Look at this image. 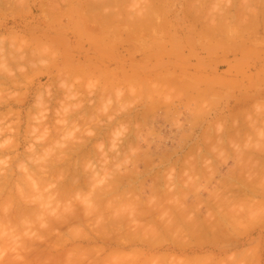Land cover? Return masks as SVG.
<instances>
[{
	"label": "rangeland",
	"instance_id": "374dc122",
	"mask_svg": "<svg viewBox=\"0 0 264 264\" xmlns=\"http://www.w3.org/2000/svg\"><path fill=\"white\" fill-rule=\"evenodd\" d=\"M55 0H0V51H1V55H0V73L2 74L3 72V74L8 78V77H10L9 79L11 80V82H8V84H7V81H9L8 79H6L5 78V76L2 78V77H0L1 78V81H6V83L4 84V82L2 83L1 81H0V84H2V85H0V95H1V99H0V102H1V104H2V102L4 101V105L3 106H5L7 103H9L8 105H6L5 107H3V106H1V104H0V106L1 107H3L2 109L0 108V117H3V119L1 120L0 119V122H3V121H5V119H6V121H5V125H4V127L5 126H9L10 127V129H11V132L12 133H10V129L8 128V126L7 127H5V129H7L8 128V130H9V132L7 131H5L6 133H4L5 135H3V137L2 136H0V138L1 139H3V140H1L0 139V144H3L4 142V146H5V148H7L6 147V145L5 144H8L9 145V143H10V145H13V144H11V142L12 141H14V140H18V139H20V140H18L19 142H20V144H18V148L15 146V145H13V146H15L17 149H15V148H13L14 149V151H13V153L11 152L12 151V149H11V151L10 150H6V151H4L3 153H4V155H3V153H1L0 155L2 156H0L1 157V159H2V162H1V160H0V174H5L6 172V174L8 175V171L10 172V171H12V169L11 168H13L14 167V171H13V173L11 172V174H13V175H11V174H9V176L11 175V176H13L11 179H10V177H9V184H8V182H6V179H4V181L5 182H3V185H5L6 187H4L3 185H2V183L0 182V184L2 185V187L3 188H5V190H3V188H0V190L2 189L3 191H0L1 193H2V195L3 196H1V200L5 197V195H7V192L9 191V189L12 187V184L14 183L15 185H16V183H18V185H14L13 186V194H14V192H15V195L14 196H12L13 197V201L12 200H10L9 198H10V193H11V195H12V191L10 192H8V196H7V199L9 200V202L7 203V206L9 205V203H12V206H13V208H14V206H15V208H16V213H15V210L13 211V208L11 207V212H13V215H12V213L10 212H8L9 210H10V206H11V204H10V206L9 207H7V206H5V211L7 212V214L9 213V216L6 214V213H4V214H6V215H4L3 216V213H2V216L1 217H4V219H6V217H7V225H8V217H9V219H15V218H18V217H20L21 215V217H22V219H20L19 221H20V223L23 221L24 222V224L26 223V221H28L27 220V218L29 219L30 217L32 218V219H29V220H39V217H41V218H43L42 216H40V215H42L41 214V210H42V208L40 209V207L38 206V204H33L32 202V204L31 205H34V206H38L39 208H38V210L40 209V211L41 212H39V211H37V210H35L36 208L34 207V206H32L30 209H27V208H23V206H26V207H30V204H29V202H25L24 200H23V202H25L26 204H29V205H25V203H23L22 202V200L20 201V195H24V194H22L21 193V191L23 190V192H27L25 195H24V197H27L26 195H31L32 193H33V190L35 191V189H36V186H38V189L41 187V186H43L42 184H40L41 182H38V185H34L33 187L31 186V188H32V192H30V188L28 187V186H26V189L23 187V183L24 182H22L23 181V179L21 178V183H20V181L17 179V178H19V177H21L22 175H21V173H20V175L18 174V172H22V174H23V171H25L24 169H26L27 167H28V162H30V163H32V162H34V164H36L38 161L35 159V160H33L32 162L31 161H29V160H22L23 161V163H26V167H24V165L25 164H21V163H19V159H21V157H24L25 158V156L24 155H26L27 153H29V154H31V152H29V151H31V150H33L32 152H34L35 151V149H36V147H37V145H36V143L37 144H39L40 143V141L41 140H43L42 142H44V139H47V138H50L52 141H53V145H51L52 144V141L51 142H49L50 144L49 145H51V146H53V147H50V146H47L46 144V146H45V148L46 147H48L50 150H49V152L51 151V153L53 154H55V153H57V156L58 157H61L60 156V154H62V156H65V155H63L64 153V151H66L65 149H64V147H65V145H69V146H71V147H68L67 148V146L65 147L66 149H69V148H72V147H77V146H81V147H83L84 148V146H85V148H84V151H83V148H81V150L79 149V151L77 152V153H71V152H69L68 154H70L71 153V158H73V159H71L70 158V156L69 157H67V158H70L71 159V161H70V159L68 160V161H70V164L71 163H73V164H71V170L70 171H67L68 170V168L70 169V165H69V162H68V166L67 167H62L61 168V165L63 166L65 163H63V164H61L60 165V167L58 166V168L59 169H63L64 171L63 172H65V171H67L68 173H66L65 172V174L67 175H69L70 174V172H73L72 170H73V168H74V162L73 161H82L83 163H84V159H87V161H88V158H86V156H85V154H88V157H89V153L90 152H93V150L96 148V150H97V152H94L93 154L92 153H90L91 155H90V158H89V161H88V164H87V161H85L86 163H84L85 165L87 164L88 165V167L89 168H91V169H89L88 167L86 168V166H84V164H79V165H81V167L82 168H80V166H78L77 165V162H76V165H77V171H78V173H80V175L82 174L83 175V173H85L84 172V169H83V167H85L86 169H88V170H90V172L87 170V173H85L84 175H86L87 174V178L89 179L91 176L93 177V173H94V169H97V168H95V167H97L98 165H96V164H100V161H102V160H99V159H101L102 157H98V156H96L97 154H98V149L100 148V141L102 142V144H103V141H105L104 142V144L103 145H101L103 148L102 149H106L107 148V152H106V150L104 151V152H106V153H104L103 151H102V149H99V153L102 151L103 153H104V155L105 154H107V155H102L103 156V158H104V160H106V163H104V162H102V164L101 165H99L98 166V169L99 170H103V168L105 167H107V165L106 164H108V165H110V163L112 164V166L115 164H113L112 162H115V160H114V158L116 159V157H122L123 156V154L126 152H128L127 154H129V155H127L126 156V158H128L129 157V159H130V157H131V155H135L136 154V156H140V154H141V157H139L140 159L141 158H144V160H146V161H143V159H138V157L136 158V157H134V159H136V161L137 160H139L138 162H136L134 159H133V156L131 157V159L129 160V159H124V160H121V161H118V163H120L119 164V168H117L118 166V164H116V166L115 167H113V168H111V169H113L112 171H114L113 172V174H114V176L116 177V178H120L121 176L120 175H125L124 174V172H126V170L127 171H129V170H131L132 168L134 169V167L133 166H131L133 163H135V165H136V167H137V170H136V167H135V170H134V172H136V171H142V170H146V168L147 167H149V166H147L146 168H145V166H146V164H145V162H149V161H152V162H149L147 165H150V167H155V166H157V165H159V163H161L162 161L160 160V159H162L163 160V158L164 159H166L167 161H169V159L170 160H172V162L173 163H177L176 165H177V167H176V165H175V170L173 169V172L175 173H177L178 174V172L177 171H179L180 169H181V171L182 170H184V169H182L181 167L182 166H184V165H187L186 163H188V161L186 162V163H184V165H182L183 163L181 162L182 160H183V158L185 157V159L187 158V156L190 154V153H192V154H190L189 155V158H188V160L192 157V156H194L195 154H196V152L198 153L197 154V156L199 155V158L197 157V156H195V157H197L198 158V163L200 162H205V163H201V165H203V166H207V167H205L204 169H207V170H211V172H209V171H202L203 173H201V172H198V171H196L197 169L195 168V170L194 169H192V171L191 172H188L187 173V170H189V168L188 167H194V165H196V164H198L197 163V158L195 159L194 157H193V160L195 159L196 160V164H194V163H192V165L190 164L191 162H189L188 164H190V166H185L184 168H186L187 170H185V172L188 174V175H190L191 177L194 175H196V174H203L202 175V177L204 176V174H205V176H204V178L206 177V175H207V177H206V181H207V178H208V174H215V175H213V177H212V175L211 176H209V177H211V178H209V183L206 185V183H205V181H203V180H199V184L201 185V186H203V188L205 189L206 188V190H204L202 187H200V189H199V185H198V180H195V182H196V184H197V191H200L197 195H199L200 193L202 194H200L198 197H199V199H197L196 200V198H194L193 197V194L192 193H194V195H196V193H197V191H193L192 189H187V187H184V189L186 188L187 189V193H189V191L191 190V194L189 193V196H185V197H183L184 196V194H187V193H184V189H183V186H188V185H186V182H185V185H184V182H183V186H182V183L179 181V180H175L176 182H174V178H173V176L172 175H174L173 174V172L170 170H167V172H170V173H168V174H165L164 176H168L169 175V178L171 179V178H173L172 180L173 181H171L172 182V184H174V186H172V185H168L167 183L169 182V179H168V177L166 176V178H165V180L167 179L168 180V182L166 183L167 185H164L163 183V180L161 181L160 179H164L163 178V174L161 175L160 173H162L165 169V166L167 167V166H169L168 167V169H170V165H168V164H170L171 163V165H173L172 164V162L171 161H169L170 163H167L166 162V160H164V162H166V164L165 163H161L159 166H157L159 169H156L157 167H155V169H154V167H153V169H151L150 167L147 169V172L146 171H142V175H140V174H138V176H137V178L136 179H138V180H136V181H133L134 183H135V185H136V188H139L140 189V187H143V188H141V193L140 194H142V196H141V198L143 197V199H141L140 198V194H139V189L137 190L136 188V192H138V196H139V198L138 199H140V202H141V200H143V202L144 203H147L146 202V199L144 198V197H148L147 199H151L153 196H152V194L154 193L153 192V190L155 191V192H157V193H155L154 194V196H156V199H154V201L156 200V202L154 203V202H152L151 200H150V202H151V204H152V206H149V207H152L153 209H154V207L155 206H153V205H155L156 204V208L159 206H157V201L159 202V198H162V197H164L163 195L166 193V192H168L166 189H164V190H166V192L162 189L161 190V188L160 187H169L168 189H170L171 190V192H172V189H174L176 186H178L179 188L180 187H182V189H180L181 190V192L180 193H178V195L179 194H181L182 192L184 193H182L183 194V196H182V194L181 195H179V196H181L183 199H185V201L184 200H181V201H184L185 203H187V204H190L191 202H196L197 201V203H198V201L199 200H201V202L202 203H199V204H197V203H195V204H197V205H194V207L195 206H197V208L195 207V208H193L191 205H187V204H185L184 203V205L180 202V206H178V207H181V204H182V206H184L185 208L188 206V207H192L193 208V210L194 209H196L195 211H197L198 209V211H199V213L201 214V216L202 217H204V218H201V216H200V214L198 213V211L197 212H195V213H193L192 214V216L194 215V217H197L196 219H194L195 221L197 220V222H199V221H201L200 222V224H199V229L200 230H202L203 228V230L202 231H204V232H206V233H204V232H202V233H204V234H198V232L199 233H201L200 232V230L197 232V230H195L196 229V227L194 228L193 227V225L195 224V222H190L189 224H191L192 225V227L194 228V229H192V227H190V231L192 232V231H196V234H195V236H193L194 234H193V232H192V235H190L189 234V230H188V232H187V234H188V237H187V234H186V232L184 233V235L186 234V236H185V238H187V239H184V241H186V240H188L189 241V239L192 241V242H194V240H195V244H197V243H199V242H201V241H203L204 239H205V237H208V239L209 238H211V239H209V240H211L210 242H212L211 243V245H208V244H210V242L208 241V239H207V243H205V244H201V246H199V245H190V243H192V242H190L189 243V245H187V244H184L185 246H183L184 247V249L182 250V245H181V247H178V246H180V245H178L177 247H176V245L175 244H172V243H175L177 240H174L175 242H173V238H175V239H177V237H179V236H176L177 234L175 233L176 231H177V229L180 231V230H182V228L181 229H179V228H177L176 229V231H175V227H173L174 225H175V222H174V225L173 226H168L169 228H171L172 229V227L174 228L173 230L175 231L174 233L176 234H168L167 235V233L169 232H167L166 233V236H165V233H164V230L166 231V230H168L167 229V227L166 226H164V227H166L165 229H163L164 227H163V225L165 224V222L167 221V220H165V221H163L165 218L167 219V217L169 216V215H173V216H170V217H172V218H168L169 220H171L172 221V219L174 220V219H180L179 221H177V222H183V223H181L182 224V226H183V228L184 229H187V228H185L186 227V224L188 225V221L191 219V216H190V214L192 213H186V211H190V210H192V208L190 209H188V207H187V209H183V207H182V209H178V208H176V206L177 205H175V204H178V203H175L174 204V202H173V204L175 205H173L174 207H175V209L177 210V211H181V212H183V211H185L184 213H182V215H181V213L178 215V213H176L175 211H173V210H171L172 212H175V215H174V213H171V211H168V212H170L168 215L167 214H165V213H162V211L164 210V207L168 204V203H170V205L169 206H171V202H172V200L173 201H175L176 199H177V197L175 198V194L177 193H174V198L173 199H171L172 198V196L170 197V200H171V202H169L167 199H169V195H167V197L168 198H166V197H164V198H166L165 200H167L168 201V203H166V201L165 200H163L164 198H162L161 200H160V202L162 203L163 201L165 202H163V204L165 205L164 207H161V208H159L160 210L158 211V213L159 212H161V214L159 215L157 212V215L160 217V218H162V219H160L159 217L157 218L156 216V213L154 214L153 213V215H156L155 217L157 218L156 219V221L158 220H160V221H163L164 222V224L161 226L160 225V223H157V225L159 224V227L162 229L161 231H159L160 230V228L158 229V232H157V230H155V234H159L160 232H163V233H161V234H163V238H164V240H165V238H166V240H167V242H166V240L164 241L165 242V244H163V242H162V239L160 240V242H162V244L160 245V244H158V246L157 245H153V244H155V243H159V241L158 240H156V238H157V236H158V234H157V236H156V238L155 237H153L154 235L152 234L153 232H152V230L155 228L154 226H156V228H158V226L156 225V221L155 222H152V223H150L152 220H151V217L148 219V220H151L149 223H147V225H144L143 226V223L144 222H146V218H144V220L145 221H143V219H141V221H139L140 219H138V217L136 218L135 216H134V219H138V221L136 222H134V220L133 221H131L132 219H130V221H127V220H125L126 222H128V224L124 221V218H123V221H120V219L121 218H119L120 216H119V213L122 211L121 209L124 207V204H122V202H126V199H128L129 197H127L126 198V195H128V196H130L131 194H135L136 192H134L135 191V189H134V187L135 186H133V188H132V186H130L129 185V183L131 182V184H133L132 183V180L133 179H131L132 177V174L134 173L133 171L130 173V171H129V173L131 174H129L128 176H130V179L131 180H128L127 178H128V176H127V174L123 177L124 179L122 180V177H121V181H123L122 182V185H120L121 183H120V180H118V179H114L115 177L114 176H112V171H111V169H110V173H109V175H110V177L112 178V181H114L115 182V180H118L119 181V185L120 186H122V187H118V189L116 188V186H113L112 188H116L117 190H119V193L118 192H112V191H114L113 189L112 190H107L106 189V192L108 191V192H112V195H111V193H107V195H111V197L114 195V197H115V193H117V194H120V196H121V200H119V195L117 196V198H115L114 199V197L112 198V200L114 201H111L110 199H111V197L109 198V199H107V200H109V202L110 203H108L107 202V200L106 199H104V197H105V194L103 195V193H104V191L102 190V189H105V188H109V187H111L112 186V184H116V183H114V182H109L111 185H109L108 186V184L106 183V185L108 186H104V188L102 187L103 185H102V183L100 184V185H102L101 187H102V194L100 195L101 197V199H99V200H103L104 199V201L105 202H107V204L108 205H112L114 208H118V206H119V208H120V204L121 205H123L122 206V208H118L119 210V213H118V215L117 214H115L116 212H118L117 210L115 211L114 209H113V211L109 208L108 209V212L109 211H111V217L108 219V217L107 216H105V215H103L102 213H100V212H103L102 210H103V208H105V210H107V206L108 205H105V202L103 203L104 205H103V208H101L102 207V205H100V210L101 211H99V213L100 214H102V217L103 218H101L100 217V214H97V215H99V219H97L98 217H97V215H96V221L95 220H91V219H95V218H93V217H95V215L94 214H92L91 212H93V210L91 211V210H87V207H84L83 209L81 208V206H80V204L82 205V204H84V200H82V198H83V196H84V198H85V195H86V190L88 189V191H87V194H92V196H94V198L96 197L95 195H93V193L95 192V194L97 193V192H99V188L97 187L96 189H98L97 191H94V190H96V189H93L92 187V185H94V188H95V182L93 183V182H87L86 180H84V178H85V176L83 175V178H82V175H81V177H80V179L81 180H79L81 183H80V186H79V188H76V190L73 188L72 190H70V193L72 194V193H74V196L75 197H77L78 195H82V193H83V196H81L80 195V197H82L81 198V201L83 202V203H81V201H80V199H79V197L78 198H76V199H79V206L77 205L78 203H76V202H78V201H75L74 203H76V207H75V205L73 204V206L75 207V208H71L72 209V211L70 212V215L72 216V218H74L75 216H77V217H75V219L76 218H80L81 219V217H80V215L82 216V217H84L83 219H85L86 217L88 218V220L90 219V221H95V223L98 221V220H105L106 221V223H105V221L103 220V225H101V223L100 222H98L101 226H103V227H106L107 226V230L109 231V232H114V233H110V235H112V234H115L116 235V233L119 231V230H121V231H123V230H125L124 232L126 233H128V234H126V236H127V238L129 237V230L130 229H133V228H135L134 226H133V228H131L132 227V225L134 224V225H136L137 227H138V224L137 223H139V225H140V227H141V229H143V231H141V229L139 228V231L141 232L140 233V236H141V234H142V236H145V234L143 235V233H146L147 232V230L149 229V225H153V227H152V225H151V227L153 228L152 230H151V228L149 229V230H151V235H150V237H149V240H151L150 238L151 237H153L154 238V240L156 241V242H154V243H151V242H153V241H151V242H147V244L145 243V241H144V243H145V245H144V243L142 242L143 240H141L140 238H138L139 239V241L136 239V241H135V238H137L138 237V230L136 231L135 229L137 228H135V229H133V231L135 230V232H136V235L135 236H133V237H135L134 238V242H130L129 244H128V242L130 241V239L128 238L127 239V241L125 240V244H126V242H127V244L125 245L124 244V242L122 241L121 243H119L120 242V240H119V242H118V240H117V242L118 243H116L115 241L116 240H114L113 242L111 241V243H110V238H113V239H116V237H117V239H119V237L118 236H120L122 233V236L126 239V236H124L125 235V233L124 232H121L120 233V235H118V233H117V236H115V235H113L114 237H109L110 235H109V233L108 232H105V234L109 237V239L108 238H104V237H107L106 235L102 238H100V239H98V238H96V239H94V238H92L93 236H99L100 235V231L102 232L103 230L104 231H107L105 228H103V230H101V229H99V228H101L100 226L98 227V226H96L94 223H92L91 222V224H94L93 226L90 224V222L89 223H85L84 221H83V219L82 220H80L79 218V220H80V222L81 221H83L84 222V226L82 225L83 224V222H82V224L80 223V225H82V227H83V229H85V228H87L86 227V224H87V226H89L87 229H85V230H89L88 232L90 233L91 231H90V229L92 230V227L94 228V229H96L95 228V226L96 227H98L97 229H99L98 231V233H95L96 232V230H95V232H94V229H93V233L91 232L90 233V236L89 237H91V238H89V237H87V236H85V240L83 239V237H82V234H80L81 235V238H79L78 237V239H75V241H74V237H77V234L78 233H76L75 232V230L77 231V232H85V230L83 231L82 230V228H80V230L81 231H78L79 230V228H78V226H77V224H79V223H77L78 221H76V220H78V219H72V218H69V217H71V216H69V213H68V215H67V217H66V215L64 216V212L63 211H65V214H67L66 213V210H68V212L70 211V204H71V202L73 203V199L75 198H72V201H71V197H73L72 195H70L69 197H70V202L69 201H66V203L68 202V204L70 205H68V204H66L65 202H63V200L61 199H58L59 197V191H61V190H58V192L57 193H53V197H58V198H54V200L56 201V199H58V200H60V201H62L65 205H68V208L69 209H66V210H64L65 209V207H61V206H63L64 204L62 203V202H60V203H58L57 204V202H59V201H57V202H55L54 200H50V202H48V204H50V203H52L51 201H54V208L56 209V207H55V203H56V206L58 205V210H56V211H53L54 213L56 212L58 215L62 212L63 213V216L61 215H57L56 213V215L55 216H58V218H61L62 217V219L61 220H64L63 218H65L66 217V221L64 220V222L61 224V220H60V224H61V226L60 225H58L57 223L58 222H55L57 219L55 218L54 219V222H53V213L51 214L50 213V215L52 216V219H50V215L47 213L49 210L51 211V209H48L49 207H47V209H46V212H45V207L47 206V204L45 205V203L43 204L42 203V201L43 200H47V199H41L42 197H45L44 195H42L40 192H39V194H41L42 196H41V198L39 197V198H36V200L35 201H37V199H40V200H42V201H39L40 203V206L42 207L43 205V210H44V212L46 213V214H48V216H50L49 217V219L51 220L50 221V223L51 222H53L52 224H54V223H56L54 226L56 227H58V230L56 231V232H54L56 229L54 228V229H52V227L50 226H48V224H49V222H47L46 223V221L45 220H42V219H40L41 221H43L45 224H47V226L44 224V223H42V227L43 226H45L43 229H45V231H43V229H42V227H41V229H40V234H41V232H42V234L41 235H39V236H43V237H39L37 234L39 233V231L37 232L36 230H39V228H38V225H36V226H34V228L32 227V225H34L35 223H33V222H27L28 223V227L29 226H31L32 228L31 229H26V231H24L25 229H23V231H22V228L23 227H25V225L23 224L21 227L18 225V223H17V221H15L14 222V220H12L13 222H11L12 223V225H13V223H14V225H16L15 223H17V228L14 230V231H16V230H18V229H20L21 228V231L22 232H19V230L18 231H16L17 233L19 232L20 234L19 235H16V234H14V235H16V239L17 240H15L16 242H18V241H20V240H22V243H23V245H25V241H26V243H29V242H31V241H33V239L34 238H36L37 236V238H36V240L34 241V244H33V242L31 243V245L30 246H32V247H34V245L36 246L35 247V252H36V250L39 252V255H41L42 253H44L43 251H45L46 252V254L44 253V254H42L41 256H45V258H47L48 256H50V252L53 254V256H50V257H48L49 258V260H51L52 258H54L55 257V254H56V252H57V254H58V252L60 253L61 251H62V253H63V250H67V249H69V248H71V250L69 249L68 251H66V252H68V253H66V252H64V258L62 257V256H60V258L62 259H65L66 258V255L67 254H69V252L71 251V254H73V251H72V249L74 250L75 248H78L79 246H78V244L80 245V244H82L83 246L82 247H85L86 248V246L87 247H92V245H94V243H95V245L97 246H99L98 247V249H97V247L95 246V249L94 250H92L93 248H91L90 247V249L88 248V250H86V251H88V253L89 254H87V252L86 251H84V249H83V251H84V253H86V254H84L83 252H81L82 253V255L80 254V252H79V254L83 257V255H85V256H87L88 257V255H90V252H89V250L91 251L92 250V252L93 251H97V252H93V255H90L89 256V260H92V262L90 261V264H92L93 263V261L95 260H97V261H99V260H101V259H105V258H102V257H106L105 255H108L107 254V251L108 252H111L112 253V255H113V253H116L117 252V255L119 254V256H116V257H118V258H120L119 260L121 261V256L120 255H122L121 253H118V251H120L121 250V248H122V250L121 251H124L125 249H126V252H127V254L129 255L132 251H130V249H132V250H135V249H133L134 247L135 248H137V249H139L140 248V250L141 251H143V252H141L142 253V255H143V253H144V257H142L141 256V258L139 257V259H138V261H137V257H138V255H136L137 257H136V262H138V263H130V264H142V263H147L148 264V262H147V257H149L148 258V260L149 259H152L153 258V254H156L155 256H157L156 258H158V255L159 256H161L162 255V257H163V255H165L164 256V259H165V257H166V259L168 260V258H170L169 260H173L174 261V263L175 264H177L176 262H177V260H179L180 261V263L181 264H183V262H181V260L183 261V258H185L186 257V254L188 255L187 257L191 260V261H193V263L194 262H197L198 260H197V258L198 259H201V258H199L200 257V255H201V257H203L204 255H207L206 257H203V259L204 258H207L208 256L210 257V258H214V260H211L209 257L207 258V259H210L211 261L210 262H207L208 264H211V263H213V264H217V263H219V261L221 262L220 264H232V263H236L235 261H237L238 260V262L239 263H237V264H248L250 261L248 260V259H250V258H252V256L253 255H255V254H257L258 252V256L260 257L259 258V261L257 262L255 259H257V257L255 256H253V259H254V261L256 262V263H258L259 264V262H260V264H264V203H262V202H264V201H262V202H260L261 200H264V199H261L262 198V196H264L263 195V190H264V165H262L261 166V168H260V165H259V167H258V165H257V163L259 162H257L256 163V161H255V158H257L258 156L257 155H259L260 157L263 155L264 156V115L262 116H260V118H258V117H256L257 115V113L258 114H264V23L262 22L264 19L262 18V15L264 16V10L262 11V9H263V7H264V5H261L263 2H264V0H128L130 3H128V1L126 0V4L124 5V3H123V1H125V0H123V1H121V0H67V1H69V2H67L66 3V0H56L55 2H54ZM63 1V2H62ZM64 1H65V3H64ZM115 1V2H114ZM117 1V2H116ZM118 1H119V3H118ZM151 1V2H150ZM57 2H59V3H57ZM62 2V3H61ZM94 2H96L95 4H94ZM103 4H102V3ZM104 2H105V4H104ZM120 2H121V4H120ZM46 3L48 4L49 3V5H46ZM53 3V5L54 4H57L58 5V9H57V5H55V7L54 6H52L51 4ZM63 3H64V7H63ZM154 3V4H153ZM59 4L60 5H62L61 7H59ZM102 4V5H101ZM150 4H153V6L152 5H150ZM264 4V3H263ZM92 5H94V7L92 6ZM100 5V6H99ZM123 5V6H122ZM49 6V7H48ZM50 6H52V7H50ZM66 6V7H65ZM69 6V7H68ZM92 6V7H91ZM95 6H96V8H95ZM148 6H150V7H153V8H155L156 9V11L158 12V10H161V11H159L158 13H156V11H155V9H153V8H148ZM155 6V7H154ZM164 6V7H163ZM48 7V8H47ZM54 7V8H53ZM124 7H127V8H125L124 9ZM158 7V8H157ZM163 7L164 9L162 10L161 8ZM50 8V9H49ZM51 8H52V10H51ZM55 8H56V10H55ZM54 9V10H53ZM60 9V10H59ZM62 9V10H61ZM146 9H149V12H151V15L149 16L148 15V10H146ZM51 10V11H50ZM58 10V11H57ZM124 10V11H123ZM154 11L153 13H152V11ZM245 10V11H244ZM260 10V11H259ZM49 11H50V14H49ZM121 11V12H120ZM146 11V12H145ZM164 11V12H163ZM257 12V13H254V12ZM145 12V13H144ZM263 12V13H262ZM121 13V14H120ZM156 13V14H155ZM244 13V14H243ZM52 14V15H51ZM63 14V15H62ZM49 15H51V16H49ZM65 15V16H64ZM94 15V16H93ZM122 15V16H121ZM256 15H258V19H257V17H256ZM61 18H60V17ZM68 17V18H67ZM141 17V18H140ZM60 18V19H59ZM146 18V20H144V22H143V19H145ZM149 18H152V19H149ZM55 19V20H54ZM139 19V20H138ZM149 19V20H148ZM256 21H255V20ZM262 19V20H261ZM137 20H138V22H137ZM151 20H152V22H151ZM54 21V22H53ZM59 21V22H58ZM139 21H142V22H139ZM145 21H147V22H145ZM151 23H150V22ZM255 21V22H254ZM246 22H249V24L251 25V24H253V22H254V24L252 25V26H250L248 23H246ZM252 22V23H251ZM257 22V23H256ZM260 22V23H259ZM136 23H141V24H143V25H141V24H136ZM148 23V24H147ZM151 24V25H150ZM154 24H155V26H154ZM136 25L138 26L137 27V31L135 30V28H136ZM146 25H150V26H148V30H146L145 31V29H147V26ZM257 25H260V26H257ZM143 26V27H142ZM151 26H152V29H151ZM135 27V28H134ZM140 27H141V29H140ZM256 27H257V29H256ZM143 28H144V31H143ZM253 28V29H252ZM256 30H255V29ZM127 29V30H126ZM129 29V30H128ZM139 29V30H138ZM151 31H150V30ZM132 30H134L137 34H135V32L133 31L132 32ZM142 30V31H141ZM127 31V32H126ZM131 32V34H132V36L131 35H129V32ZM141 32V34H139L140 32ZM15 33V34H14ZM128 33V34H127ZM10 34V35H9ZM138 34H139V36H138ZM4 35V36H3ZM18 35V36H17ZM137 35V36H136ZM11 36H13V37H11ZM16 36V37H15ZM36 37V38H35ZM23 40H25V41H22V39ZM37 38H38V41L36 42V40H37ZM13 39V40H12ZM11 40V41H10ZM30 40V41H29ZM34 40V41H33ZM39 40H40V42H39ZM31 41H33V43L31 42ZM19 42V43H18ZM29 42V43H28ZM43 42V43H42ZM31 43V44H30ZM40 43V44H39ZM13 44V45H12ZM16 44V45H15ZM29 44V45H28ZM45 44V45H44ZM7 45H8V47H7ZM36 47H34V46ZM4 46H5V48H4ZM44 46V47H43ZM51 46V47H50ZM42 47V48H41ZM4 49V51H3V49ZM16 50H15V49ZM34 48V49H33ZM38 48V49H37ZM53 48V49H52ZM13 49V50H12ZM22 49V50H21ZM25 49V50H24ZM30 49H32V50H30ZM5 51H6V53H5ZM26 51V52H25ZM46 52L47 54L45 55L44 54V52ZM52 51V52H51ZM57 51V52H56ZM3 52V53H2ZM9 52V53H8ZM13 52H15V53H12ZM22 52V53H21ZM40 52V53H39ZM51 54H50V53ZM18 53H19V55H18ZM3 54V55H2ZM4 54H6V55H4ZM30 54V55H29ZM37 54V55H36ZM44 54V55H43ZM13 55V56H12ZM22 55V56H21ZM35 55V56H34ZM52 55V56H51ZM9 56V57H8ZM25 56V57H24ZM46 56H48V57H46ZM51 56V57H50ZM18 57V58H17ZM29 57V58H28ZM42 57H45V58H42ZM28 58V59H27ZM48 58V59H47ZM5 59V60H4ZM2 61H4V62H2ZM20 63V64H16V63ZM23 62V63H22ZM2 64V65H1ZM3 64H5V65H9V66H5V65H3ZM16 64V65H15ZM24 64V65H23ZM12 65V66H11ZM15 65V66H14ZM18 68V69H17ZM21 68H22V70H21ZM3 69V70H2ZM8 69H10V70H12V71H8ZM65 69V70H64ZM66 69H68V70H66ZM6 70V71H5ZM14 70H16V71H14ZM21 70V75L23 76H19L20 75V71ZM61 70L63 71V72H61ZM81 70H83V72L81 71ZM8 71V72H7ZM19 73H18V72ZM14 73V74H13ZM62 73V74H61ZM10 74H12V76L14 77V78H18L17 79V81H19V82H15L16 83V86H18V87H16L15 85H12L13 83H12V76L10 75ZM1 76V75H0ZM18 76V77H17ZM67 76V77H66ZM112 76V77H111ZM160 76V77H159ZM164 76V77H163ZM64 77V78H63ZM109 77V78H108ZM114 77H115V79H114ZM157 77V78H156ZM104 78H105V80H104ZM155 78V79H154ZM3 79V80H2ZM67 79V80H66ZM168 80V81H166V80ZM13 80H15V79H13ZM65 80V81H64ZM104 80V81H103ZM112 80H113V82H112ZM115 80H116V82H115ZM154 80V81H153ZM16 81V80H15ZM106 81V82H105ZM118 81H120V82H118ZM149 81V82H148ZM163 81H165L164 83H163ZM173 81V82H172ZM100 82V83H99ZM112 82V83H111ZM131 82L133 83V84H131ZM151 82H153V83H151ZM172 82V84L173 85H171L170 83ZM175 82V83H174ZM14 83V84H15ZM19 83V84H18ZM63 83H67V84H63ZM106 85H105V84ZM111 83V84H110ZM115 83H117V84H115ZM163 83V84H162ZM170 85H169V84ZM4 84V85H3ZM99 84H101V85H99ZM112 84H114V86L116 85L117 87H119L118 85H120V89H121V91L119 90V88H116V86L114 87V86H112ZM129 84V85H128ZM157 84V85H156ZM176 84H178V85H176ZM182 84V86L180 87V85ZM6 85H8L7 86V88H6ZM125 85V86H124ZM131 85H132V87H131ZM176 85V86H175ZM98 86V87H97ZM150 86V87H149ZM169 86V87H168ZM171 86V87H170ZM2 87V88H1ZM16 87V88H15ZM124 87V88H123ZM159 87H160V90H159ZM15 88V89H14ZM69 88H70V90H69ZM97 88H98V90H97ZM109 90H108V89ZM115 88V89H114ZM126 88V89H125ZM132 88H133V90H132ZM167 88V89H166ZM71 89H72V91H71ZM101 89H102V91H101ZM111 89V90H110ZM123 89V90H122ZM129 89H130V91H129ZM205 89H209L208 91L207 90H205ZM49 90H51V91H49ZM65 90H67V91H65ZM117 90H119V91H117ZM131 90H132V92H131ZM177 90V91H176ZM203 90L204 91H206V93H205V96H203L204 95V92H203ZM212 90V91H211ZM3 91V92H2ZM69 91V92H68ZM93 91H95V92H93ZM101 91V92H100ZM128 91V92H127ZM209 91H210V93H209ZM263 91V92H262ZM2 92V93H1ZM52 92H54V93H52ZM119 92V95L117 94L116 95V93H118ZM123 92V93H122ZM134 92H135V94H134ZM178 92V93H177ZM197 92V93H196ZM198 92H199V94H198ZM202 92V93H201ZM260 92V93H259ZM48 93V94H47ZM66 93V94H65ZM100 93V94H99ZM105 95V96H103V94ZM121 93H122V95L124 94L125 96H122L121 95ZM190 93H191V95H190ZM208 93V94H207ZM214 93H216V94H214ZM259 93V94H258ZM44 94V95H43ZM50 94V95H49ZM55 94V95H54ZM74 94V95H73ZM134 94V95H133ZM136 94H137V96H136ZM173 94V95H172ZM189 94V95H188ZM198 94V96H196ZM201 94V95H200ZM203 94V95H202ZM211 96H210V95ZM214 94V95H213ZM218 94V95H217ZM258 94V95H257ZM46 95V96H45ZM100 95V96H99ZM129 95V96H128ZM177 95V96H176ZM192 95H193V97H192ZM195 95V96H194ZM219 95L221 96V98L219 97ZM256 95V96H255ZM50 96V97H49ZM56 96V97H55ZM58 96V97H57ZM68 96V97H67ZM70 96V97H69ZM175 96H176V98H178V96H179V99H176L175 98ZM203 97L202 98V100L200 101L198 98H200V97ZM207 96V97H206ZM208 96H210V97H208ZM214 96H218L217 98H220L219 100L216 98V97H214ZM242 96V97H241ZM252 96V97H251ZM259 96H260V98H259ZM38 97H39V99H38ZM46 98V97H48V98H46L44 101H43V99L42 98ZM53 97V98H52ZM65 97H66V99H65ZM104 97V98H103ZM120 97V98H119ZM125 97V99H123ZM165 97V98H164ZM191 97V98H190ZM195 97H198L197 99H194L193 100V98H195ZM212 97V98H211ZM244 97V98H243ZM248 97H250V98H248ZM263 97V98H262ZM8 98V99H7ZM55 98V99H54ZM64 98V99H63ZM152 98H153V100H152ZM157 98V99H156ZM172 98V99H171ZM238 98H240V99H238ZM4 99V100H3ZM8 101H7V100ZM17 99V100H16ZM20 99V100H19ZM51 99V101H49V100ZM63 99V100H62ZM101 99H102V103H101ZM162 99V100H161ZM168 99V100H167ZM201 99V98H200ZM259 99V100H258ZM3 100V101H2ZM6 100V101H5ZM12 100V101H11ZM60 100V101H59ZM65 100V101H64ZM122 102V103H120V101ZM126 100V102L124 103V101ZM165 100H167V101H165ZM173 100H174V102H173ZM179 100V101H178ZM257 100V101H256ZM19 101H21V102H19ZM47 101V102H46ZM54 101H55V103H56V105H55V103H54ZM69 103H68V102ZM119 101V102H118ZM142 101H143V103H142ZM151 101V102H150ZM155 101V102H154ZM171 101L173 102L172 104H171ZM197 101V102H196ZM200 101V102H199ZM253 101V102H252ZM5 102H7L6 104H5ZM15 102V103H14ZM46 102V103H45ZM61 102V103H60ZM63 102V103H62ZM65 102V103H64ZM67 102V103H66ZM154 102V103H153ZM158 102V103H157ZM166 102V104H167V107H166V104H163V103H165ZM239 102V103H238ZM49 103V104H48ZM59 103H60V105H59ZM73 103V104H72ZM75 103V104H74ZM119 103H120V105H119ZM152 103H153V105H152ZM155 103H157V104H155ZM170 103V104H169ZM238 103V104H237ZM243 103V104H242ZM253 103V104H252ZM38 105V106H36V105ZM44 104H46L47 106L45 107V105ZM61 104L63 105V106H65V107H62L61 106ZM66 104V105H65ZM67 104H69V105H67ZM72 104V105H71ZM78 104H81V105H78ZM105 104V105H104ZM143 104V105H142ZM151 106H150V105ZM154 104H155V107H153L154 106ZM176 104V105H175ZM244 106V107H242V105ZM251 104V105H250ZM260 104H261V106H260ZM42 105V106H41ZM76 105V106H75ZM83 105V106H82ZM101 105V106H100ZM104 105V106H103ZM125 105V106H124ZM196 105V106H195ZM238 105V106H237ZM250 105V109H249V106ZM259 105V106H258ZM9 106H10V108H9ZM34 106H36V107H34ZM44 106V107H43ZM57 106H58V108H57ZM67 106L69 107V109H65V108H67ZM85 106V107H84ZM103 106V108L104 107H106V108H104V109H101L100 107H102ZM118 106V108H116ZM146 106H149L150 107V110H152L153 108H155V109H153L154 110V112H153V110H152V112L154 113H152ZM159 106V107H158ZM169 106V107H168ZM173 106V107H172ZM193 106H195V108L193 107ZM33 107V108H32ZM50 107V108H49ZM78 107H79V109H80V111H76V114L74 115L73 113L74 112H72L71 113V111L73 110L74 111V109L76 108L77 110H79L78 109ZM81 107H82V109H81ZM92 109H91V108ZM140 107V108H139ZM151 107H152V109H151ZM157 107H158V109H157ZM171 107V108H170ZM238 107V108H237ZM240 107H242V109L244 110V111H246V114L249 112H251L252 110H254L255 109V107H256V110L258 111H256V110H254V111H252L251 113V115H249V114H247V116H245L246 118H248L247 120L246 119H244V120H246V121H244L243 120V116H242V113H244V111L243 110H241V108ZM253 107V108H252ZM260 107H262V112H261V110H260ZM12 108V109H11ZM49 108V109H48ZM59 108H60V110H59ZM70 108H72V109H70ZM84 108H85V110H84ZM88 108H90V110H88ZM166 108H168V109H170V110H168V111H166ZM179 108H180V111H179ZM193 108L194 109H196V111H194L193 110ZM247 110H246V109ZM6 109V110H5ZM45 109V111H43ZM95 109V110H94ZM117 109V110H116ZM149 111V113L146 111ZM175 109H176V111H175ZM177 109H178V112H177ZM232 109H234V110H232ZM236 109H240V112L238 111V115L239 116H237V114H235V116H234V114H233V116L234 117H237V118H235V119H233L232 121H231V118H233V116H231L232 114H231V111H234V112H236ZM260 110V112H259V110ZM19 110V111H18ZM26 110V111H25ZM42 110V111H41ZM53 110H55V113H54V111ZM57 110H59V112L61 111V112H63V114L61 113H59V114H57L58 113V111ZM65 110H67V111H69L72 115V117L71 118H73L74 119V117L73 116H75V117H78V116H80L79 118H77V119H79L78 121L79 122H77V120L76 119H74L75 121H73V122H68L71 126H72V124H74V125H76V126H74V128L73 127H70V128H72V129H69V127H67L68 129H69V131H67V133H66V131H63L64 133H62V134H65V136H62V135H60V131H59V135L57 134V137L59 138V139H56L57 137H56V135H53L52 133H54V131H55V127L54 126H56L57 127V125H58V128H59V126L61 125L60 123H62L61 121L63 120V117H65V114H69L67 111H66V113H65ZM71 110V111H70ZM102 110V111H101ZM140 110V111H139ZM144 111V113H143V111ZM190 110H193V113H192V115H194V116H192L191 117V111ZM249 110V111H248ZM251 110V111H250ZM6 111H7V113H6ZM10 111V112H9ZM13 111V112H12ZM16 111V112H15ZM29 111H31L30 113H29ZM38 111V112H37ZM87 111H89L88 113H84V112H87ZM92 111V112H91ZM93 111H96L98 114H100L101 113V115L100 116H103V114L105 113H107L106 115H108V117H106L105 115V117L103 116V117H101V119H99L100 117L98 116V114L96 113V112H94L93 113ZM135 111L137 112H142V113H135ZM243 111V112H242ZM19 112H21V113H19ZM129 112V113H128ZM146 112L148 113V114H146ZM166 112V113H165ZM167 112H168V116H167ZM195 112V113H194ZM255 112H257L256 114H255ZM10 113V114H9ZM12 113V114H11ZM14 113V114H13ZM15 113H17V114H15ZM79 113H80V115H79ZM82 113V114H81ZM174 113H177L176 115H174V116H176V117H172V115L174 114ZM178 113H179V115H178ZM197 113V114H196ZM231 115H230V114ZM18 114L20 115V116H18ZM44 114V115H43ZM78 114V116H76ZM85 114H86V116H85ZM93 114H94V116H93ZM95 114H97V116L95 115ZM112 114V115H111ZM115 116H114V115ZM117 114V115H116ZM119 114V115H118ZM125 114V115H124ZM127 114V115H126ZM134 114V115H133ZM136 114H137V117H136ZM143 114H145V115H143ZM152 114V115H151ZM195 114L199 117L200 116V119L198 118H196V116H195ZM246 114H244V115H246ZM253 114H255L254 116H252ZM5 115H7L6 117H4ZM9 115H10V117H12L11 119H10V117H9ZM22 115V116H21ZM27 115H28V118H27ZM56 115H57V117H56ZM60 115V116H59ZM70 115V114H69ZM68 115V116H69ZM88 115V116H87ZM129 115V116H128ZM131 115V116H130ZM141 117H140V116ZM178 115V116H177ZM181 115V116H180ZM224 115L226 116V118H224ZM229 115L231 116V118L229 117ZM26 116V117H25ZM29 116H30V118H31V120H32V122L29 120L30 118H29ZM37 116H38V119H37ZM42 116V118H40V117ZM45 116V117H44ZM59 116V117H58ZM96 116V117H95ZM123 116V117H122ZM147 116H149V117H147ZM180 116V117H179ZM223 118H221V117ZM248 116H252V118L251 117H248ZM259 116V115H258ZM33 117H35V118H33ZM43 117H44V119H43ZM67 117V116H66ZM66 117L64 118L66 121H68L67 119H66ZM83 117V118H82ZM93 117V118H92ZM95 117V118H94ZM99 117V118H98ZM114 117H115V120H114ZM117 117V118H116ZM121 117H122V119H121ZM133 117V118H132ZM138 118V120L136 119V118ZM143 117V118H142ZM156 119H155V118ZM159 117V118H158ZM179 117V118H178ZM220 117V119L221 120H219L218 118ZM241 117V118H240ZM253 117H256V118H258V120H256L255 121V123L257 124H255V123H253V121L254 120H250V121H248L250 118L251 119H253ZM7 118H8V120H7ZM56 118V119H55ZM68 119H70L71 120V118L70 117H67ZM86 118V119H85ZM87 118H92V119H90L89 120V122H88V119ZM97 118L99 119V120H97ZM127 118V119H126ZM134 118H135V120H134ZM144 118H147V119H144ZM176 118V119H175ZM191 118V119H190ZM194 120H193V119ZM198 120H196V119ZM201 118H203V120L201 119ZM230 120H229V119ZM241 119V122H239L240 121V119ZM40 119H41V121L42 122H45V123H42V122H39L38 123V121H40ZM49 119V120H48ZM54 119V120H53ZM82 119H83V123L81 124V121H82ZM84 119L86 120L85 122H84ZM121 119V120H120ZM139 119H140V121H139ZM142 119V120H141ZM145 121H144V120ZM152 119V120H151ZM176 120V121H174V120ZM225 119V120H224ZM228 119V120H227ZM237 119H239L238 121H237V123L235 122ZM22 120H23V122H22ZM27 120H28V122H27ZM51 120V121H50ZM59 120V121H58ZM64 120V121H65ZM93 120L96 122V120L98 121V122H96V125H95V123H91V121L93 122ZM119 120H120V122H119ZM129 120V121H128ZM147 120V121H146ZM151 120V121H150ZM153 120H155V121H153ZM190 120V121H189ZM193 120V121H192ZM213 120H217L216 121V123L218 122V124L216 125V123H214V124H212V122H213ZM219 120V121H218ZM12 121V122H11ZM29 121H30V123H29ZM46 121H47V123H46ZM50 123H49V122ZM57 121H58V124H57ZM64 121H63V125H61V126H63L62 128L64 129V127L66 126H64ZM114 121V122H113ZM127 125H125L123 122ZM135 121V122H134ZM137 121L139 122V123H137ZM142 121V123H146V127L144 126V124L142 125L140 122ZM151 123H150V122ZM153 121V122H152ZM180 121V122H179ZM189 121V122H188ZM192 121V122H191ZM221 121V122H220ZM243 121L244 122H248V124H249V122H250V124H255L254 125V127H248V126H246V125H244V124H246V123H244L243 125H242V127H241V129L240 130H242V132L244 133V131H246V130H248V131H246V134L245 135H242L241 134V132H240V134H239V128H240V124L239 123H243ZM15 122L17 123V124H15ZM56 122V123H55ZM60 122V123H59ZM76 122V123H75ZM89 123V124H92V126L90 125H87V123ZM100 122H103V124H102V126H101V130H102V132H100ZM109 122V123H108ZM117 122H119V123H117ZM129 122V123H128ZM178 122H179V126H178ZM193 122H195V123H197L198 122V124H199V126H198V124H193L194 126H195V128H194V126L192 125V123ZM208 122V123H207ZM215 122V121H214ZM224 122H227L226 124L224 123ZM229 122H232L233 124H235L236 126H232V127H228V126H230V125H228L229 124ZM252 122V123H251ZM3 123H2V125H3ZM27 123H29V124H33L34 126H40L41 124H42V126H44L43 124H46L45 126H44V129H43V131L45 132V133H43L42 131V135L40 134V128H36L35 127V129L33 130V131H35L36 133H38V135H41V137H43V135L44 134H48V136L46 137L45 135V138L43 137V139L40 137V136H38L35 132L33 133L30 129H28L29 130V132H28V134L26 135V134H24V133H26V131H28L27 130V128L29 127V126H31V125H28ZM41 123V124H40ZM52 123H54V124H52ZM66 123V122H65ZM68 123H66V124H68ZM78 123V124H77ZM79 123H80V125H79ZM106 123H108V125L106 126L107 128H105V124ZM112 123V124H111ZM138 125H137V124ZM175 123H177V124H175ZM220 123H224L223 125L221 124L220 125ZM11 124L14 126H11ZM83 124H85V126H82ZM111 124V125H110ZM115 124H116V126H115ZM118 124V125H117ZM131 124V125H130ZM134 124H136L135 126H133ZM151 124V125H150ZM184 126H183V125ZM203 124V125H202ZM211 124V125H210ZM231 124V123H230ZM238 124V125H237ZM247 124V125H248ZM252 124V125H253ZM0 125H1V123H0ZM19 125V126H18ZM47 125H50V126H47ZM52 125H54V126H52ZM79 125V126H78ZM87 125V126H86ZM113 125V126H112ZM129 125V126H128ZM141 125V126H140ZM163 125H165V126H163ZM177 125V126H176ZM197 125V126H196ZM207 125H209V127L207 126ZM212 125H216L215 127H216V129H215V127L214 128H212ZM226 125V126H225ZM251 125V126H252ZM28 126V127H27ZM34 126H31V128L32 127H34ZM48 128H47V127ZM69 126V125H68ZM79 127V129H78V127ZM81 126V127H80ZM96 126H97V128H96ZM99 126V127H98ZM110 126H112V127H110ZM118 126H125L124 128H123V130L120 128V127H118ZM138 126H140L139 127V129L141 130V131H139V129H138ZM142 126H143V128H142ZM175 126H176V128H175ZM186 126H189V127H191L190 129L188 128V127H186ZM206 126H207V129H205L206 128ZM243 126L245 127V128H243ZM256 126V127H255ZM11 127H13L15 130L17 129V130H19L18 132L17 131H15L13 128H11ZM17 127H19V128H17ZM50 127H52L51 128V132L49 131L50 130ZM116 127H118V128H120L121 130H122V132L124 131V132H126V130L129 132H127L126 134L127 135H124L125 133L123 132L122 134L120 133L121 132V130L120 129H116ZM130 127V128H129ZM135 127H137V128H135ZM150 127V128H149ZM218 127H221V129L223 128V130H220V128H218ZM233 127H236V128H238L237 130H236V132H238V134L240 135H238V136H236V134L234 135V131L233 130H235L236 128H234V129H232ZM246 127H247V129H246ZM43 128V127H42ZM62 128L60 127V129L62 130ZM66 128V129H67ZM92 128H93V131H92ZM99 128V129H98ZM103 128V129H102ZM153 128H154V130H155V132H153L154 130H153ZM163 128V129H162ZM165 128V129H164ZM181 128H182V130H181ZM211 128H212V130H214V132L216 133V131L218 132V131H221V133L222 132H224V133H222V134H228V135H234L233 137H234V139L236 138L237 139V137L241 140V137H243L242 138V140H241V142H240V140L237 142L236 141V145H235V148H236V146H237V148H236V150L238 149H240L241 147V149L242 150H244L243 152H249V159H250V161H255V162H253V163H256L255 165H257V167L260 169V170H258V168L256 169V170H258V171H256V170H254V168L256 167V166H254V164L253 163H249L250 165H251V169H252V167H253V169L252 170H254L255 172H256V177H257V173H258V175H259V177H257L258 178V181H259V184H260V188L259 189H261V191H262V193H259V192H261L260 190L258 191V187L256 188V187H254V185H253V187L252 188H255V189H257V191H256V193L253 191L252 192V190H250L251 189V187H250V189H249V187L248 186H251V185H248L247 184V182L248 181H244V179L247 177H244V176H242V177H244V178H242V179H240L241 178V176H240V167L238 168V167H234V171L236 170L235 168H238L239 169V171H237L238 173H236V176L234 177V178H236V179H234L233 178V176H234V171L232 170V172H230L231 171V169H233V165L235 166H238V164L237 163H235L236 162V160H237V162H238V160H241V161H239V164H240V162L242 163V162H245L243 159L244 158H241V157H243L244 155H242L241 153H240V151H242V150H240L239 151V153L242 155L241 157H239V159L237 158V156H238V154L236 155V153H237V151L235 150V149H233V147L232 146H234V145H231V144H234V142H235V140L233 139V138H231L230 136L228 137V136H226V135H222L221 137V141H224V142H226L225 140H227V142H229L230 141V143H231V141L232 140H234V142H232L231 144L229 143V145L231 146H229L227 143L224 145V142H223V144L222 145H219L218 143L220 142V138H218V137H220L219 135L216 137V140L214 139L215 138V136L217 135V133H216V135L214 134V136L212 137V135H211V133L210 132H213L212 130H211ZM229 128H231V132L233 133V134H231L230 132L228 133L226 130H230ZM250 128V129H249ZM4 129V130H5ZM33 129V128H32ZM48 129V130H47ZM53 129H54V131H53ZM75 129V130H74ZM110 129V130H109ZM112 129V130H111ZM138 129V130H137ZM150 129H151V131H150ZM160 131H159V130ZM203 129V130H202ZM208 129L209 130H211V131H209L208 133L210 134V136L215 140V141H217V139H218V145H217V147L218 146H220V147H222L223 146V149L225 150V151H223L221 148V150L223 151V153H224V156L221 158V157H219V156H222V154L221 155H219V153H221V151L219 150V153L217 154V156H214V155H216L215 153H213L214 155H211L212 154V151H209V152H211V153H209L208 151H206V150H208V149H210L209 147H211V145H212V141H214V140H212L211 141V145H209V141L208 140H206L207 142H209L208 143V145H209V147H208V145H206L207 144V142H206V144H204V142H203V144L204 145H202L201 143V140L204 138H207V137H204V134H205V132L206 131H208ZM219 129V130H218ZM224 129H226V130H224ZM244 129H246V130H244ZM24 130H26V131H24ZM37 130H39V131H37ZM65 130V129H64ZM71 130V131H70ZM108 130V131H107ZM120 131V132H118V131ZM131 130H132V132H131ZM178 130H180V131H178ZM239 130V131H238ZM244 130V131H243ZM15 131V132H14ZM48 131V132H47ZM91 131V132H90ZM94 131H95V133H97L96 134V136H98V134H100L98 137H96L95 136V133H94ZM106 131V132H105ZM112 131V132H111ZM114 131H117V132H114ZM137 131H139L138 133H137ZM151 132V133H153L152 135H151V133H149V134H146V133H148V132ZM177 131V132H176ZM201 131H204V132H201ZM227 133H226V132ZM47 132V133H46ZM58 131H56V133H57ZM69 132H70V134H69ZM110 132V135L112 136V134H113V136L115 135V137H117L116 139H115V137H111V139L113 140L112 142H114V140H115V142H114V144H117V145H115V146H117V148H114V147H111V143L112 142H110L111 141V139L109 138V133ZM130 132H131V134H130ZM140 132H142V133H140ZM145 132V133H144ZM161 132V133H160ZM185 133L184 135V137H187L186 139L184 138V139H182L181 140V136H182V134L183 133ZM187 132V133H186ZM189 132H191V133H189ZM193 132V133H192ZM196 132V133H195ZM15 133V134H14ZM23 133V134H22ZM50 133H51V135H53L52 136V138H51V136H50ZM103 133V134H102ZM104 133H106V134H108V135H104ZM112 133V134H111ZM116 133V134H115ZM134 133H137V134H134ZM154 133H156L155 135H154ZM157 133H159V135H161V136H157L158 134ZM204 133V134H203ZM207 133V132H206ZM220 132H218V134H219ZM2 134H3V132H2ZM10 134V135H9ZM16 134H17V136H16ZM92 134H93V136H92ZM169 134V135H168ZM175 134V135H174ZM188 134H191V136L190 135H188ZM193 134V135H192ZM201 134H203V136L201 135ZM9 135V136H8ZM13 135V136H12ZM25 135V136H24ZM92 137H91V136ZM102 135V136H101ZM133 135V136H132ZM141 135H142V137L143 138H145V140L144 139H142L141 138V140H138L137 139V136L139 137V139H140V137H141ZM148 135V136H147ZM202 137H201V136ZM209 138H210V136L208 135V134H206ZM50 136V137H49ZM119 136V137H118ZM129 136V137H128ZM168 136V137H167ZM175 136L177 137L176 139H175ZM228 138H226V137ZM9 137V138H8ZM11 137V138H10ZM35 137H38L39 139L41 138V140L39 141V140H37V138H35ZM96 137V138H95ZM123 137H125V138H123ZM189 137V138H188ZM190 137H191V139H192V141H191V139H190ZM7 138H8V141H7ZM13 138V140L11 141V139ZM15 138V139H14ZM21 138H23V140L21 139ZM24 138H32V139H30V141L31 142H29V141H27V140H25ZM93 139V141H92V139ZM95 138V139H94ZM101 138V139H100ZM114 138V139H113ZM129 138V139H128ZM131 138V139H130ZM180 138V139H179ZM197 138H199L200 140H198ZM212 138H210V139H212ZM223 138H224V140H223ZM226 138V139H225ZM232 139V140H229V139ZM6 139V140H5ZM36 139V140H35ZM84 139L85 140H87L88 141V143H87V141H85L84 143H83V141H84ZM108 139H110V141H108ZM121 139H123V140H125V142H128V144L132 147V145L130 144V142H132V144H137V145H133L134 146V150H136V151H133V149L127 144V143H125L123 140H121ZM137 139V140H136ZM156 139V140H155ZM159 139V140H158ZM161 139V140H160ZM244 139V140H243ZM5 140V141H4ZM33 140H35V141H33ZM58 140H60V142H58ZM97 140V141H96ZM117 140H119V142L117 141ZM163 140V141H162ZM165 140V141H164ZM181 140V141H180ZM184 140H187V141H185V142H183ZM197 140L199 141V142H197ZM2 141V142H1ZM7 141V142H6ZM39 143H38V142ZM46 141V140H45ZM62 141V142H61ZM78 141V142H77ZM94 141H95V143H94ZM143 141H147V142H143ZM149 141H150V143H149ZM179 141H180V143H179ZM9 142V143H8ZM16 142V141H15ZM14 142V144H16ZM48 142V141H47ZM56 142V143H55ZM75 142V143H74ZM80 142H82V144L84 145H82V144H78V145H76L77 143H80ZM96 142H98V144H100L99 146H98V144L96 143ZM110 142V143H109ZM117 142V143H116ZM122 142V143H121ZM138 142V143H137ZM153 142V143H152ZM155 142H156V144H155ZM177 142V143H176ZM191 142V144H188V143H190ZM195 142L196 143H198V145H196L195 144ZM13 143V142H12ZM35 143V146H33V144ZM74 143V144H73ZM91 143V144H90ZM124 143V144H123ZM183 145H182V144ZM192 143H193V145L195 146L196 145V148H197V146L199 147V149H200V147L202 146V154H204V156H203V158L205 157V160L203 159V160H201V152H200V154H199V149L197 150V149H195V150H193V149H191V145H192ZM41 144V143H40ZM39 144V145H40ZM65 144V145H64ZM90 144V145H89ZM93 144H97V146H92ZM106 144V145H105ZM113 144V145H114ZM118 144H120V145H118ZM122 144V145H121ZM125 144H127L128 146L127 147H129V149H130V151L132 150L133 152H130V151H127V148H126V151H121V150H123L124 148L122 147V146H126ZM147 144V145H146ZM159 144V145H158ZM163 144V145H162ZM177 144H179V145H177ZM188 144V145H187ZM201 144V145H200ZM214 144H215V142H214ZM220 144H221V142H220ZM30 145V146H29ZM38 145V146H39ZM63 145V146H62ZM108 145V146H107ZM139 145H140V147L142 148V149H140L142 152H140V151H138L139 150ZM150 145V146H149ZM207 146V149L204 147V146ZM226 145H227V147L229 146V148H227L226 147ZM239 145V146H238ZM1 146H3V145H1ZM3 146V147H4ZM20 146V147H19ZM23 146V147H22ZM32 146V147H31ZM44 147L43 146V144H41L39 147ZM89 146H90V148H89ZM92 146V147H91ZM120 146H121V148H123V149H121L120 148ZM137 146L139 147V148H137ZM149 148H148V147ZM194 146H192V148L194 147ZM214 146H216V145H213L212 147L214 148V150H215V147ZM2 147V148H3ZM35 147V149H33ZM39 147H37V148H39ZM60 147V148H59ZM63 147V148H62ZM88 147V148H87ZM136 147V148H135ZM153 147V148H152ZM157 147V148H156ZM160 147V148H159ZM166 149H165V148ZM203 147L206 149H203ZM212 147H211V149H212ZM240 147V148H239ZM247 147H248V149L251 151V150H253L254 149V151L255 150H260V151H258V153H257V155L255 156V157H253L254 155H252L251 154V152L249 151V150H246L245 151V149H247ZM249 147H251V148H249ZM2 148H0V149H2ZM4 148V149H5ZM23 148V149H22ZM45 148H42L43 149V152H44V149ZM47 148V149H48ZM94 148V149H93ZM114 148V149H113ZM144 148L145 149H150L151 150V152H153V154L150 152V150H148L147 152L148 153H145V152H143V151H146V150H144ZM156 148V149H155ZM180 148V149H179ZM25 149V150H24ZM27 149L29 150V151H27ZM62 149H64V151L62 150ZM93 149V150H92ZM118 149V150H117ZM128 149V150H129ZM163 149H165L166 150V153L165 154H163L164 152H165V150H163ZM173 149V150H172ZM177 149V150H176ZM218 149H219V147H218ZM227 149V150H226ZM230 149H232L233 151L235 150L236 152H235V154H234V152L232 153V150H230ZM17 150V151H16ZM36 150H38V149H36ZM40 150H41V148H40ZM46 150V149H45ZM63 151L62 153H61V151ZM86 150V151H85ZM101 150V151H100ZM120 150V151H119ZM160 150V151H159ZM163 150V151H162ZM197 150V151H196ZM213 150V149H212ZM214 150H213V152H214ZM216 150H217V148H216ZM216 150H215V152H216ZM19 151V152H18ZM81 151V152H80ZM89 151V152H88ZM95 151V150H94ZM162 151V152H161ZM192 151V152H191ZM196 151V152H195ZM209 153L210 155L208 156L207 155V153ZM218 151V150H217ZM226 151L228 152L227 154H226ZM253 151V152H254ZM6 152V153H5ZM9 152H10V154H9ZM27 152V153H26ZM38 152H39V150H38ZM43 152L40 154L39 153V155L40 156H42V155H46V154H48L49 152H47V150L45 151V152H47V153H45V154H43ZM67 152H68V150H67ZM66 152V153H67ZM80 152V153H79ZM83 152V153H82ZM85 152H87V153H85ZM101 152V153H102ZM119 152V153H118ZM136 152V153H135ZM151 154H150V153ZM170 152V153H169ZM187 152V153H186ZM189 152V153H188ZM206 154H205V153ZM262 152V153H261ZM12 153V154H11ZM15 153H17L16 155H15ZM65 153V154H66ZM81 153L85 156V157H82V158H84L83 160L82 159H80L79 160V157L81 156ZM85 153V154H84ZM100 153V154H101ZM102 153V154H103ZM110 153V154H109ZM132 153V154H131ZM143 153H145V155L143 154ZM171 153H173L172 155H171V157H168V158H166L167 156H170V154ZM176 153V154H175ZM184 153H186V154H184ZM255 154H256V151L254 152ZM253 153V154H254ZM28 154V155H29ZM34 154V153H33ZM33 154L32 155H30V157L31 156H33ZM36 154V153H35ZM52 154H51V156H52ZM79 154V155H78ZM146 154H150L149 156L150 157H153V158H150L149 156H147V158H146ZM162 154L164 155V157L162 156ZM167 154H169V155H167ZM194 154V155H193ZM250 154H251V156H250ZM12 156V157H14V159H15V156H17L16 157V159L18 160H16V163H15V160H12L13 158H10L9 156ZM22 155V156H21ZM28 155H26V156H28ZM37 155V154H36ZM36 155H34L35 157H36ZM77 157H75V156ZM82 155V156H83ZM93 155V156H92ZM110 155V156H109ZM125 155V154H124ZM159 157H158V156ZM183 155H185L184 157H183ZM187 155V156H186ZM225 155H226V157H225ZM236 155V156H235ZM31 157L30 158V160L31 159H33V158H35V157ZM46 156H50L49 154L48 155H46ZM46 156H45V158H44V156H42V158H44V159H46ZM55 156H56V154L55 155H53L52 157H54L55 158ZM56 156V157H57ZM66 156H68L67 154H66ZM65 156V157H66ZM94 156H95V158H94ZM99 156H101V155H99ZM115 156V157H114ZM156 156V157H155ZM177 156H178V159H176L177 158ZM179 156L180 157H183L182 158V160H180V158H179ZM191 156V157H190ZM211 156H212V158H211ZM228 156V157H227ZM245 156H246V153H245ZM263 156L261 157L262 158V162H263V164H264V161H263ZM19 157V158H18ZM37 157H39L38 155H37ZM47 157V158H48ZM51 157V158H52ZM109 157V158H108ZM213 157H215V158H213ZM216 157H218L217 158V160H216ZM253 157V159L254 160H252L251 158ZM26 158H28L29 159V156L28 157H26ZM40 158V157H39ZM39 158H37V159H39ZM51 158H49V159H51ZM75 158V159H74ZM93 158V159H92ZM97 158H99V159H97ZM149 158H150V160H149ZM220 158V159H219ZM226 158V159H225ZM259 158V157H258ZM7 159V160H6ZM8 159H10V160H8ZM23 159V158H22ZM78 159V160H77ZM96 159H97V163H96ZM107 159H108V161H107ZM114 161H113V160ZM122 159H123V157H122ZM154 159V160H153ZM173 159H174V161L175 160H177V162H174L173 161ZM184 159V160H185ZM201 161H200V160ZM207 159V160H206ZM212 159V160H211ZM41 161L43 160V159H40ZM94 160V161H93ZM112 160V161H111ZM116 160H118V158L116 159ZM128 160V161H127ZM132 160V161H131ZM193 160H192V158H191V161L193 162ZM211 162H209V161ZM221 160V161H220ZM224 160H226L225 161V163H223L224 162ZM243 160V161H242ZM257 160H259V159H257ZM25 161V162H24ZM35 161H37V162H35ZM41 161L39 162V165H36V166H38V169H39V166H41L42 167V165H40V163H41ZM48 161H50V160H48ZM47 161V162H48ZM51 161H53V158H52V160ZM50 161V162H51ZM110 161V162H109ZM124 161H125V163H124ZM140 161H142V162H140ZM159 161H161V162H159ZM190 161V160H189ZM223 161V162H222ZM247 161V160H246ZM249 161V160H248ZM9 162V163H8ZM11 162H14V163H11ZM46 162V161H45ZM45 162L43 163V164H45ZM79 162V163H80ZM93 162H95L94 164H93ZM117 162V161H116ZM128 162V163H127ZM131 162H133V163H131ZM158 162V163H157ZM179 162V163H178ZM215 162H217L216 164H215ZM221 164H220V163ZM261 161H260V163H262ZM17 163H18V165H17ZM29 163V164H30ZM49 163V162H48ZM48 163L47 164H45L44 166L46 167V168H41V169H43V171L46 173V171L48 172V167H47V165H48ZM53 163H55V161L53 162ZM92 163V164H91ZM127 163V164H126ZM145 165H144V164ZM153 163V164H152ZM182 163V164H181ZM200 163H199V165L198 166H200L199 168H203V166H201L200 165ZM209 163H210V165H209ZM213 163H214V166H213ZM248 163L246 162V163H242V165L243 164H247V166H249L248 165ZM15 164L17 165V166H21V165H23V167H24V169H23V167H22V169H23V171H21L22 169H20V171H19V167L17 168V166L15 167ZM38 164V163H37ZM42 164V163H41ZM104 164H105V166H104ZM153 166H152V165ZM157 164V165H156ZM181 164V165H180ZM206 164V165H205ZM220 164V165H219ZM223 164V165H222ZM259 164V163H258ZM30 165H33V164H30ZM29 165V166H30ZM83 165V166H82ZM92 165V167L94 166V169L92 168V167H90ZM103 165V166H102ZM127 165V166H126ZM241 165V164H240ZM239 165V166H240ZM253 165V166H252ZM11 166H13V167H11ZM36 166H32L33 167V170H36ZM73 166V167H72ZM112 166H110V167H112ZM162 167V172H161V167ZM178 166H179V168H178ZM197 166V167H198ZM9 167H10V169H9ZM34 167H36L35 169H34ZM79 167V168H78ZM109 167V166H108ZM129 167V168H128ZM138 167H139V169H138ZM174 166H171V168H173ZM214 167V168H213ZM241 167H243V166H241ZM250 167V166H249ZM249 167H248V169H247V171H245V172H249L250 174L248 175V176H250L251 175V177L252 176H254L255 177V174L253 175V173H252V171L251 170H249ZM16 168V169H15ZM131 168V169H130ZM198 168V170L200 171V169ZM211 168V169H210ZM215 168H216V170L218 169V171H217V173H216V171H215ZM230 168V169H229ZM246 168V167H245ZM8 169V170H7ZM30 169V171H33L32 169H31V167L30 168H28L27 170H29ZM37 169V170H38ZM47 169V170H46ZM58 169V170H59ZM67 169V170H66ZM79 169V170H78ZM82 169V173L80 172V170ZM94 171H93V170ZM116 171H115V170ZM129 169V170H128ZM153 170V171H151V170ZM204 169H202V170H204ZM229 169V170H228ZM243 169L244 168H242L241 169V171H243ZM6 170V172H4ZM16 170V171H15ZM18 170V171H17ZM36 170V171H37ZM76 169H74V171H75ZM105 171H106V173H107V171L109 170V168H107V170L106 169H104ZM117 170H119L118 172H117ZM156 170H159L158 172H159V174H158V176H162L161 178H159V179H157V178H155L154 176L156 175L157 176V174H155V173H157V171ZM165 170V171H166ZM191 170V169H190ZM193 170H194V172H193ZM213 170V171H212ZM246 170V169H245ZM91 171H93V173L91 172ZM97 171V170H96ZM138 171V172H139ZM165 171H164V173H165ZM180 171V172H181ZM4 172V173H3ZM38 172L40 173L41 172V170L39 171L38 170ZM123 172V173H122ZM148 172H149V174H148ZM172 172V173H171ZM179 172V173H180ZM196 173V174H189V173ZM245 172H243V174L242 175H246L247 173H245ZM17 173V174H16ZM25 173V172H24ZM26 173H28L29 174V171H26ZM31 173H33L34 174V172H31ZM48 173H50V172H48ZM59 173H61L60 171H59ZM75 173H76V171H75ZM77 173V175H76V177H78V179H79V174ZM90 173V174H89ZM96 173V172H95ZM98 173V172H97ZM100 173H103V174H105V172H99V174ZM120 173H122V174H120ZM148 175H147V174ZM151 173H152V175H154V176H152L151 177ZM154 173V174H153ZM182 173V172H181ZM226 173H227V176H229V178H231L230 179V183H227V181L228 180H226V178H225V176H226ZM231 173V174H230ZM240 173V174H239ZM54 174H58V172H56V173H54ZM53 173H51V174H49V175H46L47 176V178H48V180H49V177H51V179H52V175H54ZM90 176H89V175ZM120 174V175H119ZM136 173H135V175H137ZM172 174V175H171ZM187 174H185L184 175V172L182 173V175L183 176H181V174H180V178H179V176L178 177H176V178H178V179H180L181 181H182V179H183V177L186 179V178H188L186 181H189L190 179L192 180V178H190L189 179V177H186V175ZM225 176H224V175ZM229 174V175H228ZM238 174H239V177H238ZM7 175H3V176H7ZM19 175V176H18ZM25 175V174H24ZM23 175V178H25V177H27V174L24 176ZM41 175H44V173L42 172V174ZM61 175H63L64 176V174H61ZM79 175V176H78ZM102 175V174H101ZM117 175H118V177H117ZM135 175L133 174V176L135 177ZM147 175V176H146ZM176 175V174H175ZM179 175V174H178ZM187 175V176H188ZM2 176V177H3ZM18 176V177H17ZM34 176H35V174H34ZM56 175H54V177H55ZM58 176H60V174L58 175ZM58 176H57V178H58ZM63 176H61V177H59V179H60V181L62 182L63 181V179H65ZM103 176V175H102ZM102 176H100L99 175V177H98V175L96 174V175H94V177H96V178H98V181H97V179L96 178H94V179H96V182H99L100 180L99 179H101L102 178ZM106 176H107V179L108 178H110V177H108V174H106ZM106 176H103V177H106ZM177 176V175H176ZM197 176H199V175H197ZM222 176V177H221ZM226 176V177H227ZM44 177H45V175H44ZM92 177L90 178V179H92ZM133 177V178H134ZM151 177V178H150ZM153 177L156 179H154V181L152 180V181H150L151 179H153ZM175 177V176H174ZM181 177H182V179H181ZM201 177V175H200V178H202ZM217 177H218V180L219 181H217ZM239 178V181L237 180L238 178ZM255 177V178H256ZM29 179L31 178V177H28ZM37 178V177H36ZM35 177H34V179H36ZM56 178V177H55ZM63 178V179H62ZM146 180H145V179ZM200 178H198L197 177V179H200ZM225 178V179H224ZM229 178H227V179H229ZM255 178H251V181H252V183H253V181L255 182V183H257L258 184V181H256V179ZM259 178H260V180H261V183H260V180H259ZM2 179V178H1ZM0 179V180H1ZM16 179L19 181V182H17L16 181ZM27 179V178H26ZM26 179L24 180V181H26ZM29 179H27V180H29ZM33 179V180H34ZM41 179L43 180V178H42V176H41ZM45 179V178H44ZM59 179H57L58 181H59ZM90 179H89V181H90ZM104 179V180H103ZM101 181L102 182H108V180H110V179H108V180H105V178H103ZM139 179H140V181H139ZM194 179V178H193ZM195 179H196V177H195ZM203 179V178H202ZM211 179V180H210ZM222 179V180H221ZM224 179V180H223ZM252 179H254V180H252ZM31 180V179H30ZM32 180V181H33ZM37 181H38V179H36ZM35 180V182H37ZM42 180H40V181H42ZM48 180L46 181V182H48ZM56 179L54 180H50V181H53L52 182V184H54V181L56 182L57 181ZM127 180V181H126ZM143 180V181H142ZM164 180V181H165ZM214 180H216L215 182H214ZM235 180H237V181H235ZM244 181V182H246L245 184H247L248 186L246 187V186H244L245 184H244V182H242V181ZM245 180H249V178L247 177V179H245ZM12 181V182H11ZM13 181H15V182H13ZM44 181V180H43ZM42 181V182H43ZM50 181H49V187H48V185H47V187H46V185H44V187H46V188H51L50 187ZM59 181V182H60ZM83 181V182H82ZM84 181H86L87 182V184H86V182L84 183ZM100 181V182H101ZM130 181V182H129ZM161 181V182H160ZM180 182V184H181V186H180V184H179V182ZM194 180H192L191 182H193ZM201 181V182H200ZM223 182V185L225 184V183H227V185L228 184H233V181L237 184V183H239L240 181H241V184H244V185H241L240 187L242 188V190L244 189V187H246L247 188V190H246V193L248 194H246V195H244V190L241 192V190H235L236 188H238V187H236L237 185L236 184H234L233 186H235V188H234V190L232 191L231 189L229 190L228 188H232L231 186H229V187H226L225 189L222 187V184H221V187L222 188H220V182ZM232 181V182H231ZM58 182V183H59ZM117 182V181H116ZM136 182H137V184H138V186H137V184H136ZM142 182V183H141ZM154 182V183H153ZM159 182V183H158ZM170 182V183H171ZM174 182V183H173ZM204 184H203V183ZM221 182V183H222ZM225 182V183H224ZM20 183V184H19ZM93 183V184H92ZM140 183V184H139ZM150 183H152V184H150ZM163 185H162V184ZM179 184V185H175V184ZM188 184L190 183V182H187ZM248 183H251L250 182V180H249V182ZM251 183V184H252ZM11 184V185H10ZM25 184V183H24ZM39 184H40V186H39ZM85 184V185H84ZM92 184V185H91ZM104 184V183H103ZM141 184H142V186H141ZM148 184V185H147ZM157 184L158 186V188L155 186V185ZM161 184V185H160ZM191 184V183H190ZM189 184V185H190ZM195 184V183H194ZM195 184V185H196ZM214 184H216V185H214ZM7 185L9 186V187H7ZM22 185V187H20ZM81 185H84V188L81 186ZM86 185H88L87 187V189H85L86 188ZM89 185H90V188H89ZM97 185H99V183L97 184ZM96 185V186H97ZM99 185V186H100ZM118 184H117V186H119ZM128 187V186H130V187H128V188H130V191H133L132 193L129 191V190H127L128 188L126 187V186ZM218 185V186H217ZM239 185H240V183H239ZM18 186V187H17ZM30 186V185H29ZM53 186V185H52ZM55 186H56V183H55ZM58 186V185H57ZM56 186V187H57ZM140 186V187H139ZM150 186V187H149ZM156 187L157 189V191L155 190V189H153V187ZM192 185H190V186H188L189 188L191 187ZM194 186V185H193ZM204 186H206V187H204ZM35 187V188H34ZM54 187V186H53ZM53 187H52V189H49V190H52L51 192H54V190L55 191H57L56 190V187H54V190H53ZM145 187H147V188H145ZM166 187V188H167ZM217 188L218 187V189L220 188V190H217V189H215V191H214V188ZM239 187V188H240ZM7 188V189H6ZM15 188V189H14ZM21 188H23L21 191H20V189ZM42 188V187H41ZM46 188H44L45 190H46ZM93 189V192L92 191H90V190H92ZM122 188V189H121ZM123 188H126V193H123L124 191H123ZM144 188H145V190H144ZM148 188H150L149 190H151V191H149L148 192ZM194 188H195V186H194ZM262 188H263V190H262ZM12 189V188H11ZM18 189V190H17ZM25 189V190H24ZM29 189V191H27ZM43 189V188H42ZM43 189V190H44ZM58 189H59V186H58ZM109 189H111V188H109ZM147 189V190H146ZM153 189V190H152ZM210 189H211V191H210ZM222 189H224V190H226V192H229L230 193V191H231V194H229V193H227V195H231L233 198H234V196L236 195V194H239L240 195V193L239 192H241V194L243 195V197L242 196H240V198H239V195L237 196H235V198H234V200L233 201H235V202H233L232 201V203H230L231 202V199L230 198H232L231 196H230V198L228 199L227 197H229V196H226V193L224 192V190H222ZM233 189V188H232ZM16 190L17 191H20V193H16ZM37 190V189H36ZM42 190V191H43ZM45 190L43 191L44 193H45ZM63 190H65V189H62V191ZM66 190H68V189H66ZM65 190V192L66 193H68V194H66V195H64L63 196V199H64V197L65 198H67L66 196L67 195H69L70 193L69 192H67ZM74 190V192H72ZM81 190V191H80ZM160 190V192H158ZM169 190V191H170ZM176 190H178V192H179V189H177L176 188ZM195 190V189H194ZM202 190H204V191H202ZM207 190H209L211 193H212V195L214 194V195H218L217 193H218V191L219 192H224L225 194V196H224V198H222L223 197V195H221V197H220V199H221V201H222V205L224 204V202H225V200H224V202H223V199H226V203H228L229 201V205H231V207L228 209H226V211H230L231 209H232V214L233 215H235V216H237V217H234L233 216V218H235V219H239V220H236V224L238 223L237 221H239V223H238V225L239 226H236L234 223H235V221H234V219H231L232 218V216H230V215H227V214H231V212H227V214L223 211V209L222 208H225V206L223 205V207H222V205H221V209H222V211H221V209H220V212L221 213H223L224 212V216H223V214L221 215V213L220 212H218L217 210H219V209H217V206H218V202H220V199H219V201L217 200V202L215 203V204H217L216 206H215V204L213 205V206H215V210L218 212V214L219 215H221V216H219L218 215V219H221L220 220V222H221V225L219 224L220 222H218V224H217V221H219V220H217V221H215L216 222V224H215V227L216 226H221L220 227V229L219 228H215V227H209L214 221L213 220H215L216 218H217V216L215 215V214H213V215H215L216 216V218L215 217H212L211 219H213L212 220V223L211 222H209L208 221V215H209V217H211V215L210 214H212V213H210V212H212V204L214 203V201L217 199V198H219V195H220V193H219V195L216 197V196H213V197H215L214 199L215 200H212L211 202H212V204H211V202H210V200H209V198H213L212 196H211V194H209L208 193V191ZM216 190H217V192H216ZM227 190H229V191H227ZM250 190V191H249ZM39 191H40V189H39ZM41 191V192H42ZM47 191V190H46ZM61 191V192H62ZM78 191V192H77ZM122 191V192H121ZM173 191H175V190H173ZM193 191V192H192ZM239 191V192H238ZM4 192H6V193H4ZM28 192H30V194H28ZM36 192V191H35ZM49 191H47V194H46V198L49 196V199H50V195H52V193L50 194V193H48ZM65 192L63 191V193H62V195L63 194H65ZM90 192V193H89ZM127 192H129L128 194H127ZM152 192V193H151ZM214 192V193H213ZM216 192V193H215ZM232 192H234V194L232 193ZM237 192V193H236ZM0 193V194H1ZM38 193V192H37ZM36 193V194H37ZM43 193V194H44ZM80 193V194H79ZM100 193V192H99ZM98 193V194H99ZM131 193V194H130ZM144 193V194H143ZM159 193V194H158ZM169 193V192H168ZM221 193V194H222ZM250 193H252V194H254V195H258L257 197L256 196H253V197H256L255 199H253L252 200V198L251 197H249V195H251L252 196V194H250ZM35 194V193H34ZM33 194V195H34ZM35 194V197L36 196H40L39 194H37L36 195ZM50 194V195H49ZM58 194V195H57ZM61 194V193H60ZM123 194H125V198L123 197L124 195ZM145 194H147V195H150L151 197H149V196H147V195H145ZM158 194V195H157ZM208 194H209V197L207 198V196H208ZM262 194V195H261ZM48 195V196H47ZM55 195V196H54ZM57 195V196H56ZM62 195H60V197L62 196ZM106 195V197L108 198V196ZM136 195V194H135ZM136 195V196H137ZM162 196V197H160V196ZM188 195V194H187ZM88 196V198H87V201L89 202V201H91V195H87ZM91 196V197H90ZM99 196V195H98ZM104 196V197H103ZM132 196H134V195H132ZM132 196H131V201H127V202H130V204H131V202L135 205L134 207H136V206H139V204L137 205V199H136V202H134L135 200V198H136V196H135V198H132ZM137 196V197H138ZM159 196V197H158ZM166 196V195H165ZM178 196V197H179ZM244 196H246L245 198H250L252 201L250 202L249 201V199H247L248 200V202H247V200H245V203H244V200L243 199H245L244 198ZM260 196V197H259ZM14 197H17L16 199L18 200V198H20L18 201L19 202H21V204H18L17 202L18 201H16V203H14L15 201H14ZM23 197V199H27V198H24ZM30 197H32V196H30ZM52 197V196H51ZM52 197V198H53ZM102 197H103V199H102ZM192 197V200H190L189 198H191ZM204 197V198H203ZM226 197V198H225ZM32 198H34V197H32ZM31 198V199H32ZM62 198V197H61ZM94 198H93V200L91 201V203L89 202L88 204H92L93 203V205H94V208L92 207V209H95L96 208V205H99V203H98V198L96 197L95 198V201H94ZM153 198H155V197H153ZM257 198H259V203H257ZM264 198V197H263ZM15 199V200H16ZM30 199V198H29ZM49 199H48V201H49ZM69 199V198H68ZM67 199V200H68ZM75 199V200H76ZM86 199V198H85ZM125 199V200H124ZM130 199H128V200H130ZM159 199V200H158ZM202 199H204V201L202 200ZM240 199H242V201L241 202H243V203H240ZM1 200H0V203H1ZM33 200V199H32ZM31 200V201H32ZM66 199H64V201H65ZM117 200H119V201H117ZM124 200V201H123ZM145 200V201H144ZM179 200H180V197H179ZM26 201H28V199L26 200ZM35 201H33V202H35ZM148 201V205H151V204H149V200H147ZM206 201H207V203H206ZM228 201V202H227ZM253 201H255L254 203H252ZM46 202V201H45ZM103 202V201H102ZM102 202H100L101 204H102ZM117 202V203H116ZM119 202V203H118ZM250 202V203H249ZM37 203V202H36ZM61 203H62V205H61ZM97 203V204H96ZM113 203H114V205H113ZM136 203V204H135ZM193 203V204H194ZM221 203V202H220ZM235 204V208L233 207L232 208V206H234V204ZM239 203H240V205H245V206H247V207H245V206H242V208L244 207V211L247 209V211H249V209L252 207V205H256V206H258V208L256 209V208H254V207H252V209H250V210H252V212L253 213H251V211H249V212H247V214L244 212V211H240V207L237 209V207L239 206ZM6 204V203H5ZM4 204V205H5ZM17 204H18V206H22V208L24 209H20V207H18L17 206ZM24 204V205H23ZM88 204L86 205V206H88ZM128 204V203H127ZM133 204H132V206H128V207H124V209H123V212H124V210H126V209H130L129 210V212L130 213H132L131 211H137V209L139 208V207H142L143 205L145 206V204H140L141 206H139L137 209L136 208H134L133 207ZM192 204V203H191ZM192 204V205H193ZM206 204V205H205ZM249 204H252L251 206L249 205ZM53 205V204H52ZM51 205V206H52ZM64 205V206H65ZM160 205H162V204H160ZM185 205H187V206H185ZM249 205V206H248ZM1 207H2V204L0 205ZM17 206V207H16ZM72 206V207H73ZM84 206V205H83ZM92 206V205H91ZM91 206H89V207H91ZM105 206V207H104ZM127 206V205H126ZM163 206V205H162ZM173 206H171V207H169V208H172ZM198 206H200V208H198ZM202 206V207H201ZM211 206V207H210ZM228 206V205H227ZM226 206V207H227ZM0 207V208H1ZM28 207V208H29ZM78 207V208H77ZM133 207V208H132ZM167 207H168V205H167ZM219 207V206H218ZM4 208V207H3ZM2 208V209H3ZM8 208V209H7ZM18 208V209H17ZM54 208H52L53 210H54ZM60 208H64L62 211L60 210ZM66 208H67V206H66ZM86 208V209H85ZM98 209H99V206L97 207ZM145 207H143V210L141 209V208H139V209H141V210H139L138 209V211L140 212H143L144 210H149L148 208L147 209H144ZM158 208H157V210H158ZM20 209V210H19ZM25 209L27 210V211H29V212H31V213H26V211H25ZM73 209H74V211H76L75 213L76 214H78V215H75V214H73L74 212H73ZM80 209H82V210H87L88 212H90L89 213V215H90V218H89V216H87L88 214L86 213V212H82V210H80ZM98 209H97V211H98ZM134 209H136V210H134ZM152 209V210H153ZM166 210V212H167V208H165ZM205 209V210H204ZM208 209V210H207ZM235 209V211H236V209L238 210V212H240L241 214H246V215H244L243 214V217L245 218L244 219V221H243V217H242V215H236V212L234 211L233 212V210ZM255 209V210H254ZM33 210V211H32ZM48 210V211H47ZM77 210H80L79 212H81V213H79ZM104 210V212H106L107 213V211H105ZM121 210V211H120ZM155 210V209H154ZM153 210V211H154ZM241 210H243V209H241ZM0 211H2L3 212V210H0ZM23 211V213H25V216H23V214L21 213V212ZM25 211V212H24ZM34 211H36V212H34ZM61 211V212H60ZM95 212H96V210H94ZM137 211V212H138ZM213 211H214V209H213ZM216 211H214L213 213H216ZM21 213V215H17V214H20ZM58 212H60V213H58ZM73 212V213H72ZM78 212V213H77ZM128 211H127V213H129ZM136 212V213H137ZM140 212V213H141ZM146 212V211H145ZM145 212L143 213V214H145ZM149 212H151L150 210H149ZM164 212V211H163ZM194 212V211H193ZM38 213H39V215H38ZM61 213V214H62ZM72 213V214H71ZM96 213H98V212H96ZM106 213H104V214H106ZM125 213V212H124ZM126 213V214H127ZM152 213V212H151ZM205 213L207 214L208 213V215H205ZM239 213V214H240ZM31 214H34V217H35V214L36 215H38L39 217L37 218V217H35V218H37V219H34L33 217H32V215ZM46 214H44V217H45V215ZM87 214V215H86ZM91 214H92V216H91ZM108 215L110 214V213H107ZM122 214V213H121ZM126 214H124L123 215V217H125L126 216ZM133 214H135V213H133ZM133 214H130L131 216H133ZM165 214V215H164ZM177 214V215H176ZM197 214V215H196ZM199 214V215H198ZM231 214V215H232ZM249 214V215H248ZM252 214V215H251ZM259 214H260V216H259ZM0 215H1V212H0ZM28 215V217L26 218V219H23V217H26ZM30 215V216H29ZM73 215H74V217H73ZM85 215H86V217H85ZM115 215H117V217L119 218V223H121V224H123L124 225V227L126 226V228H123V225H122V227H120L121 225H119V223L117 224V223H115L114 221H116L118 218H116L115 217ZM130 215L128 216V214H127V216H128V219L129 218H132V217H130ZM141 215H142V213L140 214V217H141ZM148 215V216H147ZM146 216L147 217H149V216H151L152 214H147ZM153 215H152V217H153ZM166 215H167V217H166ZM185 215H189L188 217H189V219L188 220H185V221H187V222H185L186 224H185V227H184V221L182 220V218H188L187 216H185ZM196 215V216H195ZM212 215V216H213ZM225 215H226V217H228V216H230V219H231V222H232V220H233V224H234V229H231L232 227L230 226V225H228L229 227H226L227 226V224H228V222H226L225 220L227 219L228 220V218H226L225 217ZM6 216V217H5ZM10 216H12V217H10ZM47 216V215H46ZM69 216V217H68ZM107 217V218H105V217ZM113 216L116 218V219H113ZM126 216V217H127ZM145 216V217H146ZM164 217V219H163V217ZM207 218H206V217ZM222 216L223 217H225V219H223L222 218ZM251 216V217H250ZM20 217V218H21ZM121 217H122V215H121ZM194 217H192V218H194ZM253 217H255L254 219H253ZM48 219V217H45L44 219ZM142 218V217H141ZM215 218V219H214ZM240 218H241V220H240ZM249 218V219H248ZM3 218L1 219V220H4ZM49 219L47 220V221H49ZM70 219V220H69ZM108 219V220H107ZM112 219V220H111ZM127 219V218H126ZM155 218H153V220H154ZM198 219H199V221H198ZM203 221H202V220ZM206 219V221H205V223H204V220ZM257 219H259V220H257ZM0 220V221H1ZM6 220H4V221H6ZM37 220V221H38ZM59 220V219H58ZM57 220V221H58ZM69 220V221H68ZM75 220V221H74ZM86 220V219H85ZM111 220V221H110ZM114 220V221H113ZM224 222H223V221ZM250 220H252V221H250ZM256 222H255V221ZM4 221H1V224L3 225L4 224ZM18 221V222H19ZM68 221V222H67ZM72 221V222H71ZM87 221V220H86ZM113 222V223H109V222ZM159 221V222H160ZM191 221V220H190ZM229 221V220H228ZM243 221V222H242ZM3 222V223H2ZM35 222V221H34ZM40 222V221H39ZM39 222H37V223H39ZM73 222H76V229H73V228H75L74 227V225H75V223H73ZM88 222V221H87ZM108 222V223H107ZM117 222V221H116ZM122 222H124V223H122ZM148 222V221H147ZM170 222V221H169ZM206 222H209L210 223V225L208 224V223H206ZM214 222V223H215ZM222 222H223V224H222ZM226 222V224H224ZM11 223H9V224H11ZM19 223V224H20ZM26 223V224H27ZM30 223V224H29ZM33 223V224H32ZM67 223V224H66ZM71 223H73L72 224V226L71 225H69V224H71ZM114 223H115V227L113 226L114 225ZM162 223V222H161ZM167 223H168V221H167ZM166 223V224H167ZM179 223H176V225H178ZM201 223H202V225H201ZM229 223H230V221H229ZM245 223H247V224H249V225H247V224H245ZM252 223H254V224H252ZM5 224H6V222H5ZM63 224H66V225H64L63 226V230H65V231H63V233L65 234V236H63L62 234H60L61 236H63V237H66L67 239H65V238H63L62 237V239L61 240H63V239H65L67 242L66 243H62L63 241H58L59 239H56V236H57V234H53L52 232H54V233H57L58 232V234H59V232H60V230L59 229H61L60 227H62V225ZM90 224V225H89ZM105 224H106V226H105ZM116 224L117 225H119L118 227L116 226ZM127 224V225H126ZM132 224V225H131ZM155 224V225H154ZM165 224V225H166ZM172 224H173V221H172ZM180 224V225H181ZM196 224H198V223H196ZM231 224V223H230ZM252 224V225H251ZM7 225H5L6 227H9V226H7ZM11 225V229H12V226ZM40 226H41V224H39ZM50 225V224H49ZM70 227H69V226ZM129 225V226H128ZM171 225V224H170ZM175 225V226H176ZM191 225H188V228H189V226H191ZM207 225V226H206ZM214 225V224H213ZM223 225H226V226H223ZM242 225V226H241ZM247 225V226H246ZM4 226V225H3ZM3 226H1L2 227V229L5 227H3ZM27 226V225H26ZM60 226V227H59ZM109 226H112V227H109ZM128 226V227H127ZM131 226V227H130ZM147 226V227H146ZM195 226V225H194ZM197 226V225H196ZM202 226V227H201ZM236 226V227H235ZM246 226V227H245ZM250 226V227H249ZM1 227H0V231H2V229H1ZM5 227V228H6ZM20 227V228H19ZM46 227H49V229L48 228H46ZM66 227V228H65ZM68 227V228H67ZM79 227H81V226H79ZM108 227L111 229L112 228V231L111 230H109L108 229ZM120 227V228H119ZM145 227V228H144ZM163 227V228H162ZM179 227V226H178ZM208 227V228H207ZM226 227V228H229V229H227V230H225L224 228ZM14 228V227H13ZM30 228V227H29ZM35 228H38V229H35ZM50 228H51V230H52V232L51 233H49V235L50 234H53L52 236H54L55 237V240H53L54 239V237H52L51 235V238H53V239H51L50 238V236L49 235H47V236H49V238H46L45 237V239H47V241L49 240L50 241V244H48V246L50 247V245L52 246V244H55L56 242L58 243V245H56V246H59L60 244L61 245H66L64 248H60V247H58L59 249H57L56 248V246L54 245V246H52V247H54V248H56V251L51 247V248H49L48 246H41V244H42V242H44L45 241V239H44V236H46L45 235V233H43V232H47L46 234H48V232H50L51 230H50ZM127 228H130L129 230H127ZM146 228H148V229H146ZM155 228V229H156ZM197 228H198V226H197ZM202 228V229H201ZM207 228V231H205V229ZM50 230V231H47V230ZM62 229H61V233H62ZM69 229H73L72 230V232H75L76 233V236H74V237H71L72 236V234H71V236L67 233V232H69L70 230ZM184 229H183V231H180V232H184ZM223 229V230H222ZM6 230V229H5ZM9 230H10V228H9ZM29 230H31V231H29ZM34 230V231H33ZM54 230V231H53ZM69 230V231H68ZM170 230V229H169ZM172 230V231H173ZM221 231V233H219L218 231ZM230 230V231H229ZM12 231H13V229H12ZM12 231H9V233H15L14 231L12 232ZM27 231H29V233L31 234H29ZM67 231V232H66ZM117 231V232H116ZM133 231H131L130 230V232L133 234ZM178 231V232H179ZM187 231V230H186ZM222 231H226L227 232V234L225 233V232H222ZM233 231V232H232ZM3 232H4V229H3ZM66 232V233H65ZM71 232V231H70ZM69 232V233H70ZM87 232V233H88ZM157 232V233H156ZM215 232H217V233H215ZM9 233H8V230H7V234H6V236L5 235H2L1 233H0V238H2V236L4 237V238H2V240H0L1 242L2 241H4L2 244H3V246H2V244L0 245V260L1 261H3L4 263L5 262H7L8 264H11V262L9 263L8 262V259H12V258H14L15 259V257H16V253H21V252H23L22 250H23V247H25L26 249H27V247L26 246H23L22 244H21V242L20 243H18V244H15L16 242L14 241V243L13 244H15V245H18L17 247H14L13 248V246H15V245H13V244H11V240H12V237L10 238V236L12 235L13 236V234H10L9 235ZM22 233H25L26 235L27 234H29L31 237H29L28 235V237H29V239H31L32 237H33V235L35 236V235H37L36 237H34V238H32L31 239V241H29V242H27V239L28 238H26L25 239V235H23ZM35 233V234H34ZM37 233V234H36ZM75 233H74V235H75ZM87 233H84L85 235H88ZM99 234V235H95V234ZM108 233V234H107ZM130 233V234H131ZM148 233H149V231H148ZM169 233H172V232H169ZM195 233V232H194ZM211 235H210V234ZM213 233V234H212ZM222 233H225V234H222ZM230 233L232 234V235H230ZM234 233V234H233ZM67 234V235H66ZM92 234V235H91ZM138 234V235H137ZM205 234H206V236H205ZM221 236V237H223L224 239H222L219 235ZM222 234V235H221ZM7 235H9V238L10 239H8L7 241H6V238H8V236ZM22 235V238H24L25 239V241L23 242V239L20 237ZM79 235V236H80ZM101 235H104V234H102L101 233ZM100 235V236H101ZM134 235V234H133ZM147 235V234H146ZM171 235H172V238H171ZM178 235H180V236H182L180 233L178 234ZM201 237H200V236ZM208 235V236H207ZM209 235L211 236V237H209ZM212 235H213V237H214V239H212ZM215 235H216V239H215ZM223 235H225V236H223ZM131 236V235H130ZM137 236V237H136ZM139 236V237H140ZM169 236V237H168ZM200 238H202V239H199V237ZM202 236H204V237H202ZM227 236H229L230 238H232V240H227V239H230V238H228ZM6 237V238H5ZM15 236H13V238H14ZM57 237V238H58ZM87 237V238H86ZM121 237V236H120ZM133 237L131 236V240H133ZM148 237V236H147ZM183 237V236H182ZM181 237V239H183ZM190 237H192V239L190 238ZM195 239H194V238ZM218 237H220V239H222V240H220ZM227 237V238H226ZM42 238V242L40 243V239ZM68 238H71L72 239V241L70 240V241H68L69 239ZM143 238V237H142ZM146 237H144V239H145ZM160 238H162V236L160 237ZM159 238V239H160ZM169 239V241H168V239ZM180 238V237H179ZM4 239V240H3ZM19 239V240H18ZM87 239L89 240H92L91 242H90V240L89 241H87ZM96 240V242L94 241V240ZM98 239V240H97ZM106 239H107V241H106ZM121 240L123 239L122 237L120 238ZM146 239H148V238H146ZM194 239V240H193ZM205 239V240H206ZM217 239H219V242H217ZM39 242H38V241ZM44 240V241H43ZM64 240V241H65ZM76 240H78V241H76ZM124 240V239H123ZM196 240L198 241L197 243H196ZM214 240V241H213ZM10 243H9V242ZM44 242L42 245H44L45 243V245H47V243H49V241L48 242ZM52 241H54V243H52ZM80 241V242H79ZM94 241V242H93ZM106 241V242H105ZM141 241V242H140ZM146 241H148V240H146ZM188 241H186V242H188ZM222 241V242H221ZM226 241V242H225ZM7 242V243H6ZM13 242V241H12ZM40 243L39 245L42 247H40L39 245H38V243ZM93 242V243H92ZM169 242V243H168ZM179 242H180V240H179ZM181 242H183L182 240H181ZM180 242V243H181ZM185 242V243H186ZM216 242H217V244H216ZM223 242H225V243H223ZM228 242V243H227ZM4 243H5V246H4ZM60 243V244H59ZM78 243V244H77ZM91 243H92V245H91ZM104 243V244H103ZM108 243V244H107ZM133 243V244H132ZM137 243V244H136ZM148 243H151L153 246H151V249L149 248L150 247V245L148 244ZM227 243V244H226ZM231 244V246H230V244ZM11 244V245H10ZM77 245L78 247H73L72 248V246L73 245ZM101 244H103V245H101ZM114 244V245H113ZM118 244V245H117ZM121 246H120V245ZM177 244H179V243H177ZM193 244V243H192ZM214 244V245H213ZM7 245V246H6ZM19 245L21 246V247H19ZM29 245V244H28ZM27 245V246H28ZM37 245L39 246V248L37 247ZM89 245V246H88ZM100 245L101 246H103V247H101L102 249H99L100 248ZM113 245V246H112ZM117 245V246H116ZM122 245H123V247H122ZM138 245V246H137ZM175 245V246H174ZM205 245V246H204ZM213 245V246H212ZM215 245H217V247L215 246ZM221 245H224L223 247L221 246ZM8 246H10V247H8ZM12 246V247H11ZM30 246H28V248L30 247ZM81 246V245H80ZM118 246H120V248L118 247ZM148 246V247H147ZM174 246V247H173ZM198 246V247H197ZM229 246H230V248H229ZM256 246H257V248L259 247V250H256V249H254L253 247H255L256 248ZM32 247H30L31 248V251H28V250H30V249H27L26 251L28 252H26L25 250V252H23L24 253V255L26 254V256H28V255H30V256H28V257H31L32 255H34L35 253H34V250L32 249ZM45 247H47L46 249H48V251L47 250H45ZM81 247V248H82ZM144 247V248H143ZM153 247V248H152ZM186 247V248H185ZM197 247V248H196ZM219 247V248H218ZM251 247V248H250ZM3 248V249H2ZM12 248V249H11ZM17 248V251H14V249H16ZM19 248V249H18ZM20 248H22L21 249V252H20ZM24 248V249H25ZM41 248V249H40ZM80 248V247H79ZM80 248V249H81ZM104 248H107V249H105V250H103ZM112 249V248H116V249H113V251H111L110 249ZM142 248V249H141ZM160 248H162V249H160ZM168 248V249H167ZM181 248V251L179 250ZM221 248H223L222 249V251H221ZM227 248V249H226ZM252 248L254 249V251H252ZM2 249V250H1ZM39 249V250H38ZM49 249H51V250H49ZM53 249V250H52ZM60 249H61V251H60ZM119 249V250H118ZM166 249V250H165ZM170 249V250H169ZM172 249V250H171ZM176 249V250H175ZM189 249H191V250H189ZM8 250V251H7ZM19 250V251H18ZM101 250V251H103V252H99V251ZM114 250L116 251V252H114ZM179 250V251H178ZM225 250V251H224ZM227 250V251H226ZM11 253H10V252ZM55 251V252H54ZM74 251H77V252H75V253H77L78 254V251L79 250H74ZM82 251V250H81ZM145 251V252H144ZM177 253L178 255H180V256H178V257H180V258H177L176 256V254H174L175 255V257L177 258L176 260H174L173 258H175L174 256H173V258H172V256H170V257H168L169 255H173L172 253ZM247 252V254L250 252V254H251V252H252V254H251V256H250V258H248V257H246L245 256V253H244V255H242V258H244V256H245V260L243 259V260H241V261H239L240 260V258H238L237 257V255H236V253L238 254H243V252ZM15 252V254H13ZM32 252V255L30 254ZM37 252V253H38ZM40 252H41V254H40ZM54 252V253H53ZM91 252V253H92ZM125 252V251H124ZM125 252V253H126ZM130 252V253H129ZM139 250H138V252H137V250H136V253L135 254H139ZM151 252V253H150ZM154 252V253H153ZM165 252V254H163V253ZM170 252V253H169ZM183 254H182V253ZM185 252V253H184ZM195 252V253H194ZM202 252V253H201ZM253 252H255V253H253ZM23 253H21V255H23ZM34 253V254H33ZM60 254V255H63V254ZM100 253V254H99ZM158 253V254H157ZM161 253V254H160ZM12 254V255H11ZM57 254H56V256H57ZM70 254V255H71ZM78 254V255H79ZM134 254V253H133ZM133 254H131V255H129V256H133ZM147 254V255H146ZM169 254V255H168ZM184 254H185V256H184ZM194 254V255H193ZM213 256H212V255ZM236 256H235V255ZM238 254V255H239ZM9 257H8V256ZM11 255V256H10ZM15 255V256H14ZM48 255V256H47ZM59 255V254H58ZM69 255V256H70ZM74 255L75 254H73L72 256L74 257ZM97 255H98V257H97ZM109 255H110V253H109ZM116 255V254H115ZM141 255V254H140ZM139 255V256H140ZM149 255V256H148ZM153 255V256H152ZM168 255V256H167ZM198 255V257H195V256H197ZM239 255V256H240ZM5 256H7V257H5ZM14 256V257H13ZM40 256V257H41ZM84 256V257H85ZM93 256H94V258H93ZM125 256H127V255H125L124 253H123V259H122V262L124 261V258H125ZM146 256V257H145ZM152 256V257H151ZM182 256V257H181ZM191 256H193V257H195L196 258V260H195V258H192ZM229 256H231V257H229ZM20 257V258H19ZM19 257H18V255H17V262L19 263L20 261H24L25 260V262L28 260L27 258H24V256H23V259H22V256H20L19 255ZM34 257H35V255H34ZM39 256H38V260H40L41 261V259L42 258H44V257H41L40 258ZM73 257H71V258H73ZM76 257V256H75ZM74 257V258H75ZM80 256H78V259H81V257L79 258ZM99 257H100V259H99ZM109 257V256H108ZM113 257H115L114 255H113ZM115 257V258H116ZM134 257V256H133ZM168 257V258H167ZM234 257H236L235 259H237V260H234L233 261V259H234ZM241 257V256H240ZM4 260H3V259ZM35 258H37V256L35 257ZM51 258V259H50ZM57 258H59L58 256H57ZM57 258H54V259H52L53 261H55V259H56V262H57ZM68 258V257H67ZM77 258V257H76ZM115 258H114V261H115ZM127 258V257H126ZM125 258V259H126ZM130 260H131V257H128ZM143 258V259H142ZM155 258V257H154ZM153 258V259H154ZM159 258H161V257H159ZM187 258V259H188ZM212 258V259H213ZM241 258V259H242ZM14 259H12L13 261H14ZM58 260L59 261V263H61L60 261H62V260ZM69 259V258H68ZM67 259V260H68ZM84 259H86L85 260V262L84 263H86V264H89V263H87V262H89V260H87L88 258H84ZM83 258H82V260H84ZM107 259V258H106ZM113 258H111V260H112ZM129 259H126V261H128ZM134 259V258H133ZM140 259H141V261H140ZM146 259V261L145 262H142L143 260H145ZM149 260V261H154V260ZM166 259H165V261L164 262H166ZM181 259V260H180ZM186 259V258H185ZM184 260L185 261V264L186 263H191V264H193L191 261H188V260ZM216 259V260H215ZM219 259V260H218ZM230 259V260H229ZM232 259V260H231ZM252 259V260H253ZM6 260V261H5ZM37 260V259H36ZM46 261V259H44V261H43V259H42V263H44V262H50V261ZM71 260H73V262H74V260H75V263L76 262H78V261H76V259H71ZM82 260H79L80 262L82 261ZM103 260H101V261H99V262H96L97 264L98 263H101V262H103ZM111 260H110V258H109V260H108V262H110V263H108V262H106L107 260H105V262H103V264H106V263H108V264H111ZM157 260V259H156ZM155 260V261H156ZM160 260H162V258L160 259ZM160 260H157V261H160ZM169 260L167 261V263L166 264H169L168 262H169ZM205 260V259H204ZM225 260V261H224ZM227 260H229V261H227ZM248 260V261H247ZM0 261V264H2V262ZM12 261V262H13ZM35 261V260H34ZM70 261V260H69ZM68 261V262H69ZM87 261V262H86ZM95 261H94V263L93 264H95ZM113 261V260H112ZM118 259L116 260V263L118 264ZM126 261H124V262H126ZM134 261V260H133ZM179 261H178V264H180L179 263ZM187 261V262H186ZM199 261H201V262H203V260L201 259V260H199ZM208 261V260H207ZM214 261V262H213ZM217 261V263H215ZM232 261V263H230ZM253 261V262H254ZM37 262L38 261H35L34 263L35 264H37ZM52 262V261H51ZM64 264H66L64 261H62ZM67 262V261H66ZM83 262H81V263H83ZM123 262V263H124ZM152 262H150L149 264H151ZM162 262V261H161ZM160 262V263H161ZM164 262H162V264H164ZM206 261H204V263H205ZM227 262V263H226ZM252 262V261H251ZM252 262V263H253ZM254 262V263H255ZM6 263V264H7ZM18 263H16V264H18ZM34 263H32V264H34ZM42 263H40V264H42ZM62 263V264H63ZM71 263V262H70ZM116 263H112V264H116ZM155 263H157V262H154V264ZM200 263V262H199ZM206 263V264H207ZM13 264H14V262H13ZM19 264H22V262H20ZM27 264V263H26ZM29 264V263H28ZM44 264H46V263H44ZM50 264V263H49ZM52 264H54V262L52 263ZM55 264H57V263H55ZM73 264V263H72ZM77 264V263H76ZM78 264H79V262H78ZM119 264H122V263H119ZM126 264V263H125ZM127 264H129V263H127ZM153 264V263H152ZM157 264H159V263H157ZM170 264H173V262L171 261V263ZM195 264H197V263H195ZM203 264V263H202Z\"/></svg>",
	"mask_w": 264,
	"mask_h": 264
},
{
	"label": "bare ground",
	"instance_id": "6f19581e",
	"mask_svg": "<svg viewBox=\"0 0 264 264\" xmlns=\"http://www.w3.org/2000/svg\"><path fill=\"white\" fill-rule=\"evenodd\" d=\"M49 1H50V0H49ZM51 1H52V0H51ZM55 1H56V0H55ZM55 1H54V2H55ZM57 1H58V0H57ZM69 1H70V0H69ZM69 1L66 0V3L69 2ZM101 1H102V0H101ZM121 1H123V0H121ZM127 1H128V0H127ZM153 1H154V0H153ZM62 2H63V1H62ZM62 2H61V3H62ZM114 2H115V1H114ZM116 2H117V1H116ZM124 2H125V3H124ZM150 2H151V1H150ZM55 3H56V2H55ZM57 3H59V2H57ZM64 3H65V1H64ZM64 3H63V7H64ZM66 3H65V4H66ZM95 3H96V2H94V4H95ZM101 3H102V2H101ZM118 3H119V1H118ZM123 3H124V5H125V4L127 3L126 0L123 1ZM128 3H130V2L128 1ZM263 3H264V2H263ZM263 3H262L261 5H264ZM96 4H97V3H96ZM102 4H103V3H102ZM102 4H101V5H102ZM104 4H105V2H104ZM120 4H121V2H120ZM153 4H154V3H153ZM153 4H150V5L153 6ZM46 5H49V3H48V4L46 3ZM51 5L55 7V5H57V4H54V5H53V3H52ZM126 5H127V4H126ZM52 6H50V7H52ZM61 6H62V5L59 4V7H61ZM92 6L94 7V5H92ZM92 6H91V7H92ZM99 6H100V5H99ZM122 6H123V5H122ZM48 7H49V6H48ZM48 7H47V8H48ZM54 7H53V8H54ZM56 7H57V9H58V5H57ZM65 7H66V6H65ZM68 7H69V6H68ZM154 7H155V6H154ZM163 7H164V6H163ZM163 7H162V8L160 7V8L163 10V9H164ZM95 8H96V6H95ZM125 8H127V7H124V9H125ZM148 8L150 9V8H153V7L148 6ZM157 8H158V7H157ZM49 9H50V8H49ZM96 9H97V8H96ZM149 9H146V10H148L147 13H148V15L150 16V15H151V12H149ZM153 9H155V8H153ZM51 10H52V8H51ZM51 10H50V11H51ZM53 10H54V9H53ZM55 10H56V8H55ZM59 10H60V9H59ZM61 10H62V9H61ZM164 10H165V9H164ZM263 10H264V7H263L262 11H263ZM50 11H49V14H50ZM57 11H58V10H57ZM123 11H124V10H123ZM151 11H152V10H151ZM155 11H156V9H155ZM159 11H161V10H158V12H159ZM244 11H245V10H244ZM259 11H260V10H259ZM120 12H121V11H120ZM145 12H146V11H145ZM145 12H144V13H145ZM153 12H154V11H152V13H153ZM158 12L156 11V13H158ZM161 12H162V11H161ZM163 12H164V11H163ZM253 12H254V11H253ZM156 13H155V14H156ZM159 13H160V12H159ZM159 13H158V14H159ZM254 13H257V12H254ZM262 13H263V12H262ZM120 14H121V13H120ZM243 14H244V13H243ZM257 14H258V13H257ZM263 14H264V13H263ZM51 15H52V14H51ZM51 15H49V16H51ZM62 15H63V14H62ZM64 16H65V15H64ZM93 16H94V15H93ZM121 16H122V15H121ZM151 16H152V15H151ZM59 17H60V16H59ZM256 17H257V19H258V15H256ZM60 18H61V17H60ZM60 18H59V19H60ZM67 18H68V17H67ZM140 18H141V17H140ZM262 18L264 19V16H263V15H262ZM149 19H152V18H149ZM149 19H148V20H149ZM257 19H256V20H257ZM54 20H55V19H54ZM138 20H139V19H138ZM138 20H137V22H138ZM144 20H146V18L143 19V22H144ZM254 20H255V19H254ZM256 20H255V21H256ZM261 20H262V19H261ZM255 21H254V22H255ZM53 22H54V21H53ZM58 22H59V21H58ZM139 22H142V21H139ZM143 22H142V23H143ZM145 22H147V21H145ZM149 22H150V21H149ZM151 22H152V20H151ZM151 22H150V23H151ZM254 22H253V24H254ZM262 22L264 23V20H263ZM246 23L249 24V22H246ZM251 23H252V22H251ZM256 23H257V22H256ZM259 23H260V22H259ZM136 24H141V23H136ZM147 24H148V23H147ZM253 24H251V25L249 24V25L252 26ZM141 25H143V24H141ZM150 25H151V24H150ZM150 25H146V26H147V29H145V31L148 30V26H150ZM138 26H139V25H138ZM138 26L136 25V28L134 27L136 31H137V27H138ZM154 26H155V24H154ZM257 26H260V25H257ZM142 27H143V26H142ZM140 29H141V27H140ZM151 29H152V26H151ZM252 29H253V28H252ZM254 29H255V28H254ZM256 29H257V27H256ZM256 29H255V30H256ZM126 30H127V29H126ZM128 30H129V29H128ZM138 30H139V29H138ZM149 30H150V29H149ZM133 31H134V30H132V32H133ZM141 31H142V30H141ZM143 31H144V28H143ZM150 31H151V30H150ZM126 32H127V31H126ZM128 32H129V31H128ZM134 32H135V31H134ZM139 32H140V31H139ZM14 34H15V33H14ZM127 34H128V33H127ZM135 34H137V33L135 32ZM139 34H141V32H140ZM139 34H138V36H139ZM9 35H10V34H9ZM129 35L132 36L131 32H129ZM3 36H4V35H3ZM17 36H18V35H17ZM136 36H137V35H136ZM11 37H13V36H11ZM15 37H16V36H15ZM139 37H140V36H139ZM35 38H36V37H35ZM21 39H22V38H21ZM12 40H13V39H12ZM10 41H11V40H10ZM22 41H25V40L22 39ZM29 41H30V40H29ZM33 41H34V40H33ZM33 41H31V42L33 43ZM37 41H38V38H37L36 42H37ZM39 42H40V40H39ZM18 43H19V42H18ZM28 43H29V42H28ZM42 43H43V42H42ZM30 44H31V43H30ZM39 44H40V43H39ZM12 45H13V44H12ZM15 45H16V44H15ZM28 45H29V44H28ZM44 45H45V44H44ZM33 46H34V45H33ZM7 47H8V45H7ZM34 47H35V46H34ZM43 47H44V46H43ZM50 47H51V46H50ZM4 48H5V46H4ZM35 48H36V47H35ZM41 48H42V47H41ZM0 49H1V48H0ZM2 49H3V48H2ZM5 49H6V48H5ZM14 49H15V48H14ZM33 49H34V48H33ZM37 49H38V48H37ZM52 49H53V48H52ZM12 50H13V49H12ZM15 50H16V49H15ZM21 50H22V49H21ZM24 50H25V49H24ZM30 50H32V49H30ZM3 51H4V49H3ZM25 52H26V51H25ZM43 52H44V51H43ZM51 52H52V51H51ZM56 52H57V51H56ZM0 53H1V51H0ZM2 53H3V52H2ZM5 53H6V51H5ZM8 53H9V52H8ZM11 53H12V52H11ZM13 53H15V52H13ZM13 53H12V54H13ZM21 53H22V52H21ZM39 53H40V52H39ZM49 53H50V52H49ZM15 54H16V53H15ZM44 54L46 55L47 53L44 52ZM44 54H43V55H44ZM50 54H51V53H50ZM0 55H1V54H0ZM2 55H3V54H2ZM4 55H6V54H4ZM18 55H19V53H18ZM29 55H30V54H29ZM36 55H37V54H36ZM12 56H13V55H12ZM21 56H22V55H21ZM34 56H35V55H34ZM51 56H52V55H51ZM51 56H50V57H51ZM8 57H9V56H8ZM24 57H25V56H24ZM46 57H48V56H46ZM17 58H18V57H17ZM28 58H29V57H28ZM28 58H27V59H28ZM42 58H45V57H42ZM47 59H48V58H47ZM4 60H5V59H4ZM0 61H1V60H0ZM2 62H4V61H2ZM22 63H23V62H22ZM16 64H20V63L17 62ZM16 64H15V65H16ZM1 65H2V64H1ZM3 65H5V64H3ZM15 65H14V66H15ZM20 65H21V64H20ZM23 65H24V64H23ZM5 66H9V65H5ZM11 66H12V65H11ZM17 69H18V68H17ZM2 70H3V69H2ZM9 70H10V69H8V71H9ZM21 70H22V68H21ZM21 70L19 71V72H20V75H19V76H22V75H21V73H22ZM64 70H65V69H64ZM66 70H68V69H66ZM5 71H6V70H5ZM8 71H7V72H8ZM10 71H12V70H10ZM14 71H16V70H14ZM81 71L83 72V70H81ZM17 72H18V71H17ZM19 72H18V73H19ZM61 72H63V71L61 70ZM3 73H4V72H3ZM3 73H2V74L0 73V75H1L0 77H2V78L5 76ZM13 74H14V73H13ZM61 74H62V73H61ZM10 75L12 76V74H10ZM17 77H18V76H17ZM22 77H23V76H22ZM66 77H67V76H66ZM111 77H112V76H111ZM159 77H160V76H159ZM163 77H164V76H163ZM5 78L9 80V81L6 80V81H7V84H8V82H11V80H10L11 78H10V77L7 78V77L5 76ZM9 78H10V79H9ZM12 78L16 80V81H15V80L12 79V83H13L12 85H15V86H16V83L19 82V81H17L18 78L16 79V78H14L13 76H12ZM63 78H64V77H63ZM108 78H109V77H108ZM156 78H157V77H156ZM114 79H115V77H114ZM154 79H155V78H154ZM2 80H3V79H2ZM66 80H67V79H66ZM104 80H105V78H104ZM104 80H103V81H104ZM165 80H166V79H165ZM0 81H1V78H0ZM6 81L3 80V81H1V82H2V83L4 82V84H5ZM64 81H65V80H64ZM153 81H154V80H153ZM166 81H168V80H166ZM15 82H16V83H15ZM105 82H106V81H105ZM112 82H113V80H112ZM112 82H111V83H112ZM115 82H116V80H115ZM118 82H120V81H118ZM148 82H149V81H148ZM164 82H165V81H163V83H164ZM172 82H173V81H172ZM172 82L170 83L171 85H173ZM14 83H15V84H14ZM99 83H100V82H99ZM111 83H110V84H111ZM120 83H121V82H120ZM151 83H153V82H151ZM163 83H162V84H163ZM174 83H175V82H174ZM4 84H3V85H4ZM18 84H19V83H18ZM63 84L65 85V84H67V83H63ZM104 84H105V83H104ZM106 84H107V83H106ZM106 84H105V85H106ZM115 84H117V83H115ZM131 84H133V83L131 82ZM168 84H169V83H168ZM170 84H169V85H170ZM0 85H2V84H0ZM99 85H101V84H99ZM120 85H121V84H120ZM120 85H118L119 87H117L116 85H115V86H116V88H119V90L121 91V89H120ZM128 85H129V84H128ZM156 85H157V84H156ZM176 85H178V84H176ZM176 85H175V86H176ZM179 85H180V84H179ZM7 86H8V85H6V88H7ZM112 86H114V84H112ZM115 86H114V87H115ZM124 86H125V85H124ZM181 86H182V84L180 85V87H181ZM16 87H18V86H16ZM16 87H15V88H16ZM97 87H98V86H97ZM131 87H132V85H131ZM149 87H150V86H149ZM168 87H169V86H168ZM170 87H171V86H170ZM1 88H2V87H1ZM15 88H14V89H15ZM123 88H124V87H123ZM107 89H108V88H107ZM114 89H115V88H114ZM125 89H126V88H125ZM166 89H167V88H166ZM69 90H70V88H69ZM97 90H98V88H97ZM108 90H109V89H108ZM110 90H111V89H110ZM119 90H117V91H119ZM122 90H123V89H122ZM132 90H133V88H132ZM132 90H131V92H132ZM159 90H160V87H159ZM205 90H207V89H205ZM208 90H209V89H208ZM208 90H207V91H208ZM49 91H51V90H49ZM65 91H67V90H65ZM71 91H72V89H71ZM101 91H102V89H101ZM101 91H100V92H101ZM129 91H130V89H129ZM176 91H177V90H176ZM211 91H212V90H211ZM2 92H3V91H2ZM2 92H1V93H2ZM68 92H69V91H68ZM93 92H95V91H93ZM127 92H128V91H127ZM203 92H204V95H203V94H202V95L205 96L206 91L203 90ZM262 92H263V91H262ZM52 93H54V92H52ZM122 93H123V92H122ZM122 93H121V95H122ZM132 93H133V92H132ZM177 93H178V92H177ZM196 93H197V92H196ZM201 93H202V92H201ZM209 93H210V91H209ZM259 93H260V92H259ZM259 93H258V94H259ZM47 94H48V93H47ZM65 94H66V93H65ZM99 94H100V93H99ZM102 94H103V93H102ZM117 94L119 95V92L116 93V95H117ZM134 94H135V92H134ZM134 94H133V95H134ZM198 94H199V92H198ZM198 94H197L196 96H198ZM207 94H208V93H207ZM214 94H216V93H214ZM214 94H213V95H214ZM258 94H257V95H258ZM43 95H44V94H43ZM49 95H50V94H49ZM54 95H55V94H54ZM73 95H74V94H73ZM172 95H173V94H172ZM188 95H189V94H188ZM190 95H191V93H190ZM200 95H201V94H200ZM209 95H210V94H209ZM217 95H218V94H217ZM45 96H46V95H45ZM99 96H100V95H99ZM103 96H105V95L103 94ZM122 96H125V95L123 94ZM128 96H129V95H128ZM136 96H137V94H136ZM176 96H177V95H176ZM176 96H175V98H176ZM194 96H195V95H194ZM210 96H211V95H210ZM210 96H208V97H210ZM255 96H256V95H255ZM0 97H1V95H0ZM49 97H50V96H49ZM55 97H56V96H55ZM57 97H58V96H57ZM67 97H68V96H67ZM69 97H70V96H69ZM125 97H126V96H125ZM125 97H124L123 99H125ZM192 97H193V95H192ZM198 97H199V96H198ZM198 97L193 98V100H194V99H197ZM206 97H207V96H206ZM214 97H216V96H214ZM217 97H218V96H217ZM217 97H216V98H217ZM219 97L221 98L220 95H219ZM241 97H242V96H241ZM251 97H252V96H251ZM46 98H48V97H46ZM46 98L43 97V98H42L43 101H44ZM52 98H53V97H52ZM103 98H104V97H103ZM119 98H120V97H119ZM164 98H165V97H164ZM190 98H191V97H190ZM200 98H201V99H200ZM200 98H198V99L201 101L203 97L201 96ZM211 98H212V97H211ZM220 98H217V99L219 100ZM243 98H244V97H243ZM248 98H250V97H248ZM259 98H260V96H259ZM262 98H263V97H262ZM0 99H1V98H0ZM7 99H8V98H7ZM7 99H6V100H7ZM38 99H39V97H38ZM54 99H55V98H54ZM63 99H64V98H63ZM63 99H62V100H63ZM65 99H66V97H65ZM156 99H157V98H156ZM171 99H172V98H171ZM176 99H179V96H178V98H176ZM221 99H222V98H221ZM238 99H240V98H238ZM250 99H251V98H250ZM3 100H4V99H3ZM3 100H2V101H3ZM6 100H5V101H6ZM16 100H17V99H16ZM19 100H20V99H19ZM48 100H49V99H48ZM152 100H153V98H152ZM161 100H162V99H161ZM167 100H168V99H167ZM167 100H165V101H167ZM240 100H241V99H240ZM258 100H259V99H258ZM7 101H8V100H7ZM11 101H12V100H11ZM49 101H51V99H50ZM59 101H60V100H59ZM64 101H65V100H64ZM119 101H120V100H119ZM119 101H118V102H119ZM178 101H179V100H178ZM194 101H195V100H194ZM200 101H199V102H200ZM256 101H257V100H256ZM19 102H21V101H19ZM46 102H47V101H46ZM46 102H45V103H46ZM67 102H68V101H67ZM67 102H66V103H67ZM125 102H126V100L124 101V103H125ZM150 102H151V101H150ZM154 102H155V101H154ZM154 102H153V103H154ZM173 102H174V100H173ZM173 102L171 101V104H172ZM196 102H197V101H196ZM252 102H253V101H252ZM6 103H7V102H5V104H6ZM14 103H15V102H14ZM54 103H55V101H54ZM60 103H61V102H60ZM60 103H59V105H60ZM62 103H63V102H62ZM64 103H65V102H64ZM68 103H69V102H68ZM101 103H102V99H101ZM120 103H122V102L120 101ZM120 103H119V105H120ZM142 103H143V101H142ZM153 103H152V105H153ZM157 103H158V102H157ZM157 103H155V104H157ZM238 103H239V102H238ZM238 103H237V104H238ZM0 104H1V102H0ZM2 104L4 105V101L2 102ZM2 104H1V106H3ZM8 104H9V103H7L6 105H8ZM48 104H49V103H48ZM72 104H73V103H72ZM72 104H71V105H72ZM74 104H75V103H74ZM155 104H154L153 107H155ZM163 104H166V102L163 103ZM167 104H168V103H167ZM167 104H166V107H167ZM169 104H170V103H169ZM242 104H243V103H242ZM242 104H241V105H242ZM252 104H253V103H252ZM6 105H5V106H6ZM35 105H36V104H35ZM44 105H45V107L47 106L46 104H44ZM55 105H56V103H55ZM65 105H66V104H65ZM67 105H69V104H67ZM78 105H81V104H78ZM104 105H105V104H104ZM104 105H103V106H104ZM142 105H143V104H142ZM149 105H150V104H149ZM175 105H176V104H175ZM250 105H251V104H250ZM250 105L248 106L249 109H250ZM1 106H0L1 109H2L3 107H5V106H3V107H1ZM36 106H38V105H36ZM36 106H34V107H36ZM41 106H42V105H41ZM61 106H62V107H65V106H63L62 104H61ZM75 106H76V105H75ZM82 106H83V105H82ZM100 106H101V105H100ZM103 106L100 107V108H101V109L106 108V107L103 108ZM124 106H125V105H124ZM150 106H151V105H150ZM195 106H196V105H195ZM195 106H193V107L195 108ZM237 106H238V105H237ZM244 106H245V105H244ZM244 106L242 105V107H244ZM258 106H259V105H258ZM260 106H261V104H260ZM38 107H39V106H38ZM43 107H44V106H43ZM69 107H70V106H69ZM69 107L67 106V108H65V109H69ZM84 107H85V106H84ZM146 107L148 108L149 106H146ZM158 107H159V106H158ZM158 107H157V109H158ZM168 107H169V106H168ZM172 107H173V106H172ZM242 107H240L241 110L244 109V108L242 109ZM5 108H6V107H5ZM9 108H10V106H9ZM32 108H33V107H32ZM49 108H50V107H49ZM49 108H48V109H49ZM57 108H58V106H57ZM90 108H91V107H90ZM90 108H88V110H90ZM116 108H118V106H117ZM139 108H140V107H139ZM155 108H156V107H155ZM155 108H153V109H155ZM170 108H171V107H170ZM194 108H193V110L196 111V109H194ZM237 108H238V107H237ZM252 108H253V107H252ZM11 109H12V108H11ZM70 109H72V108H70ZM78 109H79V107H78ZM81 109H82V107H81ZM91 109H92V108H91ZM118 109H119V108H118ZM148 109L150 110V107H149ZM151 109H152V107H151ZM153 109H152V110H153ZM245 109H246V108H245ZM261 109H262V107H260V110H261ZM2 110H3V109H2ZM5 110H6V109H5ZM59 110H60V108H59ZM59 110H57V111H58L57 114H59V113L61 112V111L59 112ZM75 110H76L77 112L80 111V109L77 110L76 108L74 109V111H73V110H72V111L70 110V111H71V113L74 112L73 114L75 115V114H76V111H75ZM84 110H85V108H84ZM94 110H95V109H94ZM116 110H117V109H116ZM145 110H146V109H145ZM152 110H150V111L152 112ZM155 110H156V109H155ZM168 110H170V109L166 108V111H168ZM193 110H190V111H191V112H190V113H191V117L194 116V115H192ZM232 110H234V109H232ZM237 110L240 112V109H236V112H234L235 110H234V111H231V114H232V115H231L230 113H229V114H230L231 116H233V114L235 113V114H237V116H239L240 114L238 115V111H237ZM246 110H247V109H246ZM254 110H256V107H255ZM254 110H252V111H254ZM258 110H259V109H258ZM260 110H259V112H260ZM18 111H19V110H18ZM25 111H26V110H25ZM41 111H42V110H41ZM43 111H45V109H44ZM53 111H54V113H55V110H53ZM66 111H67V110H65V113H66ZM101 111H102V110H101ZM139 111H140V110H139ZM142 111H143V110H142ZM146 111H147V110H146ZM175 111H176V109H175ZM179 111H180V108H179ZM243 111H244V110H243ZM243 111H242V112H243ZM248 111H249V110H248ZM250 111H251V110H250ZM252 111H251V112H252ZM256 111H257V110H256ZM0 112H1V111H0ZM9 112H10V111H9ZM12 112H13V111H12ZM15 112H16V111H15ZM30 112H31V111H29V113H30ZM37 112H38V111H37ZM67 112H68L70 115L68 114V115H69V116H68L67 114H65V117L67 116V117H70V118H71V117H72V116H71L72 114H71L69 111H67ZM88 112H89V111L84 112V113H88ZM91 112H92V111H91ZM94 112H96V111H93V113H94ZM137 112H138V111H137ZM137 112L135 111V113H137ZM147 112L149 113V111H147ZM147 112H146V114H148ZM153 112H154V110H153ZM153 112H152V113H153ZM177 112H178V109H177ZM251 112H250V113L248 112L247 114L251 115V114H252ZM257 112H258V111H257ZM257 112H255V114H256ZM261 112H262V110H261ZM263 112H264V111H263ZM263 112H262V113H263ZM6 113H7V111H6ZM19 113H21V112H19ZM61 113L63 114V112H61ZM61 113H60V114H61ZM89 113H90V112H89ZM96 113H97V112H96ZM128 113H129V112H128ZM138 113H142V112H138ZM138 113H137V114H138ZM143 113H144V111H143ZM165 113H166V112H165ZM194 113H195V112H194ZM240 113H241V112H240ZM9 114H10V113H9ZM11 114H12V113H11ZM13 114H14V113H13ZM15 114H17V113H15ZM81 114H82V113H81ZM97 114H98V113H97ZM97 114H95V115L97 116ZM106 114H107V113H106ZM106 114L104 113L103 116L105 115L106 117H108V115H106ZM137 114H136V117H137ZM153 114H154V113H153ZM176 114H177V113H174V114L172 115V117H173L174 115H176ZM196 114H197V113H196ZM196 114H195V116H196V118H197L198 116H197ZM235 114H234V116H235ZM244 114H246V111H244V113H242V116L244 117L243 120H244V119L247 120L248 118L245 117V116H247V114H246V115H244ZM255 114H253L252 116H254ZM0 115H1V114H0ZM43 115H44V114H43ZM79 115H80V113H79ZM100 115H101V113L98 114V116L100 117V118L98 117L99 119H101V117H103V116H100ZM111 115H112V114H111ZM113 115H114V114H113ZM116 115H117V114H116ZM118 115H119V114H118ZM124 115H125V114H124ZM126 115H127V114H126ZM133 115H134V114H133ZM143 115H145V114H143ZM151 115H152V114H151ZM178 115H179V113H178ZM178 115H177V116H178ZM230 115H229V117L231 118ZM256 115H257L256 117L260 118V116H261V115L263 116L264 114H261V113L258 114V113H257ZM258 115H259V116H258ZM6 116H7V115H5L4 117H6ZM18 116H20V115L18 114ZM21 116H22V115H21ZM59 116H60V115H59ZM59 116H58V117H59ZM76 116H78V114H77ZM85 116H86V114H85ZM87 116H88V115H87ZM93 116H94V114H93ZM96 116H95V117H96ZM105 116H104V117H105ZM114 116H115V115H114ZM128 116H129V115H128ZM130 116H131V115H130ZM139 116H140V115H139ZM167 116H168V112H167ZM180 116H181V115H180ZM180 116H179V117H180ZM234 116H233V118H231V121H232L233 119L237 118V117H234ZM252 116H248V117H251V118H252ZM9 117H10V115H9ZM12 117H13V116H12ZM12 117H10V119H11ZM25 117H26V116H25ZM39 117H40V116H39ZM44 117H45V116H44ZM44 117H43V119H44ZM56 117H57V115H56ZM65 117H63V120L61 121L62 123L59 122L61 125H63V121L65 120V119H64ZM67 117H66V119H67L68 121H66V120L64 121V126L66 125V126L64 127L65 130L62 128L63 126H61V125H60L59 128H58V125H59V124H58V121H59V120L57 121V124H58L57 127L54 126V125H52V126L55 127V131H54V129H53L54 133H52V134H53V135H56V137H57V134L59 133V131H60V135L65 136V134L67 133V131H69V129H72V128H70V127H73V128H74V126H76V125H74V124H72V126H71L68 122H69V121H70V122H73V121H75L74 119H76L77 122H79V121H78L79 119H77V118H79L80 116H78V117L73 116L74 119L71 118V120L68 119ZM95 117H94V118H95ZM122 117H123V116H122ZM122 117H121V119H122ZM136 117H135V118H136ZM140 117H141V116H140ZM147 117H149V116H147ZM174 117H176V116H174ZM179 117H178V118H179ZM220 117H221V116H220ZM220 117L218 118L219 120H221ZM256 117H253V119L250 118L248 121H250V120H251V121L254 120L253 123H255V121L258 120V118H256ZM1 118L3 119V117H0V119H1ZM27 118H28V115H27ZM29 118H30V116H29ZM33 118H35V117H33ZM40 118H42V116H41ZM82 118H83V117H82ZM92 118H93V117H92ZM92 118H90V119H92ZM98 118H97V120H99ZM116 118H117V117H116ZM132 118H133V117H132ZM135 118H134V120H135ZM142 118H143V117H142ZM154 118H155V117H154ZM158 118H159V117H158ZM196 118H195V119H196ZM198 118L200 119V116H199ZM198 118H197V119H198ZM221 118H222V117H221ZM224 118H226L225 115H224ZM240 118H241V117H240ZM240 118H239V119H240ZM2 119H1V120H2ZM37 119H38V116H37ZM55 119H56V118H55ZM85 119H86V118H85ZM85 119H84V122L86 121ZM87 119H88V122H89L90 119H89V118H87ZM121 119H120V120H121ZM126 119H127V118H126ZM136 119L138 120V118H136ZM144 119H147V118H144ZM144 119H143V120H144ZM155 119H156V118H155ZM175 119H176V118H175ZM190 119H191V118H190ZM192 119H193V118H192ZM197 119H196V120H197ZM201 119L203 120V118H201ZM222 119H223V118H222ZM228 119H229V118H228ZM228 119H227V120H228ZM239 119H237L235 122L237 123V121H238ZM7 120H8V118H7ZM29 120L32 122L31 118H30ZM48 120H49V119H48ZM53 120H54V119H53ZM72 120H73V121H72ZM97 120H96V122H98ZM114 120H115V117H114ZM120 120H119V122H120ZM141 120H142V119H141ZM151 120H152V119H151ZM151 120H150V121H151ZM173 120H174V119H173ZM193 120H194V119H193ZM193 120H192V121H193ZM219 120H218V121H219ZM224 120H225V119H224ZM229 120H230V119H229ZM246 120H244V121H246ZM5 121H6V119H5ZM5 121H3V122L5 123ZM8 121H9V120H8ZM30 121H29V123H30ZM50 121H51V120H50ZM128 121H129V120H128ZM139 121H140V119H139ZM144 121H145V120H144ZM146 121H147V120H146ZM150 121H149V122H150ZM153 121H155V120H153ZM153 121H152V122H153ZM174 121H176V120H174ZM189 121H190V120H189ZM189 121H188V122H189ZM192 121H191V122H192ZM197 121H198V120H197ZM214 121H215V122H214ZM216 121H217V120H213L212 124L216 123ZM244 121H243V123H239V124H240V128H239V130L241 129L242 125H243L244 123H246V122H244ZM3 122H0V123H1V125H0V136H2V137H3V135H5L4 133H6L7 131L9 132L8 128L10 129V127H9L10 125H9V126L7 125L8 128L5 129V127H7V126L4 127L5 124H4ZM11 122H12V121H11ZM22 122H23V120H22ZM27 122H28V120H27ZM39 122H42L41 119H40V121H38V123H39ZM48 122H49V121H48ZM65 122L68 123V124H66ZM96 122H95L94 120H93V122L91 121V123H92V124L95 123V125H96ZM113 122H114V121H113ZM119 122H117V123H119ZM122 122H123V121H122ZM134 122H135V121H134ZM179 122H180V121H179ZM179 122H178V126H179ZM220 122H221V121H220ZM239 122H241V119H240ZM2 123H3V125H2ZM17 123H18V122H17ZM17 123L15 122V124H17ZM29 123H27V124H28V125H31V124H29ZM42 123H45V122H42ZM46 123H47V121H46ZM49 123H50V122H49ZM55 123H56V122H55ZM75 123H76V122H75ZM82 123H83V119H82V121H81V124H82ZM86 123H87V122H86ZM89 123H90V122H89ZM89 123H87V125H89V126L91 125V126H92V124H89ZM108 123H109V122H108ZM108 123H106V124L108 125ZM123 123H124V122H123ZM128 123H129V122H128ZM137 123H139V122L137 121ZM137 123H136V124H137ZM140 123H141L142 125L144 124V123H142V121H141ZM146 123H147V122H146ZM146 123L144 124V126L146 125ZM150 123H151V122H150ZM207 123H208V122H207ZM224 123L226 124L227 122H224ZM224 123H223V124H224ZM230 123H231V124H230ZM251 123H252V122H251ZM253 123H252V124H253ZM18 124H19V123H18ZM40 124H41V123H40ZM52 124H54V123H52ZM77 124H78V123H77ZM102 124H103V122H100V132H102V130H101V126H102ZM104 124H105V123H104ZM106 124H105V128H107V127H106V126H107ZM111 124H112V123H111ZM111 124H110V125H111ZM124 124H125V123H124ZM136 124H134V125L132 124V125L135 126ZM175 124H177V123H175ZM193 124H198V122H197V123L193 122L192 125H193ZM217 124H218V122L216 123V125H217ZM221 124H222V123H220V125H221ZM223 124H222V125H223ZM241 124H242V125H241ZM247 124H248V122H247L246 124H244V125H246V126H248V127H254V125H255L256 123L252 125V124H250V122H249V124H248V125H247ZM43 125L45 126L46 124H43ZM68 125H69V126H68ZM79 125H80V123H79ZM79 125H78V126H79ZM87 125H86V126H87ZM117 125H118V124H117ZM125 125H126V124H125ZM130 125H131V124H130ZM137 125H138V124H137ZM150 125H151V124H150ZM182 125H183V124H182ZM202 125H203V124H202ZM210 125H211V124H210ZM216 125H215V126H216ZM228 125H230V126H228V127H232L233 125L236 126V125L233 124L232 122H229ZM237 125H238V124H237ZM251 125H252V126H251ZM256 125H257V124H256ZM11 126H13V125L11 124ZM18 126H19V125H18ZM31 126H34V125L32 124ZM31 126H29V127L27 126V127H28L27 130L30 129V130L34 133L35 131H33V130H34L35 127H36V128H40V131H39V130H37V131H39L41 135H42V132L45 133V132H44L45 130L43 131L44 126H42V124H41L40 126H34V127H32L33 129L31 128ZM47 126H50V125H47ZM47 126H46V127H47ZM78 126H77V127H78ZM82 126H85V124H83ZM108 126H109V125H108ZM112 126H113V125H112ZM112 126H110V127H112ZM115 126H116V124H115ZM126 126H127V125H126ZM128 126H129V125H128ZM140 126H141V125H140ZM140 126H138V129H139ZM163 126H165V125H163ZM176 126H177V125H176ZM176 126H175V128H176ZM180 126H181V125H180ZM180 126H179V127H180ZM183 126H184V125H183ZM193 126H194V125H193ZM196 126H197V125H196ZM198 126H199V124H198ZM207 126L209 127V125H207ZM207 126H206L205 129H207ZM215 126L212 125V128H214ZM225 126H226V125H225ZM13 127H14V126H13ZM13 127H11V128H13ZM42 127H43V128H42ZM60 127L62 128V130L60 129ZM67 127H69V129H68ZM80 127H81V126H80ZM98 127H99V126H98ZM118 127H120V126H118ZM118 127H116V129H117ZM122 127L124 128L125 126H121V127H120V128L123 130ZM145 127H146V126H145ZM181 127H182V126H181ZM186 127H188V128L190 129L192 126H191V127L186 126ZM236 127H237V126H236ZM236 127H233L232 129H234V128H236ZM255 127H256V126H255ZM17 128H19V127H17ZM47 128H48V127H47ZM51 128H52V127H50V130H49L50 132H51ZM66 128H67V129H66ZM96 128H97V126H96ZM112 128H113V127H112ZM120 128H118V129H120ZM125 128H126V127H125ZM129 128H130V127H129ZM135 128H137V127H135ZM142 128H143V126H142ZM149 128H150V127H149ZM194 128H195V126H194ZM212 128H211V130H212ZM218 128H220V130H223V128L221 129V127H218ZM243 128H245V127L243 126ZM4 129H5V130H4ZM13 129H14V128H13ZM19 129H20V128H19ZM78 129H79V127H78ZM98 129H99V128H98ZM102 129H103V128H102ZM121 129H120V130H121ZM138 129H137V130H138ZM140 129H141V128H140ZM140 129H139V131H141ZM162 129H163V128H162ZM164 129H165V128H164ZM191 129H192V128H191ZM215 129H216V127H215ZM229 129H230L229 131L226 130V129H224V130H226L228 133L230 132L231 134H233V133L231 132V128H229ZM237 129H238V128H236L235 130H233V131H234V135L236 134V136H238V135L240 134V132H241L242 135H245V134H246V131H248V130H246V129H247V127H246V129H244V130H246V131L243 130L244 133L242 132V130H240V131L238 130V131H239V134H238V132H236ZM249 129H250V128H249ZM6 130H7V131H6ZM14 130H15V129H14ZM47 130H48V129H47ZM66 130H67V131H66ZM72 130H73V129H72ZM74 130H75V129H74ZM109 130H110V129H109ZM111 130H112V129H111ZM122 130H121V132L118 131V130H117V131L120 132V133L122 134V133L124 132V131L122 132ZM153 130H154V128H153ZM153 130H152V131H153ZM158 130H159V129H158ZM160 130H161V129H160ZM160 130H159V131H160ZM181 130H182V128H181ZM202 130H203V129H202ZM211 130L208 129V131H206L207 133H206V132H205V134L203 133V134H204V137H207V138H205V139L203 138V139L201 140V142H202L201 144H202V145L206 144V142H207L206 140H208L210 143L207 142L206 145H208V143H209V145H211V141L214 140V139L216 140V137L219 135L220 137H218V138H220L219 140H220L221 144H220V142H219V143L217 142V141H218V139H217V141H215V140L212 141V145H211V147H212L213 145H216V146H214V147H215V150H216V148H217L218 151L216 150V152H215L214 148L212 147V149L214 150V152H213V150L211 149V147H209V145H208V147H209L210 149L206 150V149H207V146H206V145L204 146L206 149H205L204 147H203V149H205V150L208 151V152H209V151H212V154H211V155H214L213 153H215V154L217 153V154H218V153H219V150H220L221 153H219V155L222 154V156H219V157L222 158V157L224 156L223 151H225V150L223 149V146H222V147L218 146V147H219V149H218L217 145H218V144H219V145H222V144H223L224 141H221V140H222L221 138H222L224 135H226V134H222V133H224V132L221 133V131H218V132H220V133L218 134V132L216 131V133H217V135H216V133L214 132V130H212L213 132H210L211 135H212V137L214 136V134L216 135L215 138L213 139V138L210 136V134L208 133V132L211 131ZM218 130H219V129H218ZM5 131H6V132H5ZM15 131L18 132L19 130L16 129ZM15 131H14V132H15ZM24 131H26V130H24ZM41 131H42V132H41ZM56 131H58V132L56 133ZM63 131H66V133H65V134H62V133H64ZM70 131H71V130H70ZM92 131H93V128H92ZM107 131H108V130H107ZM117 131H114V132H117ZM139 131H137V133H138ZM150 131H151V129H150ZM152 131H151V132H152ZM178 131H180V130H178ZM226 131H225V132H226ZM2 132H3V134H2ZM12 132H13V131H12ZM12 132H11V129H10V133H12ZM28 132H29V130L26 131V133H24V134L27 135ZM47 132H48V131H47ZM47 132H46V133H47ZM90 132H91V131H90ZM105 132H106V131H105ZM111 132H112V131H111ZM127 132H128V131L126 130V132H124V133H125L124 135H127V134H126ZM131 132H132V130H131ZM131 132H130V134H131ZM147 132H148V131H147ZM151 132H148V133H146V134H149V133H151ZM153 132H155V130H154ZM176 132H177V131H176ZM201 132H204V131H201ZM227 132H226V133H227ZM35 133H36V132H35ZM94 133H95V131H94ZM128 133H129V132H128ZM137 133H134V134H137ZM140 133H142V132H140ZM144 133H145V132H144ZM160 133H161V132H160ZM182 133H183V132H182ZM186 133H187V132H186ZM189 133H191V132H189ZM192 133H193V132H192ZM195 133H196V132H195ZM14 134H15V133H14ZM22 134H23V133H22ZM36 134L38 135V133H36ZM69 134H70V132H69ZM96 134H97V133H95V136H96ZM102 134H103V133H102ZM105 134H106V133H104V135H105ZM108 134H109V138H110V139H111V137H115V135L113 136L112 133H111V134H112V136H111V135H110V132H109ZM108 134H106V135H108ZM115 134H116V133H115ZM142 134H143V133H142ZM152 134H153V133H151V135H152ZM155 134H156V133H154V135H155ZM157 134H158L157 136H161V135H159V133H157ZM184 134H185V133L182 134V136H181V137H182L181 140L184 139V138H185V139L187 138V137H184V136H185ZM203 134H201V135L203 136ZM206 134H208V135L210 136V138H212V139H210ZM237 134H238V135H237ZM9 135H10V134H9ZM9 135H8V136H9ZM41 135H38V136L41 137ZM44 135H45L46 137L48 136V134H47V135L44 134ZM44 135H43V137L45 138ZM53 135H51V133H50L51 138H52ZM58 135H59V134H58ZM66 135H67V134H66ZM99 135H100V134H98V136H99ZM168 135H169V134H168ZM174 135H175V134H174ZM188 135L191 136V134H188ZM192 135H193V134H192ZM201 135H200V136H201ZM222 135H223V136H222ZM234 135H228V134H227L226 136H228V137L230 136L231 138L234 139V137H233ZM12 136H13V135H12ZM16 136H17V134H16ZM24 136H25V135H24ZM50 136H49V137H50ZM90 136H91V135H90ZM92 136H93V134H92ZM92 136H91V137H92ZM98 136H96V137H98ZM101 136H102V135H101ZM132 136H133V135H132ZM147 136H148V135H147ZM202 136H201V137H202ZM221 136H222V137H221ZM226 136H225V137H226ZM239 136H240V135H239ZM43 137H41V138L43 139ZM53 137H54V136H53ZM93 137H94V136H93ZM96 137H95V138H96ZM118 137H119V136H118ZM128 137H129V136H128ZM167 137H168V136H167ZM191 137H192V136H191ZM191 137H190V139H191ZM243 137H244V136H243ZM243 137H241V140H242ZM8 138H9V137H8ZM8 138H7V141H8ZM10 138H11V137H10ZM35 138H37V140H39V141L41 140V138H40V139H39L38 137H35ZM54 138H55V137H54ZM59 138H60V137H59ZM59 138L57 137L56 139H59ZM95 138H94V139H95ZM98 138H99V137H98ZM116 138H117V137H115V139H116ZM123 138H125V137H123ZM141 138L145 140V138H143L142 135H141L140 139H139V137L137 136V139H138V140H141ZM176 138H177V137L175 136V139H176ZM188 138H189V137H188ZM226 138H227V137H226ZM226 138H225V139H226ZM231 138H230L229 140H232ZM239 138H240V137H239ZM239 138H238V137H237V139L235 138V139H236V140L234 139L235 142H234V140L231 141V143L234 142V144H231L230 141L227 142V140H225L226 142H224V145H225L226 143L229 145V143H230L231 145H234V146H232V147H233V149L236 150L237 146H236V148H235V145L237 144L236 141H237V140H238V141L240 140ZM0 139H1V138H0ZM3 139H4V138H3ZM3 139H1V140H3ZM14 139H15V138H14ZM21 139L23 140V138H21ZM24 139L27 140L28 138H27V139L24 138ZM30 139H32V138H29L27 141L31 142ZM91 139H92V138H91ZM100 139H101V138H100ZM110 139H108V141H110ZM113 139H114V138H113ZM125 139H126V138H125ZM128 139H129V138H128ZM130 139H131V138H130ZM137 139H136V140H137ZM179 139H180V138H179ZM197 139L200 140L199 138H197ZM227 139H228V138H227ZM5 140H6V139H5ZM5 140H4V141H5ZM12 140H13V138L11 139V141H12ZM18 140H20V139H18ZM18 140H14V141H12L13 143L11 142V144H13V145H15V146L17 147L18 144H20V142H19ZM35 140H36V139H35ZM35 140H33V141H35ZM45 140H46V141H45ZM50 140H51L50 138H47V139H44V142H42L43 140L40 141V143L43 144L44 147H42V146L39 147L41 144L37 141V142L40 144V145H39V144L36 143L37 147H39V148L36 147V149H38L39 152H38V150L35 149V147L33 148V149H35L34 152H32L33 150L29 151V150L27 149V151L31 152V154H29V153L26 152V153H27L26 155L29 154V155H28V156H29V159L26 158V157H28V156H26V155H24L25 158H24V157H21V159H19V163L22 162L21 164H25L24 167H26V166L28 165V167H27L26 169H24L23 165H21V166H17L18 163H17V165L15 164V167H16V166H17V168L19 167V171H20V169H22V167H23V169L25 170V171H23V169L21 170V171H23V174H22V172H18V174L20 175V173H21L22 176L20 175L21 177H19V178H17V179H18L19 181L21 180V178L23 179V181L21 180L22 182L25 183V184L23 183V187L28 183L26 186H28V187L31 189L30 192H32V188H31V186L33 187L36 183H37L36 185H38V182H41L40 184H42V185L44 184V185H46V187H47V185L49 184V181H50V180H53V179H54V180H55V179L57 180V179H59V177L63 176V175H61V174H64V176H63L64 178L66 177L65 179L62 178V179H63L62 182L60 181V179H59L60 182L57 180L56 182L54 181V184H52L53 181H50V184H51L50 187H51V188H46V187H44V185L41 186L43 189L46 188V190L49 191L48 193H50V192L52 191V190H49V189H52L53 186H54V187H56L57 185L59 186V189H58V186L56 187V190H57V191H55V190H54V187H53L54 192H51L52 195H50L51 193L49 194V195H50V199H49V196H48V195H47L48 197L46 198L47 191L44 189V190H45V193H46V194H45V193L43 192L44 190H43L41 187L39 188V189H40V191H39L38 186H36V185H35V186H36V189H37V190L35 189L36 192L33 190V193H32L31 195H29V196L26 195L27 197H24V195H25L27 192H26V193L23 192V190H22L23 188L20 189V191L22 190L21 193L24 194V195H23V196L20 195V198H21V199L18 198V200L20 199V201L22 200V202H23V200H24L26 203L30 201V202H29L30 207L28 206V207H29V208H28V207H26V206H23V208L30 209L32 206H34V205H31L32 203H33V204H38V206L40 207V209L42 208V210H41L42 212H41L40 209L38 210V208H39L38 206H37V207L34 206V207L36 208L35 210L41 212V214L43 213L42 215H40V216H42L43 218H41V217L38 216L39 213H38V215L35 214V217H37V218L39 217V220H38L37 218L34 217V214H31L32 217H33L34 219H37L38 221H37V220H34V221H35V222H34L33 220H29V219H32V218L30 217V218L28 219V218H27L28 215H27L26 217H23V219H26V218H27L28 221H26V223H27V222H30V221L33 222V223H35L34 225H32L33 228H34V226L38 225L39 230H36L37 232L39 231L38 234L36 233L38 236L42 234V232H41V234H40V229H41V227H42V223H44V222L41 221L40 219L45 220L46 223L49 222L50 225L47 223L49 227H50V226H51V227L53 226L55 229L57 228L55 231L53 230L54 232H56V231L58 230V227H57V226H56V227L54 226L56 223L52 224V223L54 222V219H55V218H56L57 220L59 219L58 221L56 220L55 222H58L57 224L61 226V224H62V223L64 222V220L66 219L68 213H69V216H71V215H70V212L72 211L71 208H75V207H76V203H78L77 205L79 206V204H80V203H79V199H80V201H81V198H82V197H80L81 194L79 193L80 195H78L77 197H75V196H74V193H75L74 190L72 191V192H74V193H72V194L70 193V190H72L73 188H74L75 190H76V188H79L80 183H81L79 180H81V179L83 178V175H84L85 173H87V170H88V169H86V168L88 167L87 164H88V161H89V158H90V155H91L90 153L93 154L94 152H97L96 148H95V149L93 148L95 151L92 149L93 152H90V153H89V157H88V154H85V153H87V152H85L84 154H85L86 158H88V161H87V159L82 158V157H85V156L82 154V153H83V152H82V153H81V156L79 157V160H80V159H82V160L84 159L85 161H87V164H86V165L84 164V163H86L84 160H83L84 163H83L82 161H81V162H80V161L77 162L76 160L73 161V162L75 163V164L73 165V166H74V168H73V170H72L73 172H70L69 175H68V174L66 175L65 172L68 173L67 171H70V170H71V164H73V163L70 164L71 159H73V158H71V153H72V154H73V153H77V152L79 151V149L81 150V148H83V147H81V146L79 145V146H77V147H72V148L66 149L65 147H66L67 145L64 144V145H65L64 149H65L66 151H64V149H62L64 152L61 151V150H60V151H61V153H62V152L64 153L63 155L66 156V154H67L68 156L65 157V156H62V154H60L61 157H58L59 155L57 156V153H55L57 157L55 156V158H54V157H52V156L55 155V154H54V153L52 154L51 151L49 152V150H50L51 148H50V149H49L48 147L45 148V146H46L47 144H48L47 146L53 147V146H51V145H53V141H52V140H51V141H52V144L49 145V144H50L49 142H51ZM121 140H123V139H121ZM155 140H156V139H155ZM158 140H159V139H158ZM160 140H161V139H160ZM181 140H180V141H181ZM198 140H197V142H199ZM223 140H224V138H223ZM241 140H240V142H241ZM243 140H244V139H243ZM7 141H6V142H7ZM15 141H16V142H15ZM17 141H18L19 143H18ZM47 141H48V142H47ZM85 141H87V140L84 139L83 143H84ZM92 141H93V139H92ZM96 141H97V140H96ZM112 141H113V140L111 139L110 142H112ZM117 141L119 142V140H117ZM123 141L125 142V140H123ZM162 141H163V140H162ZM164 141H165V140H164ZM180 141H179V143H180ZM185 141H187V140H184L183 142H185ZM191 141H192V139H191ZM205 141H206V142H205ZM238 141H237V142H238ZM1 142H2V141H1ZM14 142H15L16 144H14ZM35 142H36V141H35ZM58 142H60V140H58ZM61 142H62V141H61ZM77 142H78V141H77ZM104 142H105V141H103V144H104ZM110 142H109V143H110ZM114 142H115V140H114ZM114 142L111 143V144H112L111 147L117 148V146H115V145H117V144H114ZM128 142H129V141H128ZM128 142H125V143L128 144ZM143 142L145 143V142H147V141H143ZM203 142H204V144H203ZM214 142H215V144H214ZM4 143H5V142H4ZM4 143H3V144H0V148H2V147L4 146ZM8 143H9V142H8ZM17 143H18V144H17ZM55 143H56V142H55ZM74 143H75V142H74ZM74 143H73V144H74ZM87 143H88V141H87ZM94 143H95V141H94ZM96 143L98 144V142H96ZM99 143H100L101 145H103L101 141H100ZM116 143H117V142H116ZM121 143H122V142H121ZM137 143H138V142H137ZM147 143H148V142H147ZM149 143H150V141H149ZM152 143H153V142H152ZM176 143H177V142H176ZM217 143H218V144H217ZM45 144H46V145H45ZM78 144H82V142L77 143L76 145H78ZM90 144H91V143H90ZM90 144H89V145H90ZM97 144H96V145L93 144L92 146H94V145L97 146ZM100 144H98V146H99ZM113 144H114V145H113ZM123 144H124V143H123ZM127 144H125L126 146H122L124 149L121 148V146H120V148L123 149V150H121V151H123V152L126 151V148H127V151H130L129 147H127L129 144H128V145H127ZM130 144L132 145L133 148H134L133 145H137V144H132V142H130ZM155 144H156V142H155ZM181 144H182V143H181ZM188 144H191V142L188 143ZM188 144H187V145H188ZM195 144L198 145V143H196V142H195ZM201 144H200V145H201ZM1 145H3V146H1ZM5 145H6L7 148H5V146H4L2 149H0V154L3 153V152L6 151V150H7V151H8V150L11 151V149H12L11 152L13 153V151H14L13 148H15V149L18 148V147L16 148V147L13 146V145H10V143H9V145H8V144H5ZM38 145H39V146H38ZM82 145H83V144H82ZM101 145H100V148H99V149H102V148H103ZM105 145H106V144H105ZM118 145H120V144H118ZM121 145H122V144H121ZM146 145H147V144H146ZM158 145H159V144H158ZM162 145H163V144H162ZM177 145H179V144H177ZM182 145H183V144H182ZM196 145L194 146L193 143H192V145L190 146L191 149H193V150L197 149V150H198V149H199V147H198L199 145L197 146V148H196ZM29 146H30V145H29ZM33 146H35V143L33 144ZM62 146H63V145H62ZM83 146H84V145H83ZM92 146H91V147H92ZM98 146H97V147H98ZM107 146H108V145H107ZM129 146H130V145H129ZM149 146H150V145H149ZM179 146H180V145H179ZM192 146H194V147L192 148ZM229 146H230V145H229ZM229 146L227 147V145H226L227 148H229ZM238 146H239V145H238ZM12 147H13V148H12ZM19 147H20V146H19ZM22 147H23V146H22ZM31 147H32V146H31ZM68 147H71V146L68 145L67 148H68ZM80 147H81V148H80ZM125 147H126V148H125ZM130 147H131V146H130ZM132 147H131V148H132ZM139 147H140V145H139ZM139 147L137 146V148H139ZM147 147H148V146H147ZM230 147H231V146H230ZM4 148H5V149H4ZM40 148H41V150H40ZM42 148H45V149L47 150V152H49V153H48V154L50 155L49 157L46 156V155H48V154H46V155H42V156H44V158H45V156H46V159L42 158V156L39 155V153L41 154V153L43 152V149H42ZM47 148H48V149H47ZM59 148H60V147H59ZM62 148H63V147H62ZM84 148H85V146H84ZM84 148H83V151H84ZM87 148H88V147H87ZM89 148H90V146H89ZM114 148H113V149H114ZM133 148H132V149H133ZM135 148H136V147H135ZM148 148H149V147H148ZM148 148H147V149H148ZM152 148H153V147H152ZM156 148H157V147H156ZM156 148H155V149H156ZM159 148H160V147H159ZM164 148H165V147H164ZM220 148H221L223 151H222ZM239 148H240V147H239ZM241 148H242V147H241ZM241 148H240L239 150H238V149L236 150V151H237L236 155L239 153L240 150H242ZM249 148H251V147H249ZM22 149H23V148H22ZM45 149H44L43 154L47 153V152H45V151H46ZM99 149H98V154H97L96 156H98V157H102L101 159L97 158V159L102 160V161H100V164H99V163L96 164V163H97V159H96V163L93 162V164L95 163V164L98 165V166L101 165L102 162H104V161H105L104 163H106V160H104V158L106 157L105 155H107V154L104 155V153L107 152V148H106V149L104 148V149L106 150V152H104L105 150L102 149V151L104 150V151H103L104 153L100 150L103 154H102L101 152H100L101 154L99 153ZM128 149H129V150H128ZM140 149H142V148L140 147L138 151L142 152ZM147 149L144 148V150H146V151H143V152L148 153L147 151L150 150V149H148V150H147ZM165 149H166V148H165ZM165 149H163V150H165ZM179 149H180V148H179ZM24 150H25V149H24ZM67 150H68V152H67ZM117 150H118V149H117ZM136 150H137V149H136ZM136 150L133 149V151H136ZM163 150H162V151H163ZM172 150H173V149H172ZM176 150H177V149H176ZM197 150H196V151H197ZM226 150H227V149H226ZM230 150H232V149H230ZM235 150H234V151L232 150V153L234 152V154H235V152H236ZM246 150H249L248 147H247V149H245V151H246ZM7 151H6V152H7ZM16 151H17V150H16ZM76 151H77V152H76ZM85 151H86V150H85ZM119 151H120V150H119ZM133 151L131 150L130 152H133ZM159 151H160V150H159ZM162 151H161V152H162ZM196 151H195V152H196ZM206 151H205V152H206ZM243 151H244V150L240 151V153H241L242 155H244L243 157H241L242 155H241L240 153H239L238 156H237L238 159H239V157L244 158L243 160H244L245 162H242V163H246V162H247V163H248V162H249V163H253V162H255V161H256V163H257V162L259 161V162H258L259 164L257 163L258 167H259V165H260V168H261V166L264 165L263 162H262V158H261L263 155H262L261 157H260L259 155H257L258 151H260L259 149H258V150H255V151H256V154L254 153V152H255L254 149L251 150L252 152L249 150V151L251 152V154L254 155L253 157H255L256 155L259 157V158H258V157L255 158V161H250V159H249V157H248V156H249V152H247V151H246V152H243ZM253 151H254V152H253ZM6 152H5V153H6ZM14 152H15V151H14ZM18 152H19V151H18ZM66 152H67V153H66ZM69 152H71V153L68 154ZM80 152H81V151H80ZM80 152H79V153H80ZM88 152H89V151H88ZM150 152H151V150H150ZM150 152H149V153H150ZM191 152H192V151H191ZM200 152H201V155H202V156H201V160H203V159L205 160V157H206V156L203 158L204 154H202V152H203V151H202V146H201L200 149H199V154H200ZM205 152H204V153H205ZM12 153H11V154H12ZM33 153H34V154H33ZM35 153H36L40 158L37 157V155H36ZM65 153H66V154H65ZM118 153H119V152H118ZM127 153H128V152H127ZM127 153L125 152V153H124L125 155L123 154V156H122L123 159H122V157H121V158H120V157H116V159L118 158V160H116V159L114 158L115 162H112V163H113V164L115 163V164H114L115 166H116V164H118V165H117L118 167H117V166H116V167L119 168V167H120L119 164H120L121 162L118 163V161H121V160H124V159H125V160H126V159H129V157L126 158V156L129 155V154H127ZM135 153H136V152H135ZM145 153H143V154L145 155ZM151 153L153 154V152H151ZM151 153H150V154H151ZM165 153H166V150H165V152H164L163 154H165ZM169 153H170V152H169ZM186 153H187V152H186ZM186 153H184V154H186ZM188 153H189V152H188ZM206 153H207V152H206ZM206 153H205V154H206ZM209 153H211V152H209ZM209 153H207L208 156L210 155ZM227 153H228V152L226 151V154H227ZM245 153H246V156H245ZM253 153H254V154H253ZM261 153H262V152H261ZM9 154H10V152H9ZM16 154H17V153H15V155H16ZM32 154H33V156L36 155V157L34 156L35 158H33V159L30 160V158L33 157V156L30 157V155H32ZM51 154H52V156H51ZM109 154H110V153H109ZM131 154H132V153H131ZM150 154H146V158H147V156H149ZM163 154H162V156L164 157ZM172 154H173V153H171L170 156H167L166 158L171 157ZM175 154H176V153H175ZM190 154H192V153H190ZM190 154H189V155H190ZM197 154H198V153L196 152L195 155L193 154L194 156H192V157L190 156V157L192 158V160H193V157H194L195 159H196L197 157L199 158V155L197 156ZM217 154L214 155V156H217ZM251 154H250V156H251ZM3 155H4V153H3ZM3 155H2V156H3ZM78 155H79V154H78ZM82 155H83V156H82ZM99 155H101V156H99ZM102 155H104L105 157L103 158ZM167 155H169V154H167ZM189 155H188V156L186 155V156H187L186 159H185V157H184L185 155H183L184 158L179 156L180 160H182V158H183V160H182L181 162H182V163H183V162L186 163V162L188 161V163L191 162V163H190L191 165H192V163H194V162H195L194 164H196V160H195V159L193 160V162L191 161V158L189 159L190 161L188 160ZM236 155H235V156H236ZM0 156H1V155H0ZM2 156H1V157H2ZM4 156H5V155H4ZM21 156H22V155H21ZM69 156H70L71 159H70V158H67V157H69ZM74 156H75V155H74ZM92 156H93V155H92ZM109 156H110V155H109ZM132 156H133V159H134V157H136V158L138 157V159H140L139 157H141V154H140V156H136V154H135V155H131V157H132ZM157 156H158V155H157ZM159 156H160V155H159ZM159 156H158V157H159ZM195 156H197V157H195ZM1 157H0V160H1V162H2ZM9 157H10V158H13L12 160H15L17 156H15V159H14V157H12L11 155H10ZM47 157H48V158H47ZM51 157L53 158V161H51V160H52ZM75 157H76V156H75ZM114 157H115V156H114ZM131 157H130V159H131ZM149 157H150V156H149ZM155 157H156V156H155ZM160 157H161V156H160ZM225 157H226V155H225ZM227 157H228V156H227ZM253 157H252V158L250 157V158H251L252 160H254ZM18 158H19V157H18ZM22 158H23V159H22ZM37 158H39V159H37ZM49 158H51V159H49ZM76 158H77V157H76ZM94 158H95V156H94ZM108 158H109V157H108ZM150 158H153V157H150ZM150 158H149V160H150ZM164 158H165V157H164ZM164 158H163V160L160 159L162 162H161V161H159V162H161L162 164H163V163L166 164V162H167V163H170L169 161L172 162V160L169 159V161H167V160L164 159ZM171 158H172V157H171ZM198 158H197V163H198ZM211 158H212V156H211ZM213 158H215V157H213ZM217 158H218V157H216V160H217ZM26 159L29 160V161H31V162H32L33 160L36 159L38 162H37V161H35V162H37L38 164H37V163L34 164V162H32V163L28 162V164L26 165V163H23V161H22V160H26ZM40 159H43V160L41 161ZM69 159H70V161H68ZM74 159H75V158H74ZM92 159H93V158H92ZM120 159H121V160H120ZM130 159H129V160H130ZM141 159H143V161H146V160H144V158H141ZM141 159H140V160H141ZM176 159H178V156H177ZM184 159H185V160H184ZM219 159H220V158H219ZM225 159H226V158H225ZM257 159H259V160H257ZM6 160H7V159H6ZM8 160H10V159H8ZM16 160H17V159H16ZM16 160H15V163H16ZM48 160H50L51 162L48 161ZM77 160H78V159H77ZM103 160H104V161H103ZM112 160H113V159H112ZM112 160H111V161H112ZM114 160H113V161H114ZM134 160L136 161V159H134ZM153 160H154V159H153ZM164 160H166V162H164ZM199 160H200V159H199ZM201 160H200V161H201ZM206 160H207V159H206ZM211 160H212V159H211ZM243 160H242V161H243ZM246 160H247V161H246ZM248 160H249V161H248ZM17 161H18V160H17ZM20 161H21V162H20ZM40 161H41V163H42V164L40 163V165H42V167L39 166V169H38V166H36V165H39V162H40ZM45 161H46V162H45ZM47 161H48L49 163H48ZM54 161H55V163H53ZM67 161L69 162L70 169L68 168V170L66 169L67 171L63 172L64 170H63V169H62V170L59 169L58 166L60 167L61 164H63V163L66 162L63 166L61 165V168H62V167H64V168L67 167V166H68V162H67ZM93 161H94V160H93ZM107 161H108V159H107ZM116 161H117V162H116ZM127 161H128V160H127ZM131 161H132V160H131ZM138 161H139V160H137L136 162H138ZM173 161H174V159H173ZM185 161H186V162H185ZM208 161H209V160H208ZM217 161H218V160H217ZM220 161H221V160H220ZM225 161H226V160H224V162H223V161H222V162L225 163ZM239 161H241V160H238V162H237V160H236L235 163H237L238 166H236V165L234 166V165H233V169H231L230 172H232V170L234 171V167H238V168L240 167V173H241V174L239 173L240 176H241L240 179H242V178H244V177L247 176V177L249 178L250 182L252 183L251 178H255V177H256V172H255L254 170H256V169L258 168L257 165H255L256 163H253L254 166H256V167L254 168V170H252L253 167H254L253 165H252L253 167H252V169H251V165H250L249 163H248V165H249L250 167L247 166V164H243V165H242L241 162H240V164H241V165H240V164H239ZM260 161H261L262 163H260ZM263 161H264V156H263ZM1 162H0V163H1ZM24 162H25V161H24ZM44 162H45V164L48 163L47 167H48V166H49V167H48L47 169H48V172H50V173H48L47 171H46V173H45V172L43 171V169L46 168V167H45L46 165L43 164ZM76 162H77V165L80 166V168H82L81 165H79V164H81V163L84 164V166H86V168L83 167L85 173H83V175L81 174V175H82V178H81V179H80L81 175H80V173H78L77 168H76V167H77ZM79 162H80V163H79ZM109 162H110V161H109ZM140 162H142V161H140ZM149 162H152V161H149ZM149 162H148V163H149ZM174 162H177V160H175ZM209 162H210V161H209ZM211 162H212V161H211ZM211 162H210V163H211ZM8 163H9V162H8ZM11 163H14V162H11ZM29 163H30V164H33L34 166H36L37 168L34 167V169L36 168V170H37V169H38L39 171L41 170V172L39 173L38 170H37V171H36V170H33V167H32L33 165H30ZM124 163H125V161H124ZM127 163H128V162H127ZM127 163H126V164H127ZM131 163H133V162H131ZM148 163L145 162V164H146L145 168H146L147 166L150 167V165H147ZM157 163H158V162H157ZM161 163H159V165H160ZM178 163H179V162H178ZM182 163H181V164H182ZM184 163H183L182 165H184ZM188 163H186L187 165H184V166L181 167V168L184 169V170L181 171V169H180L179 171H177L179 175H178L176 172H175V173L173 172V169L175 170V165H176L177 163L175 164V163L172 162L173 165H171V163L168 164V165H170V169H168L169 166H167V167L165 166V168H164L165 170L167 169V170H169V171L171 170V171L173 172L174 175H172V174H171V175H172L173 178H174V182H176L175 180L177 179V180H179V181L182 183V186H183V182H184V185H185V182H186V185H188V186L192 185L190 188H189L188 186H183V189H184V187H187V189H192L193 191H197V190H196V189H197V184H196L195 180H198V185H199V189H200V187L203 188V186H201V185L199 184V180H203V181H205V183L207 182V183H206V185H207V184L209 183V181H208L209 178H211V177H209V176L212 175V177H213V175H215V174H208V178H207V181H206L205 179H206L207 175H206V177L204 178L205 174H204V176L202 177L203 174H201V173H203L202 171H205V170L211 172V170L204 169V168L207 167V166H203V165H201V163H205V162H204V161L201 162V163L199 162L200 165L203 166L202 169H204V170H202L201 168H199V167H200V166H198L199 163L196 164V165L193 164L194 167H191L190 164H188ZM210 163H209V165H210ZM216 163H217V162H215V164H216ZM219 163H220V162H219ZM91 164H92V163H91ZM121 164H122V163H121ZM143 164H144V163H143ZM145 164H144V165H145ZM149 164H150V163H149ZM152 164H153V163H152ZM152 164H151V165H152ZM181 164H180V165H181ZM220 164H221V163H220ZM220 164H219V165H220ZM29 165H30V166H29ZM44 165H45V166H44ZM106 165H107V167H106V168L104 167L103 170H102V169L99 170L100 168L98 169V166L95 167V168H97V169H94V166H95V165H94L93 167H92V165H91L90 167H92V168L95 170V171H94V170L92 169V170L94 171V173H93V171H91V172H92L94 175L97 174L98 177H99V175H100V176H102V175H103V176H106V174H108V177H110L109 173L113 170V169H111V168H113V167H115V166H114V165L112 166L111 163H110V165H108V164H106ZM156 165H157V164H156ZM159 165H157V166H159ZM193 165H192V166H193ZM205 165H206V164H205ZM222 165H223V164H222ZM239 165H240V166H239ZM73 166H72V167H73ZM82 166H83V165H82ZM102 166H103V165H102ZM104 166H105V164H104ZM108 166H109V167H108ZM110 166H112V167H110ZM126 166H127V165H126ZM131 166H133L134 169H133V168H132V169L130 168L131 170L128 169V170L130 171V173H131L132 171L134 172L136 165H135V163H133ZM152 166H153V165H152ZM157 166H155V167H157ZM171 166H174V167L171 168ZM185 166H190V167H188L189 170H187V169H188L187 167H186L187 169L184 168ZM197 166H198V167H197ZM213 166H214V163H213ZM241 166H243V167H241ZM0 167H1V166H0ZM11 167H13V166H11ZM30 167H31V169H32L33 171H30V169L27 170V169L30 168ZM149 167H147L146 170H142V171H143V172H144V171L147 172V169H148ZM153 167H154V166H153ZM153 167H150V168L153 169ZM155 167H154V169H155ZM160 167H161V166H160ZM176 167H177V165H176ZM214 167H215V166H214ZM214 167H213V168H214ZM245 167H246V168H245ZM248 167H249V170L252 171L253 175L255 174V177H254V176L251 177V175L248 176V175L251 173L250 171H249L250 173H249V172H245V171H247ZM41 168H43V169H41ZM78 168H79V167H78ZM88 168H89V167H88ZM107 168H109V170H108L107 173H106V171H105L104 169L107 170ZM128 168H129V167H128ZM178 168H179V166H178ZM195 168L197 169L196 171L201 172V173H200V174L193 173L194 170H195ZM198 168L200 169V171L198 170ZM238 168H235V169L237 170ZM242 168H244L243 171H241ZM9 169H10V167H9ZM11 169H12V171H10V172L8 171V175L6 174V173H7L6 170L4 171V172H6V173L3 174V175H7V176H3L2 174H0V179L2 178V179L0 180V182L2 183V185H3V182H5L4 179H6V182H8V184H9V181H10V180H9V177H10V179L13 177V176H11V175H13V174H11V172L13 173V171H14V170H13L14 167L11 168ZM15 169H16V168H15ZM47 169H46V170H47ZM58 169H59V170H58ZM74 169H76V170H75L76 173H75ZM89 169H91V168H89ZM110 169H111V171H110ZM138 169H139V167H138ZM151 169H150V170H151ZM156 169H159V168L157 167ZM164 169H163V170H164ZM190 169H191V170H190ZM192 169H194L193 172H192V173H189V174H192V175H193V174H196V175H195V176L193 175V176L191 177V176L188 175L187 173H188V172H191ZM210 169H211V168H210ZM229 169H230V168H229ZM229 169H228V170H229ZM245 169H246V170H245ZM0 170H1V169H0ZM7 170H8V169H7ZM78 170H79V169H78ZM96 170H97V171H96ZM114 170H115V169H114ZM136 170H137V167H136ZM163 170H162V167H161V172H162ZM165 170H164V171H165ZM167 170L165 171V173H164V171H163L162 173H160L161 175L163 174V178H164V177L166 178L167 175L164 176L165 174L170 173V172H167ZM185 170H187V173L185 172ZM236 170L234 171V176H233V178L236 176V173H238L237 171H239V169H238L237 171H236ZM258 170H260V169L258 168ZM258 170H256V171H258ZM15 171H16V170H15ZM17 171H18V170H17ZM26 171H29V174L26 173ZM59 171H60L61 173H59ZM81 171H82V169L80 170V172H81ZM88 171L90 172V170H88ZM100 171H101V172H105V174H103V173H100V174H99ZM115 171H116V170H115ZM118 171H119V170H117V172H118ZM129 171L126 170V172H124V174H125V173H126V174L128 173V174H127V176H128V175L130 174ZM138 171H139V170H138ZM138 171L134 172L133 174L135 175V173H136V174H137V173H138V174L141 173L140 175H142V171H141V172H140V171L138 172ZM151 171H153V170H151ZM156 171H157V173H155V174H157V176H156V175L154 176V175H152V173H151V177L154 176V177L157 178V179L161 178L162 176H161V177L158 176V174H159L158 171H159V170H156ZM180 171H181L182 173L184 172V175L187 174L188 176L186 175V177H189V179L192 178V180H194V181L191 182V181H192L191 179H190L189 181H186L188 178L185 179L184 177H183V179H182V177H181L182 181H181L180 179L176 178V177H178V176H179V178H180V174H181V176H183L182 173H181ZM212 171H213V170H212ZM215 171H216V173H217L218 169L216 170V168H215ZM0 172H1V171H0ZM4 172H3V173H4ZM24 172H25V173H24ZM31 172H34L35 176H34V174L31 173ZM42 172L44 173L45 177H44V175H41ZM56 172H58V174H54V173H56ZM95 172H96V173H95ZM97 172H98V173H97ZM108 172H109V173H108ZM113 172H114V171H112V176H114ZM153 172H154V171H153ZM172 172H171V173H172ZM179 172H180V173H179ZM218 172H219V171H218ZM243 172H245V173H247V174H246V175H242ZM51 173H53L54 175H56V176H55L56 178L54 177V175H52V179H51V177H49V180H48V178H47L46 175H49V174H51ZM77 173L80 175V176L78 175V176H79V179H78V177H76ZM81 173H82V172H81ZM118 173H119V172H118ZM122 173H123V172H122ZM122 173H120V174H122ZM144 173H145V172H144ZM9 174H11V175L9 176ZM16 174H17V173H16ZM24 174H25V175L27 174V177L23 178V175H24ZM59 174H60V176H58ZM89 174H90V173H89ZM89 174H88V175H89ZM101 174H102V175H101ZM120 174H119V175H120ZM126 174H125V175H126ZM131 174H132V173H131ZM131 174H130V175H131ZM133 174H132V176H131V177H132L131 179H133V180H132V183H133V184H131V182L129 181V182H130L129 185H130V186H132V185L135 186V187H134V189H135V188H136V185H135V183H134L133 181L138 180V179H136L137 176H138V174L135 175V177L133 176ZM146 174H147V173H146ZM148 174H149V172H148ZM148 174H147V175H148ZM153 174H154V173H153ZM175 174H176L177 176H176ZM217 174H218V173H217ZM230 174H231V173H230ZM239 174H238V177H239ZM19 175H18V176H19ZM25 175H24V176H25ZM94 175H93V177L91 176L92 179H90L91 177L89 178V179H90V181H89V179L87 178L88 176H87V174H86V175H84V176H85L84 180L87 179L86 181H87L88 183L94 181V182L96 183V184H95V188H94V185H92L94 182L91 184V185L93 186V187H92L93 189H96L97 187H98V188L100 187V188H99V192H100V193H99V192H97L96 194H95V192L93 193V195H95L97 198L99 197V198H98V203H99V205H96V208H95V209H92V207L94 208L93 203L91 204L92 206H91L90 204H88L89 202L91 203V201L93 200L94 196H92V194H91L90 192H89L90 194H87V191H88V189H87L88 187H87V186H88V185H86V188H85V189H87V190H86V195H85V198H86V199H85L84 196H83V193L85 192V191H84V192L82 193V195H81V196H83L82 200H84V201H83L84 204H82V205L80 204V206H81L82 209H83L84 207H87V210H88V209L91 210V211L93 210V212H91V211H90V212H91L92 214L95 215V217H93V218H95V219H91V220H95V221H96V215H97V214H100V213H102L103 215L107 216L108 219H109V218L111 217V214H112L111 211L108 212V209H109L110 207L112 208V209L110 208L112 211H113V209H114L115 211H116V210L118 211V210H119L120 208H122V206H123V205L120 204V208H119V206H118L119 209H118V208L116 209V208H114L111 204L108 205L107 202L110 203V202L113 201L115 198H117L118 195H119V197H118L119 200L122 199V198H121L122 195L120 196L121 193H120V194L115 193V194L117 195V196L115 195V197H114V195L111 197V195H112V192H115V191L119 193V190H117V189H118V187H122V186H120V185H122V182H123V181H121V177H122V180H123L126 176L122 174V175H120L121 177L119 178L118 175H117V177H118L119 179L116 178V177L114 176V177H115L114 179H118V180H120V183H121V184H120L118 180H115V182L112 181V178H113V177H112V178H111V177L108 178V179H110V180H108V179H107V176H106V177H103V176H102V178L99 179V180L101 181L103 178H105V180H108V182H105V181H104V182H102V181H101V182H100V181H99V182H96V179H97V181H98V178L94 177ZM147 175H146V176H147ZM197 175H199V176H197ZM200 175H201V177H202L203 179L200 178ZM223 175H224V174H223ZM228 175H229V174H228ZM2 176H3V177H2ZM18 176H17V177H18ZM41 176H42V178H43L44 181L41 179ZM49 176H50V175H49ZM57 176H58V178H57ZM89 176H90V175H89ZM124 176H125V177H124ZM174 176H175V177H174ZM224 176H225V175H224ZM226 176H227V173H226ZM226 176H225V178H226V180H228L227 183H230L229 181H230V179H231L232 177H231L230 175H229V176H230L231 178H229V176H227V177H226ZM242 176H244V177H242ZM28 177H31V178H30L31 180H30ZM34 177H35V178L37 177L36 179H38V181H37L36 179H34ZM123 177H124V178H123ZM133 177H134V178H133ZM138 177H139V176H138ZM151 177H150V178H151ZM154 177H153V179H151L150 181H152V180L154 181V179H155ZM158 177H159V178H158ZM167 177H168V179H169V182H168L167 179L165 180V178H164V179H160V180H161V181L163 180V182H164L163 184H164V185H167V184H168V185H172V186H174V184H172V182H171V181H173V180H172L173 178L170 179V178H169V175H168ZM195 177H196V179H195ZM197 177L200 178V179H197ZM221 177H222V176H221ZM238 177H237V178H238ZM247 177H246L245 179H247ZM257 177H259L258 173H257ZM257 177L255 178L256 181H258V178H257ZM3 178H4V179H3ZM13 178H14V177H13ZM26 178L29 179V180H27ZM44 178H45V179H44ZM94 178H96V179H94ZM193 178H194V179H193ZM213 178H214V177H213ZM225 178H224V179H225ZM227 178H229V179H227ZM233 178H232V179H233ZM17 179H16V181L19 182ZM25 179H26V181H24ZM33 179H34V180H33ZM127 179H128V180H131V179H130V176H128ZM144 179H145V178H144ZM146 179H147V178H146ZM146 179H145V180H146ZM224 179H223V180H224ZM234 179H236V178H234ZM245 179H244V181H248V182H249V180H245ZM32 180H33V181H32ZM35 180H36L37 182H35ZM40 180H42L43 182L40 181ZM47 180H48V182H46ZM92 180H93V181H92ZM103 180H104V179H103ZM155 180H156V179H155ZM164 180H165V181H164ZM210 180H211V179H210ZM221 180H222V179H221ZM237 180L239 181V178H238ZM237 180H235V181H237ZM252 180H254V179H252ZM259 180H260V178H259ZM21 181H20V183H21ZM86 181H84V183H85ZM116 181H117V182H116ZM126 181H127V180H126ZM139 181H140V179H139ZM142 181H143V180H142ZM161 181H160V182H161ZM179 181H178V182H179ZM215 181H216V180H214V182H215ZM217 181H219V180H218V177H217ZM217 181H216V182H217ZM241 181H242V180H241ZM241 181L239 182L240 185H239V183H237V184H238V185H237L234 181H233V184H228L229 186L232 185L231 187L233 188V189H232V188H228V189H229V190L231 189V190L233 191L234 188H235V186H233V185L236 184V185H237L236 187H238V188H236L235 190H238V189H239V190H241V192L244 190V195L247 194V193H246V190H247L246 187H247L248 185H251V186H248V187H249V189H250V187H251L250 190L253 189L252 192L254 191V192L256 193L257 189H258V191H259V190L261 191V189H259V188H260L259 181H258V184L255 183L254 181H253L252 184L247 182L248 185L245 184L246 182H244V181H242V182H244L245 185H244V184H241ZM11 182H12V181H11ZM13 182H15V181H13ZM58 182H59V183H58ZM82 182H83V181H82ZM87 182H86V184H87ZM109 182H114V183H116V184H112V183H111L112 186L109 187V188H111V189H109V188L102 189V187L104 188V186L106 185V183L108 184ZM167 182H168V183H167ZM170 182H171V183H170ZM174 182H173V183H174ZM180 182H179V184H180ZM187 182H190L191 184L189 183V184H190V185H189ZM200 182H201V181H200ZM221 182H222V181H221ZM221 182H220V185H219L220 188H222L223 186H224V187H223L224 189H225L226 187H229V186L227 185V183L224 182L225 184L223 185V182H222V183H221ZM231 182H232V181H231ZM15 183H16V182H15ZM20 183H19V184H20ZM55 183H56V186H55ZM98 183H99V185L102 183L103 186H102V185H100V186L97 185ZM103 183H104V184H103ZM141 183H142V182H141ZM153 183H154V182H153ZM158 183H159V182H158ZM166 183H167V184H166ZM194 183H195L196 185H195ZM202 183H203V182H202ZM210 183H211V182H210ZM210 183H209V184H210ZM260 183H261V180H260ZM13 184H14V183H13ZM13 184H12V187H11L12 189H11V188L9 189L10 192L12 191V195H11V193H10V195H9V194H8L9 191H8V192H7V195H5V197L1 200V196H3V195H2V193L0 192V193H1V194H0V195H1V196H0V200H1L0 205L2 204V207L0 206V207H1L0 210H3V212L0 211V212H1L0 220H1L2 218L4 219V217H1V216H2V213H3V216L7 214V212H6L7 210L5 211V209H6L5 206H7V203L9 202V200L7 199V196L9 195V196H10L9 199L13 201V197H12V196L15 195V192H14V194H13V186H14L15 184H14V185H13ZM21 184H22V183H21ZM40 184H39V186H40ZM111 184L109 183L108 186L111 185ZM117 184H118V185L120 184V185L117 186ZM136 184H137V182H136ZM139 184H140V183H139ZM150 184H152V183H150ZM161 184H162V183H161ZM161 184H160V185H161ZM163 184H162V185H163ZM179 184L177 183V184H175V185H179ZM203 184H204V183H203ZM221 184H222V187H221ZM2 185L0 184V188H3ZM10 185H11V184H10ZM16 185H18V183H16ZM16 185H15V186H16ZM29 185H30V186H29ZM52 185H53V186H52ZM84 185H85V184H84ZM84 185H81V186L84 188ZM96 185H97V186H96ZM147 185H148V184H147ZM152 185H153V184H152ZM154 185H155V184H154ZM193 185L195 186V188H194ZM214 185H216V184H214ZM241 185H244V186H246V187H244V189L242 190L243 187L241 188V187H240ZM253 185H254V187L257 186L258 188H257V187H256L257 189L252 188ZM3 186L6 187L5 185H3ZM15 186H14V187H15ZM18 186H19V185H18ZM18 186H17V187H18ZM26 186L24 187L25 189H26ZM101 186H102V187H101ZM106 186H107V185H106ZM106 186H105V187H106ZM108 186H107V187H108ZM113 186H116L117 189H116L115 187L112 188ZM125 186H126V185H125ZM130 186H128V187H130ZM133 186H132V188H133ZM137 186H138V184H137ZM141 186H142V184H141ZM155 186L157 187L158 185L156 184ZM155 186L153 187V189L156 190L158 187L156 188ZM180 186H181V184H180ZM207 186H208V185H207ZM217 186H218V185H217ZM7 187H9V186L7 185ZM20 187H22V185H21ZM48 187H49V185H48ZM126 187H127V186H126ZM128 187H127V188H128ZM139 187H140V186H139ZM149 187H150V186H149ZM166 187H167V186H166ZM166 187H163V186H162V187H160V188H161V190L164 188V189H166V190L169 192V193H168V192H166V190L163 189V190L166 192L163 196L166 197V198H168L167 195H169V199H167L169 202H171L170 197L172 196L171 199H173V198H174V193L177 192V193L175 194V195H176L175 198L177 197V199H176L175 201H173L174 199L172 200V202H171V206H173L175 203H178V204H175V205H177L176 208H178V209H182V207H183V209L185 210V209H187V207H188L187 205H191L193 208H195V207L197 208V206L194 207V205H197V204H199V203H202L201 200H199L198 203H197V201L195 202V203H197V204H195L194 202H191L192 204L194 203L193 205H192L191 203H190V204H187V203L184 202L185 199H183L181 196H179V195H181L183 192H182L181 194L178 195V193L181 192L180 189H182V187L179 188L178 186H176L174 189H172V192H171V190H170L171 188L168 189L169 187H167V188H166ZM204 187H206V186H204ZM239 187H240V188H239ZM34 188H35V187H34ZM89 188H90V185H89ZM92 188H91V189H92ZM141 188H143V187H140V189H139V188H136L137 190L139 189V190H138V191H139V194H140L141 191H142ZM145 188H147V187H145ZM145 188H144V190H145ZM176 188L179 189V192H178V190H176ZM220 188L218 189V187H217V188L215 187V188H214V191H215V189L220 190ZM6 189H7V188H6ZM14 189H15V188H14ZM25 189H24V190H25ZM62 189H65V190L68 189V190H66V191L70 193L69 195L66 196L67 198L64 197V199H66L65 201H64V199H63V196L66 195V194H68V193H66L65 190H63V191L65 192V194L62 195V193H63ZM93 189L90 190V191L93 192ZM101 189H102L103 191L105 190L104 193H103V195L105 194V197L103 196L104 199L107 200V199H109V198L111 197V199H110L111 201H110V202H109V200H107V202H105L104 199H103V197H102L103 200H99V199H101V198H100V197H101L100 195L102 194V190H101ZM106 189H107L108 191L113 189L114 191H112V192H111V191H110V192L107 191V192H106ZM121 189H122V188H121ZM136 189H135L134 192L137 191ZM149 189H150V188H148V192L151 191V190H149ZM153 189H152V190H153ZM183 189H182V190H183ZM187 189L185 188V189L183 190L184 193H187V192H186ZM194 189H195V190H194ZM203 189H204V188H203ZM224 189H222V190H224ZM3 190H5V188H3ZM3 190L1 189L0 191H3ZM17 190H18V189H17ZM17 190H16V193H17V192L20 193V191H17ZM42 190H43V191H42ZM58 190H61L62 192H61V191L58 192ZM97 190H98V189H96V190H94V191H97ZM124 190H125V191H124ZM127 190L130 191V188H128ZM146 190H147V189H146ZM169 190H170V191H169ZM173 190H175V191H173ZM185 190H186V191H185ZM200 190H201V189H200ZM204 190H206V188H205ZM204 190H202V191H204ZM217 190H216V192H217ZM229 190H227V191H229ZM250 190H249V191H250ZM262 190H263V188H262ZM5 191H6V190H5ZM27 191H29V189H28ZM41 191H42V192H41ZM80 191H81V190H80ZM123 191H124L123 193H126V188H123ZM156 191H157V190H156ZM193 191H192V192H193ZM207 191H208V193H209V192L211 191V189H210V191H209V190H207ZM220 191H221V190H220ZM30 192H28V194H30ZM37 192H38V193H37ZM39 192H40L42 195H44L45 197H42V198H41L42 195L39 194ZM57 192L59 193V196H58L59 198H58V197H53V193H57ZM77 192H78V191H77ZM121 192H122V191H121ZM130 192L132 193L133 191H130ZM153 192H154V193L152 194V196L155 197V198L152 197V198H151L152 200H151V199H147L148 197H147V198L144 197V198L146 199V202H147V203H148L147 200H149V204H151L150 200H151L152 202H154V203H155L156 200H157V199H156V196H154V194L157 193V192H155L154 190H153ZM158 192H160V190H159ZM199 192H200V191H197L196 195H194L195 192L192 193V194H193V197L195 196L194 198L197 197L196 200L199 199L198 196L201 194V193H200L199 195H197ZM216 192H215V193H216ZM224 192L226 193V196H229V195H227V193H229V192H226V190H224ZM224 192L222 193V192H219V191H218L217 194L219 195V193H220V195H219V198H217L216 200L214 199L215 197H213V196H216V197H217L218 195H214V194L212 195L211 192L209 193V194H211V196L213 197V198H209L210 202H211L212 200H215L213 204H212V202H211L212 206L217 202V200L219 201L221 195H223L222 198H224V196H225V195H224V194H225ZM238 192H239V191H238ZM241 192H239L240 195H239V194H236L237 196L239 195V198H240V196L243 197V195H242L243 193L241 194ZM4 193H6V192H4ZM18 193H17V194H18ZM34 193H35V194L37 193V194H39L40 196H36V197H35V194H34ZM43 193H44V194H43ZM60 193H61V194H60ZM98 193H99V194H98ZM107 193H108V194L111 193V195H107ZM128 193H129V192H127V194H128ZM131 193H130V194H131ZM151 193H152V192H151ZM184 193H183V194H184ZM189 193L191 194V190L189 191ZM189 193H187L188 195H187V194H184V196H183V194H182V196H183V197H185V196H189ZM213 193H214V192H213ZM221 193H222V194H221ZM232 193L234 194V192H232ZM236 193H237V192H236ZM245 193H246V194H245ZM259 193H262V191L259 192ZM33 194H34V195H33ZM37 194H36V195H37ZM135 194L137 195L138 192H136ZM135 194H131L130 196L126 195V198L129 197L128 199H130L132 195H134V196H132V198H135V196H136ZM143 194H144V193H143ZM158 194H159V193H158ZM158 194H157V195H158ZM209 194H208L207 198L209 197ZM229 194H231V191H230ZM250 194H252V193H250ZM256 194H257V193H256ZM18 195H19V194H18ZM57 195H58V194H57ZM57 195H56V196H57ZM60 195H62V196H61L62 198L60 197ZM70 195H72L73 197H71ZM87 195H91V196H92V197L90 196L92 199H91V201H89V202L87 201V198H88ZM98 195H99V196H98ZM106 195L108 196V198L106 197ZM123 195H124L123 197L125 198V194H123ZM145 195H147V194H145ZM150 195H151V194H150ZM150 195H147V196L151 197ZM155 195H156V194H155ZM165 195H166V196H165ZM201 195H202V194H201ZM231 195H232V194H231ZM231 195H230V196H231ZM236 195H235V196H236ZM247 195H248V194H247ZM261 195H262V194H261ZM263 195H264V190H263ZM30 196H32V197H34V198H32V197H30ZM51 196H52L53 198H52ZM54 196H55V195H54ZM69 196L71 197V201H72V198L75 197V198L73 199V200H74L73 203L71 202V204H70L71 206L68 204V202L66 203V201H69V202H70V197H69ZM109 196H110V197H109ZM137 196H138V195H137ZM137 196H136V198L134 199V200H135L134 202H136V199H137V200H138V201H137L138 203L136 202L137 205L139 204V206H141L140 204H142V205L145 204V206L143 205L142 207H139V206L134 207L135 205H134L132 202H131V204H130V202H127V201H131V199L128 200V199L125 198V199H126V202H122V204H124V207L126 208V207H128L129 205L132 206V204H133V207L136 208V209L139 207V208H141V209L143 210V207H145L144 209H147V208H148L152 213L149 212V210H148V211H147V210H144L143 212L140 211V212L142 213V215H141L142 218H141V217H140V214H141V213L138 211L139 208L137 209L138 212L136 211L137 213H136L135 211H131L132 213H130L129 210H130L131 208H130V209L128 208V209L124 210V212H125V213H124V212H123L124 207H123V208L121 209L122 211L120 210V211H121L120 213H119V211H118V212H116L115 214L118 215V213H119V216H120V217H119V216H118V217L121 218L120 221H123V218H124V221H125V220L130 221V219H132L131 221L134 220V222H135V221L137 222L138 219H140L139 221H141V219H143V221H145L144 218H146V222L143 223V226H144V225H147V223H149L151 220H152V221H151L150 223L155 222L156 219L159 217V216L157 215L158 211L160 210L159 208L164 207V206L166 205V204H165V205L163 204L164 201H163L162 203L160 202V200H161L162 198H164V197H162V196L159 195L160 197H162V198H159L160 200L158 199L159 202L157 201V206L159 205V206H158L159 208L157 207V208H158V210H157V208H156V204H155V205H153V206H155V207H154L155 210H154L152 207H149V206H152V204H151V205H148L147 203H144L143 200H141V202H140V199H138V198H139V196H140V198H141L142 194H140L138 197H137ZM159 196H158V197H159ZM178 196L180 197V200H179V197H178ZM230 196L227 197V198L229 199ZM235 196H234V198H235ZM253 196H256V195H254V194H252V196L249 195V197H251L252 200L255 199L258 195H257L256 197H253ZM23 197H24V198H27L28 201H26L27 199H23ZM39 197H40L41 199H47V200H43V201H42V200H40V199H37V201H35L36 198H39ZM78 197H79V199H76V198H78ZM96 197H95V198H96ZM113 197H114V199L112 200ZM231 197H232V196H231ZM245 197H246V196H244V198H245ZM259 197H260V196H259ZM263 197H264V196H262L261 199H264ZM14 198L16 199L17 197H14ZM29 198H30V199H29ZM31 198H32L33 200H32ZM54 198H58V199H60V200L62 199L63 202H65L66 204H68V205L70 206V211L68 212V210H66V209H69V208H68V205H65L62 201H60V200H58V199H56V201H55ZM68 198H69V199H68ZM95 198H94V201H95ZM118 198H117V199H118ZM166 198H164L163 200H165ZM185 198H186V197H185ZM203 198H204V197H203ZM225 198H226V197H225ZM227 198H226V199H227ZM234 198H233V197L230 198V199H231V202H230V201H229V202L232 203V201L234 200ZM236 198H237V197H236ZM236 198H235V199H236ZM15 199H14V201H15L14 203H16V201H18L17 199H16V200H15ZM34 199H35V200H34ZM48 199H49V201H48ZM67 199H68V200H67ZM75 199H76V200H75ZM125 199H124V200H125ZM141 199H143V197H142ZM154 199H156V200L154 201ZM186 199H187V198H186ZM189 199L192 200V197L189 198ZM226 199H223V202H224V200H225L224 204H225L226 206H227V205H228V206L226 207V206L223 204V205L225 206V208H222L223 205H222V201H221V199H220V202H221V203L218 202V206H219V207L217 206V209H219V210H217V209H216V210H217L218 212H220V209L222 208L223 211H224L226 214H227V212H228V213L231 212V214H232V209H231L230 211H229V210L226 211L227 208L229 209V208L231 207V205H229L230 203H229L228 201H227V202H228L229 204L226 203ZM228 199H227V200H228ZM237 199H238V198H237ZM247 199H249L250 202L252 201L250 198H245V199H243V200H244V203H245V200H247ZM257 199H258V200H257V203H259V201H260L261 199H260V200H259V198H257ZM31 200H32V201H31ZM38 200H39V201H42L43 204L45 203V205L47 204V206H46L45 209H44L45 212H46L47 207H49L48 209H51V211H50V210H49V211L47 210V211H48L47 213H48L49 215H50L51 212L53 213V215H52V216H53V222L50 223V221H51L50 219H52V216L50 215V216H51V217H50V216H48V214H46V213L44 212V210H43V208H44L43 206H44V205L41 207V206H40L41 203H40ZM50 200H54L55 202L59 201V202H57V204L60 203V202H62V203L65 205V206H64V205L61 206V207H65V209H64V208H60V210H61V209H62V210H63V209L66 210V213H67V214H65V211H63V212H64V216L66 215V217L63 218L64 220H61L62 217H61V218H58L59 215H60V216H61V215L63 216V213L61 212L62 210L60 211L62 214H61L60 212H58V213H60L59 215L56 213V212H57L56 210L59 209V208H58V205H59V204L56 206V203H55V207H56V209H55V208H54V201H51L52 203L48 204V202H50ZM119 200H117V201H119ZM124 200H123V201H124ZM167 200H165L166 203H168ZM181 200H184V201H181ZM202 200L204 201V199H202ZM238 200H239V199H238ZM33 201H35V202H33ZM45 201H46V202H45ZM75 201H78V202L74 203ZM102 201H103V202H102ZM114 201H115V200H114ZM114 201H113V202H114ZM144 201H145V200H144ZM179 201H180L181 203L183 202V203H182L183 205H184V203L187 204V205H185V206H187V207L185 208L184 206H182V204H181V207H178V206H180V202H179ZM192 201H193V200H192ZM241 201H242V199H240V203H243V202H241ZM262 201H264V200H261L260 202H262ZM25 202H23V203H25ZM31 202H32V203H31ZM36 202H37V203H36ZM83 202L81 201V203H83ZM100 202H102V204H101ZM104 202H105V205H108V206H107V207H108L107 210H105V208H103V205H104L103 203H104ZM173 202H174V204H173ZM204 202H205V201H204ZM233 202H235V201H233ZM247 202H248V200H247ZM250 202H249V203H250ZM254 202H255V201H253L252 203H254ZM5 203H6V204H5ZM17 203H18V204H21V202H19V201H18ZM26 203H25V205H29V204H26ZM39 203H40V204H39ZM62 203H61V205H62ZM111 203H112V202H111ZM116 203H117V202H116ZM118 203H119V202H118ZM127 203H128V204H127ZM136 203H135V204H136ZM164 203H165V202H164ZM206 203H207V201H206ZM240 203H239V206L237 207V209L240 207L241 209H243V210L240 209V211H244V207L242 208V206H245V205H243V204L240 205ZM255 203H256V202H255ZM262 203H264V202H262ZM4 204H5V205H4ZM10 204H11V206H10ZM18 204H17V206H18ZM52 204H53V205H52ZM73 204L75 205V207L73 206ZM85 204H86V205L88 204V206H86ZM96 204H97V203H96ZM160 204H162L163 206L160 205ZM172 204H173V205H172ZM233 204H234V203H233ZM23 205H24V204H23ZM51 205H52V206H51ZM83 205H84V206H83ZM100 205H102L101 208H103V210H102V209H101V210H102L103 212H100V213H99V211H101V210H100ZM113 205H114V203H113ZM126 205H127V206H126ZM167 205H168V207H167ZM167 205L164 207V210L161 208V209L164 211V212L162 211V213H165V214L168 213V214H169L170 212H168V211H171V210H173V209H174L173 211L176 210L175 207H174L175 205H174L172 208H169V207H171V206H169L170 203H168ZM205 205H206V204H205ZM216 205H217V204H215V206H216ZM221 205H222V207H221ZM249 205L251 206L252 204H249ZM249 205H248V206H249ZM9 206H10V210H9L8 212L10 213V212L12 211V210H11V207L13 208L12 203H9V205H8L7 207H9ZM17 206H16V207H17ZM59 206H60V205H59ZM66 206H67V208H66ZM72 206H73V207H72ZM80 206H79V207H80ZM89 206H91V207H89ZM98 206H99V209L97 208ZM109 206H110V207H109ZM160 206H161V207H160ZM215 206H213L212 209H211V210H212V212H210V213H212V214H210L211 217H209L208 213H207V214L205 213V215H208V221H209L212 217H215V218H216V216H217L216 219L214 218L215 220L211 219L209 222L212 223V220H213L214 222L217 221V220H219V221H217V224H218V222H220V220H221V219H218V218H219L218 215H219L221 212L218 214V212L215 210ZM258 206H259V205H258ZM258 206H256V205H252V207H254V208H256V207L258 208ZM3 207H4V208H3ZM18 207H20V206H18ZM104 207H105V206H104ZM133 207H132V208H133ZM192 207H191V208H192ZM201 207H202V206H201ZM210 207H211V206H210ZM220 207H221V208H220ZM233 207H234V208L236 207L235 204H234V206H232V208H233ZM245 207H247V206H245ZM252 207H251L250 209H252ZM2 208H3V209H2ZM23 208H22V206L20 207V209H23ZM52 208H54V210H53ZM77 208H78V207H77ZM165 208L168 209L167 212L165 211V210H166ZM189 208H190V207H188V209H189ZM191 208H190V209H191ZM193 208H192V210H190V211H189L188 209H187L188 211H186V213H189V212L191 213V212H192V213L190 214V216H191V219H190V220H191V221H190V220L188 221V225H191V224H189V223L192 222L194 219L197 218V217H194V215L192 216V214L195 213V212H197L199 209H198L197 211H195L196 209L193 210ZM198 208H200V206H198ZM257 208H256V209H257ZM7 209H8V208H7ZM17 209H18V208H17ZM20 209H19V210H20ZM82 209H80V210H82ZM85 209H86V208H85ZM97 209H98V211H97ZM136 209H134V210H136ZM141 209H139V210H141ZM152 209H153L154 211H153ZM213 209H214V211H216V213H213V212H214ZM222 209H221V211H222ZM237 209H236L237 212L235 211V209L233 210V212L235 211V212H236V215H238V216H239V215H242V217H243V214H244V213L241 214L240 212H238ZM250 209H249V211H251V213H253V212H254V211L252 212L253 209H252V210H250ZM14 210H15V213L18 211V210L16 211L15 206H14V208H13V211H14ZM23 210H24V209H23ZM80 210H77V211L79 212ZM87 210H82V212H86ZM89 210H88V211H89ZM94 210H96V212H98V213H96ZM104 210L107 211V213H110V214L108 215L106 212H104ZM204 210H205V209H204ZM207 210H208V209H207ZM254 210H255V209H254ZM25 211H26V213L29 212V211H27L26 209H25ZM25 211H24V212H25ZM32 211H33V210H32ZM53 211H56L55 213H56L58 216H55L56 214H55ZM88 211L86 212L88 215H87V214H86V215L89 216V218H90V215H89L90 212H88ZM127 211H128L129 213H127ZM145 211H146V212H145ZM193 211H194V212H193ZM245 211H246V212H245ZM245 211H244V212H245L246 214H247V212H249V211H247V209H246ZM20 212H21V211H20ZM20 212H19V213H20ZM34 212H36V211H34ZM73 212H74V213H73ZM73 212H72L73 214L78 215V214L75 213L76 211H74V209H73ZM78 212H77V213H78ZM144 212H145V214H143ZM154 212H155V213L157 212V213H156L157 216H156V215H153ZM175 212L178 213V215H179L180 213H181V215H182V213H184L185 211L181 212V211H177V210H176ZM175 212H172V211H171V213H174V215H175ZM179 212H180V213H179ZM224 212L221 213V215L223 214V216H224ZM4 213H6V214H4ZM9 213L7 214L8 216H9ZM11 213H12V215H13V212H11ZM21 213L23 214V216H25V213H23V211H22ZM21 213H20V214H17V215H21ZM29 213H31V212H29ZM29 213H28V214H29ZM52 213H51V214H52ZM72 213H71V214H72ZM79 213H81V212H79ZM104 213H106V214H104ZM121 213H122V214H121ZM126 213L128 214V216H129L130 214H133V213H135V214H133V216L130 215V217H132V218H129V219H128V216H127ZM155 213H154V214H155ZM159 213L161 214V212H159ZM159 213H158V214H159ZM198 213H199V211H198ZM200 213H201V212H200ZM200 213H199V214H200ZM239 213H240V214H239ZM249 213H250V212H249ZM44 214L47 215V216L45 215V217H48V219H49V217H50L49 221H47V220H48L47 218L44 219V218H45V217H44ZM92 214H91V216H92ZM102 214H100V217H101V218H103V217H102ZM124 214H126L127 217H126V216L123 217ZM147 214H152L153 217H152V215L149 216V217H147V216H148ZM160 214H159V215H160ZM165 214H164V215H165ZM168 214H167V215H168ZM199 214H198V215H199ZM213 214H215L216 216L213 215ZM231 214H227V215L232 216L231 219H234L235 223L233 222V220H232V222H233L236 226H239V225H238L239 221H237L238 223L236 224V220H239V219H235V218H233V216H234V217H237V216H235V215H233V214L231 215ZM246 214H244V215H246ZM86 215H85V217H86ZM117 215H115L116 218H118ZM121 215H122V217H121ZM135 215H136L137 217L139 216L137 220L134 219V216H135ZM146 215H147V216H146ZM167 215H166V217H167ZM176 215H177V214H176ZM196 215H197V214H196ZM196 215H195V216H196ZM212 215H213V216H212ZM221 215H219V216H221ZM248 215H249V214H248ZM251 215H252V214H251ZM21 216H22V215H21ZM21 216H20V217H21ZM29 216H30V215H29ZM60 216H59V217H60ZM69 216H68V217H69ZM78 216H79V215H78ZM82 216H83V215H82ZM82 216L80 215L81 219H80L79 217H78V218H79L80 220H82V219L84 218V217H82ZM105 216H104V217H105ZM109 216H110V217H109ZM136 216H135V217H136ZM145 216H146V217H145ZM155 216H156L157 218H156ZM170 216H173V215H169V216L167 217V219H166V218L164 219V217L162 216L163 219H164L163 221H165V220L168 221V223H167V221L165 222V224L167 223L166 225L164 224L163 221H160V220H159L160 222H159L158 220L155 222L156 225H157V223H160L161 226L164 224L163 227H164V226L167 227L168 230H166V231L164 230L165 236H166V233H167L168 231H169V232H172V233H169V232L167 233V235H168V234L170 235V234H173V233L176 231L177 228H179V229L182 228V230H180V231H183V229H184L183 226H182V224H181V223H183V222H180V223L177 222V221L180 220L179 218H178L177 220H176V219H174V220L172 219V221H173V224H172V221L169 220L170 218H172V217H170ZM185 216L188 217L189 215H185ZM190 216H189V217H190ZM200 216H201V214H200ZM223 216H222V218L225 219L226 215H225V217H223ZM230 216H228L229 218H228V217H226V218H228V220L230 221L231 224H230L229 221L226 219L225 221L228 222V224H227V226H226V225H223V226L229 227L228 225H230V226L232 227L231 229H234V228H233V227H234V224L231 222ZM259 216H260V214H259ZM5 217H6V216H5ZM10 217H12V216H10ZM20 217L15 218V219H9V217H8V225H7V220H6L7 217H6V219H4V220H6V221L1 220V221H4V224H3L4 226L7 225V226H9V227H6V226H5V227H6V228H5V227L1 224V221H0V227H1V226L4 227V228H3V229H4V232H3V229H2V227H1L2 231H0V233H1V234L3 233L2 235H5V236H6V234H7V230H8V233H9V231H12V229H13V231H14V230L17 228L18 225H19V226H20V225L22 226V225L24 224V222L22 221V222L20 223L19 220L22 219V217H21V218H20ZM54 217H55V218H54ZM73 217H74V215H73ZM75 217H77V216H75ZM75 217L72 218V216H71V217H69V218L75 219ZM97 217H98L97 219H99V215H97ZM107 217H105V218H107ZM115 217L113 216V219H116ZM137 217H136V218H137ZM150 217H151V220H148ZM189 217L186 218V219H185V218H182V220L184 221V224H183L184 227H185V224H186L185 222H187V221H185V220H188ZM192 217H194V218H192ZM205 217H206V216H205ZM250 217H251V216H250ZM78 218H76V219H78ZM119 218L116 220L117 222L114 221V220H113V221H114L115 223L118 224V223H119ZM126 218H127V219H126ZM147 218H148V219H147ZM153 218H155V219L153 220ZM159 218H160V217H159ZM168 218H169V219H168ZM201 218H204V217L201 216ZM206 218H207V217H206ZM209 218H210V219H209ZM254 218H255V217H253V219H254ZM16 219H17L19 222H18ZM76 219H75V220H76ZM79 219L76 220V221H78L77 223H79V224H77V226H78V228H79L78 231H81L80 228H82V230L84 231L85 229H87V228L89 227V226H87V224H86V227H87V228L83 229L82 225L84 226V222H85V223H89V222H90V224H91V222H92V221H90V219L88 220L87 217H86L85 219H86L88 222H87L85 219H83L84 222H83V221L80 222ZM108 219H107V220H108ZM160 219H162V218H160ZM192 219H193V220H192ZM244 219H245V218L243 217V221H244ZM248 219H249V218H248ZM12 220H14V222L17 221L18 225H17V223H15L16 225H14V223H13V225H12V223H11V222H13ZM60 220L62 221L61 224H60ZM66 220H67V219H66ZM66 220H65V221H66ZM69 220H70V219H69ZM69 220H68V221H69ZM75 220H74V221H75ZM103 220H104V219H103ZM103 220L100 219V220H98L96 223H95V221H93L92 223H94V224H95L96 226H98V227L100 226L101 228H99V229L103 230V228H105V229L107 228L106 224H105L106 227H103V226H104V225L102 224V223H103ZM111 220H112V219H111ZM111 220H110V221H111ZM201 220H202V219H201ZM240 220H241V218H240ZM257 220H259V219H257ZM39 221H40V222H39ZM68 221H67V222H68ZM104 221H105V220H104ZM147 221H148V222H147ZM169 221H170V222H169ZM180 221H181V220H180ZM198 221H199V219H198ZM202 221H203V220H202ZM205 221H206V219L204 220V223H205ZM222 221H223V220H222ZM243 221H242V222H243ZM250 221H252V220H250ZM254 221H255V220H254ZM5 222H6V224H5ZM37 222H39V223H37ZM71 222H72V221H71ZM82 222H83V224H82ZM98 222H100L101 225H103V226H101ZM108 222H109V221H108ZM108 222H107V223H108ZM125 222H126V221H125ZM161 222H162V223H161ZM174 222H175V225H176V223H179V224L175 226V225H174ZM193 222H195V224H194L195 226L193 225V227H194V228L196 227L195 230L198 229V230H197V232H198V231L200 230V229H199V228H200V227H199V224H200L201 221L197 222V220H196V221L194 220ZM209 222H206V223H208V224L210 225ZM214 222H213L209 227H215L216 222H215V223H214ZM223 222H224V221H223ZM223 222H222V224H223ZM226 222H225L224 224H226ZM255 222H256V221H255ZM2 223H3V222H2ZM9 223H11V224H9ZM19 223H20V224H19ZM26 223L24 224L25 227L22 228V231H23V229H25L24 231H26L27 228H28V229H31V228H32L31 226H29V227H30V228H29V227H28V223H27V224H26ZM33 223H32V224H33ZM64 223H65V222H64ZM73 223H75V225H74L75 228H73V229H76V228H77V227H76V222H73ZM73 223H71V224H69V225L72 226ZM80 223H81L82 225H80ZM105 223H106V221H105ZM109 223H113V222H109ZM115 223H114V225H113L114 227H115ZM122 223H124V222H122ZM126 223L128 224V222H126ZM139 223H140V222H139ZM139 223H137V224H138V227L141 229L142 226L140 227ZM196 223H198V224H196ZM29 224H30V223H29ZM39 224H41V226H40ZM44 224H45V223H44ZM47 224H45V225L47 226ZM57 224H56V225H57ZM66 224H67V223H66ZM66 224H63L62 227H60V226H59V227L62 229L63 226L66 225ZM90 224H89V225H90ZM94 224H91V225L93 226ZM117 224H116L117 227H118L119 225H121L120 227H122V225H123V224H121V223H119V225H117ZM127 224H126V225H127ZM170 224H171V225H170ZM180 224H181V225H180ZM213 224H214V225H213ZM219 224L221 225V222H220ZM219 224H218V225H219ZM245 224H247V223H245ZM252 224H254V223H252ZM252 224H251V225H252ZM11 225H12L14 228L12 227V229H11ZM26 225H27V226H26ZM69 225H68V226H69ZM131 225H132V224H131ZM151 225H152V224H151ZM151 225H149L148 227H149V229L151 228V230H152V229H153V228H152L153 225H152V227H151ZM154 225H155V224H154ZM173 225H174V226H173ZM188 225L186 224V227H185V228H187V229H184V232H183V233L180 232L178 229H177V231L175 232L176 234H177V233H178V234L180 233L181 235L183 234L182 236H183L184 238H183L182 236H180V235H178V234L176 235V234L174 233L176 236H179V237H180V238L177 237V239L173 238V242H175L174 240H177L175 243H172V244H175L176 247H177L178 245H180V244L182 245L183 243H184V244H187V243H188L187 245H189V243L192 242L190 239H189V241L186 240V241H188V242L184 241V239H187V238H185V236H186L188 230L190 229V227H192V225H191V226H189V228H188ZM196 225L198 226V228H197ZM201 225H202V223H201ZM247 225H249V224H247ZM247 225H246V226H247ZM21 226H20V227H21ZM79 226H81V227H79ZM96 226H95L96 229H94L93 227H92V230L90 229V231H91L92 233H93V229H94V232H95V230H96L95 233H98V232L100 231L99 229H97L98 227H96ZM128 226H129V225H128ZM128 226H127V227H128ZM133 226H134L135 228L137 227V226L134 225V224L132 225V227H131V226H130V227L133 228ZM157 226H158V228H156V226H154L156 229L154 228V229L152 230V232L154 231V232L152 233L153 235L155 234V230H157V232H158V229L160 228V227H159V224H158ZM168 226H169V227H170V226L175 227V231L173 230V229H174L173 227H172V229H171V228H169ZM178 226H179V227H178ZM206 226H207V225H206ZM236 226H235V227H236ZM241 226H242V225H241ZM246 226H245V227H246ZM15 227H16V228H15ZM20 227H19V228H20ZM44 227H45V226H43L42 229H43ZM49 227H46V228L49 229ZM53 227H52V229H54ZM69 227H70V226H69ZM84 227H85V226H84ZM109 227H112V226H109ZM109 227H108V229L112 231V228L110 229ZM120 227H119V228H120ZM138 227H137L136 229L133 228V229H135L136 231L138 230V234H139V235L137 234V235H138V237L136 236L137 238L133 237V236L136 235L135 230L133 231V229L127 228V230L130 229L131 231H133V234H134V235H133V234L130 232V230H129V237H128V238L130 239V241L128 240L129 242L127 241L128 238H127V236H126V234H128V233H127V232L125 233V232H124L125 230H123V231L119 230L118 232L116 231V232L118 233V235H120L121 232H124V233H125L124 236H126V239L122 236V234H123V233H122L120 236H121L124 240H123V239L121 240V239H120L121 237L118 236L119 239H117V237H116V239L110 238V239H111V240H110V243H111V241L113 242L114 240H116L115 242L118 243L119 240H120L119 243H121V242L123 241L124 244H125V240H126V241L128 242V244H129L131 241L134 242V238H135V241H136V239L139 241L138 238H140L141 240H143V241H142L143 243H144V241H145V243L147 244V242H151V241H153V240H154L153 237L156 238V236H157V234H158V233L156 232L157 234H155L153 237L150 238L151 240H149V237H150V235H151V234H150V233H151V230H149L148 228H146V229H148L147 232H146V233H143V235L145 234V236H142V234H141V236H140V233H141V232L139 231V228H138ZM146 227H147V226H146ZM163 227H162V228H163ZM166 227H164L163 229H165ZM193 227H192V229H194ZM201 227H202V226H201ZM216 227L220 229L221 226H220V227H219V226H216ZM216 227H215V228H216ZM226 227H225V228H226ZM249 227H250V226H249ZM9 228H10V230H9ZM38 228H35V229H38ZM65 228H66V227H65ZM67 228H68V227H67ZM89 228H90V227H89ZM123 228H126V226L124 227V225H123ZM142 228H143V227H142ZM144 228H145V227H144ZM207 228H208V227H207ZM207 228L205 229V231H207ZM223 228H224V227H223ZM225 228H224V229H225ZM5 229H6V230H5ZM42 229H41V230H42ZM61 229H59V230H60L59 234H58V232H57V233L52 232L51 228H50L51 231L46 229L47 231H50V232H48V234H46L47 232H43V233H45V235H46V236H44V239H45V237H46V238H49L50 235L52 236L53 234H54V235L57 234L56 239H59L58 241H63L62 243H66L67 241H66L65 239H67V238H66V237H63V236H65V234L63 233V231H65L66 229L63 230V229H64V228H63V229H62V233H61ZM73 229H72V230H73ZM169 229H170V230H169ZM201 229H202V228H201ZM203 229H204V228H203ZM203 229H202V230H203ZM227 229H229V228H226L225 230H227ZM18 230H19V232H22V231H21V228L18 229ZM18 230H16V231H18ZM69 230H70L71 232H70ZM69 230H68V231H69L70 233L67 232V231H66V232H67L70 236H71V234H72L71 237L76 236V233H78V234H77V237H74V238H73L74 241H75V239H78V237L81 238V235H80V234H82V237L84 236L83 239L85 240V236L89 237V236H90V233H91V232H90V233L88 232L89 230H88V231L85 230L84 233H87V232L89 233V234L87 233L88 235H85L82 231H81V232H77V231L75 230V232H76V233H75V232H72L71 229H69ZM98 230H99V231H98ZM106 230H107V229H106ZM161 230H162V229L160 228L159 231H161ZM172 230H173V231H172ZM186 230H187V231H186ZM190 230H191V229H190ZM190 230H189V231H190ZM202 230H200L201 233L198 232V234L201 235V234L206 233V232H204V231H202ZM222 230H223V229H222ZM13 231H12V232H13ZM16 231H14L15 233H9V235H10V234H13V236H15L14 238H13L12 235L10 236V238L12 237L11 244H13L15 240H17L16 238H17L18 236L16 237V235H19V234H20L19 232L17 233ZM29 231H31V230H29ZM29 231H27V232L29 233ZM33 231H34V230H33ZM43 231H45V229H43ZM120 231H121V232H120ZM141 231H143V229H141ZM144 231H145V230H144ZM144 231H143V232H144ZM148 231H149V233H148ZM178 231H179V232H178ZM217 231H218V230H217ZM227 231H228V230H227ZM229 231H230V230H229ZM51 232H52L53 234H50V235H49V233H51ZM66 232H65V233H66ZM105 232H108L109 235H110V233H114L113 231H112V232H109L108 230H107V231H104V230H103L102 232L100 231V235H101V233L104 234V235H101V236H100L99 234H95V233H94L95 235H99V236H93V237L91 236V237H92V238L95 237L94 239H96V238L100 239L102 236L104 237V236L106 235ZM185 232H186V234L184 235ZM192 232H193V234H194L193 236H195L196 231H192ZM192 232L190 231L189 234L191 233L190 235H192ZM194 232H195V233H194ZM202 232H204V233H202ZM218 232L221 233V231H218ZM222 232H225V233L227 234L226 231H222ZM232 232H233V231H232ZM5 233H6V234H5ZM74 233H75V235H74ZM108 233H107V234H108ZM117 233H116V235H115V234H112V235H110L109 237H111V236L114 237L113 235L117 236ZM130 233H131V234H130ZM161 233H163V232H160V233L158 234L157 238H156V240H158L159 243H155V244H153L154 246H155V245L158 246V244L161 245L162 242H163V244H165L164 241L166 240V238H165V240H164V238H163L164 236H163V234H161ZM215 233H217V232H215ZM225 233H222V234H225ZM14 234H16V235H14ZM22 234L25 235V236H24L25 239L28 238V239H27V242L31 241L32 238H34V237L37 236V235H35V236L33 235V237H32L31 239H29V237H31L30 235H31L32 233H31V234L29 233L30 235L27 234L29 237H28L25 233H22ZM34 234H35V233H34ZM60 234H62L63 236H61ZM146 234H147V235H146ZM209 234H210V233H209ZM212 234H213V233H212ZM222 234H221V235H222ZM233 234H234V233H233ZM9 235H7L8 238L5 237V238H6V241H7L8 239H10V238H9ZM47 235H49V236H47ZM66 235H67V234H66ZM79 235H80V236H79ZM91 235H92V234H91ZM130 235L133 237V240H131L132 238H131ZM200 235H199V236H200ZM210 235H211V234H210ZM210 235H209V237H211ZM218 235H219V234H218ZM227 235H228V234H227ZM230 235H232V234L230 233ZM38 236H37V237H38ZM51 236H50V238H51ZM58 236H59V237L61 236V237H60L61 239H62V237L65 238V239L61 240ZM106 236H107V235H106ZM139 236H140V237H139ZM147 236H148V237H147ZM151 236H152V235H151ZM161 236H162V238H160ZM199 236H198V237H199ZM205 236H206V234H205ZM207 236H208V235H207ZM219 236H220V235H219ZM223 236H225V235H223ZM20 237L22 238V235H21ZM37 237H36V238H37ZM39 237H43V236H39ZM52 237H54V236H52ZM57 237H58V238H57ZM87 237H86V238H87ZM91 237H89V238H91ZM103 237H102V238H103ZM109 237L107 236V237H104V238H108V239H109ZM142 237H143V238H142ZM144 237H146V238H148V239H146V238L144 239ZM168 237H169V236H168ZM181 237H182L183 239H181ZM187 237H188V234H187ZM200 237H201V236H200ZM200 237H199V239H202V238H200ZM202 237H204V236H202ZM220 237H221V236H220ZM220 237H218V238L220 239ZM227 237L230 238L229 236H227ZM227 237H226V238H227ZM2 238H4V237L2 236ZM2 238H0V240H2ZM36 238H34V239L36 240ZM50 238H49V239H50ZM104 238H103V239H104ZM159 238H160V239H159ZM171 238H172V235H171ZM188 238H189V237H188ZM190 238L192 239V237H190ZM193 238H194V237H193ZM195 238H196V237H195ZM195 238H194V239H195ZM206 238L208 239V237H205V239H206ZM221 238L224 239L223 237H221ZM22 239H23V242H24L25 239H24V238H22ZM34 239H33V241H31V242H29V243H26V241H25V245H23L22 240H20V241H18V242L15 241V242H16L15 244H18V243L21 242V244H22L23 246H26L27 249H30V250H28V251H31V248H30V247H32L33 245H32V246H30V245H31L32 242H33V244H34V241H35ZM37 239H38V238H37ZM39 239H40V238H39ZM51 239H53V238H51ZM68 239H69L68 241H70V240L72 241L71 238H68ZM94 239H93V240H94ZM98 239H97V240H98ZM152 239H153V240H152ZM161 239H162V242H160ZM167 239H168V238H167ZM194 239H193V240H194ZM196 239H197V238H196ZM205 239H204L203 241L199 242V243H197L198 241L196 240V243H197V244L194 243V242H195V240H194V242H192L193 244L190 243V245H193V246H194V245H199V246H201L202 243L205 244V243H207L208 241H209V242L211 241V240H209V239H211V238H209L208 241H207V239H206V240H205ZM212 239H214L213 235H212ZM215 239H216V235H215ZM219 239H217V242H219ZM222 239H220V240H222ZM3 240H4V239H3ZM18 240H19V239H18ZM28 240H29V241H28ZM40 240H41V241H40ZM40 240H39V241H40V243H41V242H42V238H41ZM53 240H55V237H54ZM64 240H65V241H64ZM89 240H90V239H89ZM89 240L87 239V241H89ZM117 240H118V242H117ZM146 240H148V241H146ZM163 240H164V241H163ZM179 240H180V242H181V240H182L183 242L180 243ZM227 240H232V238L227 239ZM12 241H13V242H12ZM37 241H38V240H37ZM39 241H38V242H39ZM43 241H44V240H43ZM46 241H47V239H45L44 242H46ZM48 241H49V240H48ZM48 241H47V242H48ZM76 241H78V240H76ZM91 241H92V240H90V242H91ZM94 241L96 242V240H94ZM94 241H93V242H94ZM106 241H107V239H106ZM106 241H105V242H106ZM168 241H169V239H168ZM213 241H214V240H213ZM3 242H4V241H2V242L0 241V245H1ZM8 242H9V241H8ZM38 242H37V243H38ZM44 242H42V244H43ZM79 242H80V241H79ZM93 242H92V243H93ZM127 242H126V244H127ZM140 242H141V241H140ZM154 242H156V241L154 240V241L151 242V243H154ZM166 242H167V240H166ZM169 242H170V241H169ZM169 242H168V243H169ZM185 242H186V243H185ZM217 242H216V244H217ZM221 242H222V241H221ZM225 242H226V241H225ZM225 242H223V243H225ZM6 243H7V242H6ZM9 243H10V242H9ZM40 243H38V245H39ZM52 243H54V241H52ZM92 243H91V245H92ZM145 243H144V245H145ZM151 243H148V244L150 245V247H149L150 249H151V246H153ZM177 243H179V244H177ZM211 243H212V242H210V244H208V245H211ZM227 243H228V242H227ZM227 243H226V244H227ZM11 244H10V245H11ZM15 244H13V245H15ZM28 244H29V245H28ZM42 244H41V246H48V244H50V241H49V243H47V245H45L46 243H45L44 245H42ZM59 244H60V243H59ZM77 244H78V243H77ZM103 244H104V243H103ZM103 244H101V245H103ZM107 244H108V243H107ZM126 244H125V245H126ZM132 244H133V243H132ZM136 244H137V243H136ZM184 244L182 245V250L184 249V247H183V246H185ZM218 244H219V243H218ZM218 244H217V245H218ZM229 244H230V243H229ZM27 245L30 246V247L28 248ZM35 245H36V244H35ZM35 245H34V247H32V249H33V248L35 249V247H36ZM38 245H37V247L39 248L40 245H39V246H38ZM54 245L56 246V245H58V243L56 242L55 244H52V246H54ZM66 245H67V244H66ZM66 245H65V246H66ZM80 245H81V246H80ZM80 245L78 244V246L81 248L83 245H82V244H80ZM94 245H95V243H94ZM94 245H92V247L90 246L91 248H93L92 250L95 249V246H96V245H95V246H94ZM101 245H100V248H99V249H102L101 247L104 246V245H103V246H101ZM113 245H114V244H113ZM113 245H112V246H113ZM117 245H118V244H117ZM117 245H116V246H117ZM119 245H120V244H119ZM175 245H174V246H175ZM181 245L178 246V247H181ZM213 245H214V244H213ZM213 245H212V246H213ZM217 245H215V246L217 247ZM2 246H3V244H2ZM4 246H5V243H4ZM6 246H7V245H6ZM17 246H18V245H15V246H13V248H14V247H17ZM41 246H40V247H41ZM52 246L50 245V247H49V246H48V247L51 248ZM63 246H64V245H61V244H60L59 246H56V248L59 249L58 247H60V248L62 249V248L65 247V246H64V247H63ZM78 246L74 244V245L72 246V248H73V247H78ZM88 246H89V245H88ZM120 246H121V245H120ZM120 246H118V247L120 248ZM137 246H138V245H137ZM174 246H173V247H174ZM204 246H205V245H204ZM221 246L223 247L224 245H221ZM230 246H231V244H230ZM230 246H229V248H230ZM8 247H10V246H8ZM11 247H12V246H11ZM19 247H21V246L19 245ZM79 247H78V248H75L74 250H79V251H78V254H79V252H80L81 255H82L81 252L84 253V251L88 250V248L90 249V247H87V246H86V248H85V247H82L81 249H80ZM96 247H97V249H98L99 246L97 245ZM104 247H105V246H104ZM122 247H123V245H122ZM147 247H148V246H147ZM178 247H177V248H178ZM197 247H198V246H197ZM197 247H196V248H197ZM24 248H25V247H23V250H22L23 252H25V251L27 250L26 248H25V249H24ZM41 248H42V247H41ZM41 248H40V249H41ZM46 248H47V247H45V250L48 251V249H46ZM52 248L56 251V248H54V247H52ZM143 248H144V247H143ZM152 248H153V247H152ZM185 248H186V247H185ZM218 248H219V247H218ZM250 248H251V247H250ZM253 248L256 249V250H259V247L257 248V246H256V248H255V247H253ZM253 248H252V251H254ZM2 249H3V248H2ZM2 249H1V250H2ZM11 249H12V248H11ZM18 249H19V248H18ZM21 249H22V248H20V252H21ZM34 249H33V250H34ZM53 249H52V250H53ZM61 249H60V251H61ZM64 249H65V248H64ZM69 249L71 250V248H69ZM69 249H67V250H63V253H62V251H61L60 253L58 252L59 255H58L57 252H56V254H57V256H58L59 258H57L56 254H55V257H54V258H57V262H56V259H55V261L52 260V259H54V258H52V259L50 258L51 260H49L48 257L53 256V254H52L51 252L49 253L50 256L47 255L48 257L45 258L44 255H43V256H41V255L44 254V253L46 254V252L43 251L44 253H42V254H41V252H40L41 255H39V252H38L37 250H36V252H35V250H34V253H35V254L33 253V254L35 255V257L37 256V258H35L34 255H32V252L30 253V254L32 255L31 257H28V256H30V255L26 256V254L24 255V253L21 252V253H23V255H21V253H19V254L16 253V257H15V259L12 258V259H14V261H13L12 259H11V260L8 259V262H9V263L11 262V264H13V262H14V264L18 263V262L16 261V260H17V255H18V257H19V255H20V256H22V259H23V256H24V258H27V259H28L26 262H25V260H24V261H20V262H22V264H26V263H27V264H28V263H29V264H32V263H34L35 261H38L37 264H40V263H42V262L44 261V259H46V261H48V260L50 261V262H48V263H47V262H44V263H46V264H49V263L52 264L53 262H54V264H55V263H57V264H62V263H63L62 261H64L66 264H72V263H73V264H76V263L78 264V262H79V264H86V263H84L85 260H86V259H84V258H88L87 260H89V256H90V255H93V252H94V253L97 252L96 250L93 251V252H92V250H91V251L89 250L90 255H88V257L85 256V255H83V257H82L80 254L78 255L77 253H75V252H77V251H74V250L72 249L73 254H75L74 257L76 256L77 258H76V257L74 258V257L72 256L73 254H71V251H70L69 254L66 255V258L63 259V258H64V257H63V256H64V252L68 251ZM83 249H84V251H83ZM105 249H107V248H104L103 250H105ZM109 249H110V248H109ZM113 249H116V248H112V249H110V250L113 251ZM133 249H135V250L130 249V251H132V252H131V253L129 252V253H130L129 255H131V254L134 253V254H133L134 257H133V256H129V255L127 254V252H126V249L124 250L126 253H125L124 251H121V250H122V248H121V250L118 251V253H121V254H122V255H120V256H121V261L119 260L120 258L116 257V256H119V254L117 255V252H116L115 250H114V252H116V253H113V255H114L116 258L113 257V255H112L111 252H108V251H107V254H108V255H105L106 257H102V258H105V259H104V260L101 259V260H103V262H105V260H107L106 262H108L109 258H110V260H111V258H113V259H112L113 261L111 260V264H112V263H116V260H117V259H118V261H117L118 264H119V263H122V264H125V263L127 264V263H129V264H130V263H132V262H133V263H138V262H136V257H137L136 255H138V257H137V261H138L139 257H140V258H141V256L144 257V253H143V255H142L141 252H143V251H141L140 248L137 249V248L134 247ZM141 249H142V248H141ZM160 249H162V248H160ZM167 249H168V248H167ZM222 249H223V248H221V251H222ZM226 249H227V248H226ZM24 250H25V251H24ZM38 250H39V249H38ZM49 250H51V249H49ZM81 250H82V251H81ZM118 250H119V249H118ZM136 250H137V252H138V250L140 251L139 254H138V253L135 254V253H136ZM165 250H166V249H165ZM169 250H170V249H169ZM171 250H172V249H171ZM175 250H176V249H175ZM179 250L181 251V248H180ZM179 250H178V251H179ZM189 250H191V249H189ZM7 251H8V250H7ZM14 251H17V248L14 249ZM18 251H19V250H18ZM55 251H54V252H55ZM98 251H99V250H98ZM100 251H101V250H100ZM100 251H99V252H100ZM224 251H225V250H224ZM226 251H227V250H226ZM9 252H10V251H9ZM26 252H27V251H26ZM37 252H38V253H37ZM54 252H53V253H54ZM86 252H87V254H89L88 251H86ZM91 252H92V253H91ZM101 252H103V251H101ZM144 252H145V251H144ZM173 252H174V251H173ZM175 252H176V251H175ZM175 252L172 253L173 255H169V254H168L169 256H168V255H167V256H168V257L172 256V258H173V256L175 257L174 254H176V255H177L176 257H177V258H180V257H178V256H180V255H178V254L175 253ZM242 252H243V251H242ZM10 253H11V252H10ZM27 253H28V252H27ZM61 253H62L63 255H60ZM66 253H68V252H66ZM109 253H110V255H109ZM123 253H124L125 255H127V256H125V258L127 257L126 259H129L128 257H131V260L129 259L128 261H126V259L124 258V261H126V262L123 261V262H124V263H123V262H122V259H123ZM150 253H151V252H150ZM153 253H154V252H153ZM162 253H163V252H162ZM169 253H170V252H169ZM181 253H182V252H181ZM184 253H185V252H184ZM194 253H195V252H194ZM201 253H202V252H201ZM244 253H245V256H246V257H248L249 255L251 256V254H252V252H251V254H250V252H249L248 254H247V252H243V254H241V255L238 253V254L241 256V257H240V256L236 253L237 257L240 258L239 261H241V260H243V259L245 260V256H244V258H242V255H244ZM253 253H255V252H253ZM258 253H259V252H258ZM258 253H257V254H258ZM13 254H15V252H14ZM70 254H71V255H70ZM84 254H86V253H84ZM95 254H96V253H95ZM99 254H100V253H99ZM115 254H116V255H115ZM140 254H141V255H140ZM157 254H158V253H157ZM160 254H161V253H160ZM163 254H165V252H164ZM182 254H183V253H182ZM246 254H247L248 256H247ZM257 254H255V255L252 254V255H253L254 257H255V256L257 257V259H255V258H254V259L258 262L260 257L258 256L259 254H258V255H257ZM11 255H12V254H11ZM11 255H10V256H11ZM69 255H70V256H69ZM139 255H140V256H139ZM146 255H147V254H146ZM153 255H154V256H153ZM153 255H152V256H153V258L155 257V258H154L155 260H156V259H157V260H160L161 258H162V260H160V261H157V260H156V261H155V260L152 258V259L154 260V261L152 262V261H149V260H152V259H149V260H148L149 257H147L146 259H147L148 264H149L150 262H152L153 264H154V262H157V263H159V264H162V262H164L165 259H166V257H165V259H164V256H165V255H163V257H162V255H161V256L158 255V258H156V257H157V256H155L156 254H153ZM193 255H194V254H193ZM211 255H212V254H211ZM234 255H235V254H234ZM236 255H235V256H236ZM7 256H8V255H7ZM7 256H5V257H7ZM14 256H15V255H14ZM14 256H13V257H14ZM38 256H39V257H40V256H41V257H44V258H42L43 261H42V259H41V261L38 260ZM60 256H62L63 258L61 259ZM78 256H80L81 259H78ZM84 256H85V257H84ZM108 256H109V257H108ZM148 256H149V255H148ZM152 256H151V257H152ZM184 256H185V254H184ZM187 256H188V255L186 254V257H185L186 259L188 258ZM206 256H207V255H204L203 257H206ZM212 256H213V255H212ZM250 256H249L248 258H250ZM253 256H252V258L248 259V260L250 261L248 264H258V263H256V262L254 261ZM8 257H9V256H8ZM8 257H7V258H8ZM41 257H40V258H41ZM67 257H68L69 259H68ZM71 257H73V258H71ZM80 257H79V258H80ZM97 257H98V255H97ZM145 257H146V256H145ZM159 257H161V258H159ZM168 257H167V258H168ZM176 257L173 258V259L176 260V259H177ZM181 257H182V256H181ZM191 257H192V258H195V257H198V255L195 256V257H193V256H191ZM203 257H201V255H200V257H199V258H201V259L203 260V262L199 261V260H201V259H198V258H197L198 261H197L196 258H195V260H196L197 262H194V263H193V261H191L189 258H188L189 260H188V259H187V260H188V261H191L193 264H195V263H197V264H202V263H203V264H206L207 262H210L211 260H214L213 257H212V258H213V259H212V258H210V257L208 256L211 260H210V259H207L208 257H207V258H204V259H205V260H204ZM229 257H231V256H229ZM19 258H20V257H19ZM82 258H83L84 260H82ZM93 258H94V256H93ZM95 258H96V257H95ZM95 258H94V259H95ZM106 258H107V259H106ZM114 258H115V261H114ZM133 258H134V259H133ZM185 258H183V261L180 259L181 262H183V264H185V261H184V260H186ZM235 258H236V257H234L233 261L238 259V258H237V259H235ZM241 258H242V259H241ZM2 259H3V258H2ZM36 259H37V260H36ZM60 259L62 260V261H60L61 263H59V261H58V260H60ZM67 259H68V260H67ZM71 259H76V261H78V262L75 263V260H74V262H73V260H71ZM99 259H100V257H99ZM142 259H143V258H142ZM146 259L143 260L142 262H145ZM169 259H170V258H168V260H169ZM252 259H253V260H252ZM3 260H4V259H3ZM34 260H35V261H34ZM69 260H70V261H69ZM79 260H82L81 262H83V261H84V262L81 263ZM101 260H99V261H101ZM133 260H134V261H133ZM168 260L166 259V262H164V264H166ZM207 260H208V261H207ZM215 260H216V259H215ZM218 260H219V259H218ZM229 260H230V259H229ZM229 260H227V261H229ZM231 260H232V259H231ZM248 260H247V261H248ZM0 261H1V260H0ZM5 261H6V260H5ZM12 261H13V262H12ZM51 261H52V262H51ZM66 261H67V262H66ZM68 261H69V262H68ZM90 261L92 262V260H89V262H87V261H86V262L90 264ZM94 261H95V260H94ZM94 261H93V263H94ZM99 261L96 260V261H95V264H97L96 262H99ZM140 261H141V259H140ZM161 261H162V262H161ZM171 261L173 262V264H175L173 260H169L168 263L170 264ZM178 261H179V260H177V262H176L177 264H178ZM204 261H206V262L204 263ZM220 261H221V260H220ZM220 261H219V263H217V261H216L215 263L220 264V263H221ZM224 261H225V260H224ZM251 261H252V262L254 261L255 263H254V262L252 263ZM1 262H2V264H6V263H7V262L4 263L3 261H1ZM20 262H19V263H20ZM70 262H71V263H70ZM103 262L98 263V264H103ZM160 262H161V263H160ZM186 262H187V261H186ZM199 262H200V263H199ZM211 262H212V261H211ZM213 262H214V261H213ZM235 262H236V263H232V261H231L230 263H232V264H237V263H239L238 260L235 261ZM19 263H18V264H19ZM44 263H42V264H44ZM93 263H92V264H93ZM108 263H110V262H108ZM108 263H106V264H108ZM152 263H151V264H152ZM157 263H155V264H157ZM179 263H180V261H179ZM226 263H227V262H226ZM7 264H8V263H7ZM34 264H35V263H34ZM63 264H64V263H63ZM116 264H117V263H116ZM142 264H145V263H142ZM146 264H147V263H146ZM180 264H181V263H180ZM186 264H191V263H186ZM207 264H208V263H207ZM211 264H213V263H211ZM227 264H228V263H227ZM246 264H247V263H246ZM259 264H260V262H259Z\"/></svg>",
	"mask_w": 264,
	"mask_h": 264
}]
</instances>
